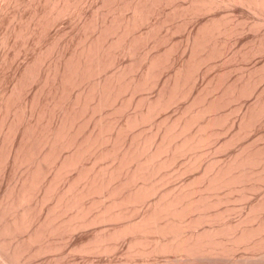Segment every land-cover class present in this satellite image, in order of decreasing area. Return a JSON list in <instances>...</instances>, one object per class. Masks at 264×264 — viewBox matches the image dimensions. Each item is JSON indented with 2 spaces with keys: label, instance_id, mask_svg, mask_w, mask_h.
Wrapping results in <instances>:
<instances>
[{
  "label": "rangeland",
  "instance_id": "1",
  "mask_svg": "<svg viewBox=\"0 0 264 264\" xmlns=\"http://www.w3.org/2000/svg\"><path fill=\"white\" fill-rule=\"evenodd\" d=\"M3 0H0V5H1V3H2V6H4L3 7V11H4V13L2 12V9H0V15L1 14H3V15H1L0 16V164H1V162H2V165H3V163H4V160L6 161L5 162V164H4V166H2V165H0L1 167H2V172L0 173V201H2V202H0V204H2V205H4L5 207L6 206H8V207H6L7 208V212H6V208L4 207V206H0L1 208L0 209H2V211L0 210V214L2 213L3 214V216H1L0 217V219L1 218H5V219H9L10 217L9 216H11V214H12V216H14V214H16L17 213V215L16 216H18L17 217V220H19V219H21V221H20V223L17 221V223L18 224H20V225H23L22 224V220H23V215H22V212H24V210H26V209H28V211H27V213L29 212L30 214H31V216H36V218L34 217L33 218V221L35 222V221H37L38 223H40L41 221V223H43L44 222V220L47 218V220L45 221L46 222V224H48L49 222H51V223H49V224H51L50 226L48 225V226H45L44 225V223L43 224H38L37 222H32V224H34V226H28V225H26V226H20L19 225V228L15 231V232H13V230H12V232L11 231H3L4 230V228H2L1 227V225L3 226V227H5V228H7V226L8 225H11V223L10 222H12V220H13V217L12 218H10L9 220H8V222L10 223H8L5 219H1L0 220V227H1V229H3V230H1L0 229V231H2L1 233H0V241H2L3 240V243L2 242H0V264H15L16 263V261H17V264H19V262H20V264H117L118 262V264H149V262L151 261V264H154L155 262H153V260L154 261H156V260H161L162 262H164V264H166L165 262H168V261H170V262H168L167 264H181V262H179V260L182 258L181 256H182V254H176V253H173V252H171L170 251V253H171V255L167 252V251H165L166 252V254H165V252L163 251V250H161L159 247L161 246V245H163V243L165 244V242L164 241H166V240H168V242L172 239L171 237L173 236V235H171L170 233H167L168 235V237L167 236H165V234H163L166 238H165V240L163 239V237L164 236H162V234H157L156 232H153V231H146L145 233L143 232V233H141L140 231L139 232H132V233H129L128 234V236H126V234H124V237H126V238H123V234H118V233H120L121 232V230H122V228H124L125 227V224H127L128 222L127 221H132L131 219H133V218H135V220H137L144 212H147V211H150L151 209H152V207L154 206L153 204L154 203H152V205L150 206V201L152 200V202H155L156 200H158L159 198H166V196H168L169 195V198H171L172 197V195H174V193H175V191L176 192H178L177 190V188H179V190L180 189H182L183 188V190H184V193L182 192V190H180L181 192L179 193L181 196H184V198H186V199H193V197H198V195H201V196H199L198 198L200 199L202 196H204L205 197V199L206 198H210V199H203L204 201H208V206L210 207H208L207 209H205V208H203L204 210H202V207H201V211H200V213L202 214V212L204 213V214H206V213H208L209 214V216H211V217H208V214H207V216L205 217V219H204V217L203 216H205L204 214H203V216L200 214V217H199V211H198V209L196 210V211H194L195 212V214L199 217H197L198 219H200V218H202V219H204V220H206V222L203 220L202 222L204 223V224H201V222L199 223V224H201V225H199V224H197V227H194L192 230H189L190 232L191 231H193V230H195V231H200L201 233H204V232H202V229L204 230V229H206V231H208L207 233H209L210 232V234L212 235V233L211 232H214L215 230H213V229H211L212 227H217L218 228V230H222V229H225V227L227 226L228 228L227 229H225V232H223V231H221V234L220 233H218V234H216L215 235V237H216V239L218 240L219 239V247H218V253H213V254H210V255H205V257H204V255H203V257L202 256H199V257H201V258H198V256H196V257H194V259H193V257H187L186 255H184L183 256V258L181 259L182 260V264H185L186 262V264H204V263H207V264H221V263H223V264H235V263H237V264H240V262H242L241 264H248L249 263V261H251L249 264H262V263H264V261L262 262V260H264V248H262V246L261 245H263V247H264V244L262 243V242H260V241H263L264 242V234H263V232H264V222L262 221V220H264V206L262 205V204H264V202H261L262 200H261V198H263L264 199V183L262 182V181H264L263 179H264V167H263V164L262 163H264V161H262V158H263V160H264V157H262V156H264L262 153L264 152V114L262 113V112H264L263 110H264V82H263V80L264 79H262V78H264V69L261 71V69H259L258 67H264L263 65H264V27H262L263 25H264V23H263V21H264V19H262V18H264L263 17V15L264 14H262L261 12V14L260 13H256V12H253V13H255V14H253V13H251L252 12V9H248V8H246L245 9V7H234L235 9H237V11L236 10H234L233 9V7H222V8H218L217 10H215V8H213V9H211L210 10V12L208 13L206 10V12L205 11H202V10H204L202 7V5H205L207 2H209V1H212V0H209V1H207V0H200V2L199 1H196V3H195V5L198 3V5H201V6H198V7H196L195 5H194V2L195 1H193L192 0V2H191V0H188V1H186V0H160V2H159V0L157 1V0H153L154 1V3H153V1L152 0H150V4L152 3L153 5L151 6V11L152 10H154L155 12L154 13H152L151 12V14H149L148 15V23H145L144 25L145 26H141V27H139V29H141V30H139V29H137L138 30V32L137 33H139V32H141L142 33V35L141 36H134V38H133V33H131L132 34V36L130 35V37L129 36H125L126 38L127 37H129V38H127V39H125L124 38V36H117V38H116V36H107V37H105L106 39H108V40H106V39H104V36H93V35H95V34H90L91 36H89V34L87 35V36H85L84 35V29H82L83 27H85V25L86 24H84L85 23V17H87V20H86V23H87V21L89 22V21H91V20H88V18L89 19H93V17L94 18H100L99 20H103V18L104 19H109V18H111L112 16V14H114V13H117V12H113L112 14H109L108 13V15L106 14V12L108 11V8H109V6L111 7V6H117L119 3L118 2H122V3H128L129 2V0H124V1H120V0H117V3L118 4H115L116 2H113L112 0L110 1V0H87L88 2H86L85 0L83 1H81V3H79V5H78V3H77V5L79 6V7H77V11H75V9L73 10V15L72 14H67L66 15V17H63V18H61L60 20H58L54 25H51V26H49V25H47V27L46 28H48V29H45L44 30V26H42V23H41V20H40V18L42 19L43 18V15L45 14V12H46V10H47V8H48V6H49V3H46V4H48V5H46V4H44L45 3V0H41V2H40V0H35V2L36 1H38V2H36V3H39V5L37 4H33L32 2H34V1H32V0H12V1H8V0H6V4L8 5H11V6H8V8L10 7V9L8 10H6V8H5V2L3 1ZM20 3H19V2ZM32 1V2H31ZM131 2H134V1H132V0H130ZM152 1V2H151ZM161 1H162V3H161ZM170 1V2H169ZM184 2V4L182 3V2ZM186 1V2H185ZM9 2V3H8ZM12 2V3H11ZM16 3V5H14L15 3ZM18 2V3H17ZM28 2H30L29 4H28ZM34 2V3H35ZM46 2H48V0L46 1ZM112 4H115V5H112ZM131 2H129V3H131ZM156 2V3H155ZM159 2V3H158ZM168 2V3H167ZM172 2V3H171ZM177 3V6L179 7H175L174 6V4H176ZM181 3V4H179V3ZM204 4H203V3ZM3 3H4V5H3ZM22 3V5H18V4H21ZM25 3V4H24ZM85 3H87L86 5H84ZM105 3V4H104ZM106 3H108V4H106ZM191 3H193V4H191ZM202 3V4H201ZM212 3V2H211ZM28 4V5H27ZM31 4H32V6H31ZM100 4V5H99ZM159 4V5H158ZM165 4V5H164ZM166 4H167V6H169V7H166ZM171 4V5H170ZM188 4V5H187ZM7 5H6V7H7ZM14 5V6H13ZM26 5V6H25ZM43 5H45L44 7L45 8H43L42 6ZM81 5V6H80ZM83 5H84V7H83ZM99 5V6H98ZM183 5V6H182ZM191 5V6H190ZM207 6L209 5H211L210 3H208V4H206ZM205 5V6H206ZM20 6H22V7H20ZM25 6V7H24ZM30 6V7H29ZM36 6V7H35ZM38 6H39V8H38ZM97 6V7H96ZM101 6V8H102V10L104 9L106 12H104L103 13V11H101V8H99V10H97V8L98 7H100ZM154 6V8H152ZM156 6V7H155ZM162 6V7H161ZM188 6V8H186V7ZM195 6V7H194ZM17 7H20V8H17ZM26 7H28V8H26ZM34 7V8H33ZM83 9H82V8ZM106 9H105V8ZM164 7V8H163ZM165 7H166V12H165ZM175 7V8H174ZM185 7V8H184ZM192 7H194V8H197V9H195V13H194V11L192 12ZM199 7H201L202 9H200ZM16 9V11H15V9ZM22 8V9H21ZM36 9L35 11L33 10V9ZM41 8H42V10H41ZM159 8V9H158ZM161 8H162V11H161ZM172 8H173V10H172ZM177 8V9H176ZM194 8H193V10H194ZM198 8L200 9L198 12L196 11V10H198ZM86 9H88V10H86ZM96 9V10H95ZM170 9V10H169ZM178 10V11H180V14L178 13V11H177V14H176V12H175V10ZM181 9V10H180ZM183 9H185V11H184V13H181V11L183 12ZM190 9H191V11H190ZM229 9V10H228ZM238 9H239V11H238ZM248 9V10H247ZM83 10V11H82ZM169 10V11H168ZM220 10V11H219ZM235 12H234V11ZM246 10V11H245ZM19 11V12H18ZM40 13H38V12ZM41 11H44V12H41ZM74 11H75V13H74ZM87 11V12H86ZM98 11H100V13L98 12ZM159 11H161L162 13H160ZM172 11H174V13L171 12ZM189 11V15L191 14V12H192V14L194 15H188L187 14V12ZM220 12V14H218L219 12ZM229 11H230V13H229ZM247 11H249V12H247ZM2 12V13H1ZM15 12V13H14ZM32 12V13H31ZM76 12H77V14H76ZM78 12L81 14V15H83V16H81V15H79L78 14ZM83 14H82V13ZM89 12V13H88ZM92 12V13H91ZM93 12H97L96 14L95 13H93ZM160 14H158V13ZM169 12V13H168ZM204 12V13H203ZM217 12V13H216ZM227 12V13H226ZM235 14H234V13ZM16 15L17 13V17H16V20L15 19H13L12 17H14L15 15ZM43 15H42V14ZM106 14V16L105 15H102V14ZM157 13V14H156ZM198 13V14H197ZM206 13V14H205ZM210 14H212V15H210V17H208ZM238 15H237V14ZM241 13V14H240ZM249 13V14H248ZM32 14H34V17H33V15ZM35 14H38V15H35ZM89 14V15H88ZM99 14V15H98ZM102 16H101V15ZM118 14V13H117ZM171 14V15H170ZM185 14V15H184ZM204 14V15H203ZM224 14H226V17H225V15ZM257 14V15H256ZM260 14V15H259ZM14 15V16H13ZM32 17H31V16ZM81 16V17H83L82 19H81V17H77V16ZM88 15V16H87ZM96 15V16H95ZM109 15H110V17H109ZM116 15V14H115ZM119 15V14H118ZM154 15V16H153ZM158 15L160 16V17H158ZM163 15V16H162ZM165 15L167 16V17H165ZM174 15H176V16H174ZM180 15V16H179ZM183 15H184V17H183ZM195 15H197V16H195ZM217 15V16H216ZM222 15V16H221ZM230 15V16H229ZM236 15V17L234 18V16ZM240 15V16H239ZM241 15L243 16L242 18H241ZM248 15V16H247ZM251 15H253V16H251ZM11 16V17H10ZM41 16V17H40ZM70 16V17H69ZM93 16V17H92ZM108 16V17H107ZM157 18H160L159 20H157L156 19V17ZM173 16V17H172ZM186 16H188L189 18H191L190 20H191V23H187L188 21L190 22V20H188L189 18L188 17H186ZM207 16V17H206ZM213 16H214V18H216L215 20H213ZM223 16L225 17V18H223ZM229 17V19H228V17ZM246 16V17H245ZM250 16H251V18L253 19H251L250 18ZM255 16H256V18H255ZM260 17V18H258V17ZM8 17H9V20H8ZM31 17V18H30ZM102 17V18H101ZM155 17V18H154ZM165 17V18H164ZM182 17V18H181ZM197 17V18H196ZM220 17H222L221 19H223V21H222V23H221V20L219 19ZM232 19H231V18ZM245 17V18H244ZM11 18V19H10ZM30 18V20H32V21H30V20H27V19H29ZM35 18H37L38 19V22H37V19H35ZM67 18V19H66ZM81 19V20H79V21H82V22H78V20H76V19ZM161 18H163V19H161ZM170 18H172V20H170ZM184 18V19H183ZM193 18V19H192ZM247 18V19H246ZM249 18V19H248ZM25 19H26V21H27V23H26V21H25ZM74 19H75V21H74ZM151 19V20H150ZM153 19V20H152ZM169 20V21H167V20ZM176 19V20H175ZM186 19H187V22H186ZM196 19H198V20H196ZM201 19H203V20H201ZM208 19H210V20H208ZM219 19V20H218ZM225 19V20H224ZM229 21H228V20ZM235 19H236V21H235ZM237 19H239V20H237ZM246 19V21H249V22H246V21H244V20ZM254 19H257V22L258 23H256V20H254ZM12 22H11V21ZM23 20L25 21V23H23ZM36 20V21H35ZM64 20H66V21H64ZM70 21V24H69V21ZM162 20V21H161ZM165 20H166V22H169V23H164L165 22ZM173 20H175L174 22H172ZM181 20H183V21H181ZM193 20L195 21V22H193ZM233 20V21H232ZM241 20V21H240ZM252 20V21H251ZM7 21H8V24H7ZM16 21V22H15ZM37 23V25H36V23ZM84 21V22H83ZM153 21H155V23H157V24H155ZM203 23L204 21V23H207V22H210V23H207L208 24V26L209 27H211V29H212V27L214 26V29H212L213 30V32H211L212 33V35H209L208 33H210V31H212L210 28H209V31H207V32H205V35L207 34L208 36H207V39H204V38H206V36H203L204 35V33L202 34V33H200L201 35H202V37H199V36H197V29L196 28H198L199 26H200V24H201V22ZM207 21V22H206ZM214 22V24H213V22ZM228 21V23H226ZM232 22V24H230L231 22ZM242 21H244V22H242ZM253 21H255V22H253ZM14 22V23H13ZM30 22H31V24H30ZM73 22V23H72ZM77 22V23H76ZM181 22H186L187 23V26L185 25L186 23H181ZM196 22H198V23H196ZM200 22V23H199ZM219 22V23H218ZM237 22H239V23H241V25L243 26V28H241V32H240V29H238V28H240V24L239 23H237ZM246 22V23H245ZM262 22V23H261ZM11 23H13L12 24V26L14 25L15 26V29H14V27H12L10 24ZM33 23V24H32ZM62 23V24H61ZM65 23V24H64ZM68 23V24H67ZM74 23H76V25L74 24ZM82 23V24H81ZM161 25H160V24ZM163 23V24H162ZM203 23V24H204ZM216 23H218V24H216ZM224 23H225V25H224ZM236 23V25H234V24ZM243 23V24H242ZM249 23V24H248ZM253 23H256V24H253ZM30 24V25H29ZM61 24V25H60ZM72 24V25H71ZM74 24V25H73ZM83 24H84V26H83ZM148 24V25H147ZM153 24H155V25H153ZM180 24V25H179ZM182 24V25H181ZM191 24V25H190ZM202 24V25H203ZM211 24H213V25H211ZM220 24H221V27H220ZM251 24H252V26H251ZM24 25V26H23ZM26 25H28V26H26ZM34 25H36V26H34ZM82 25V26H81ZM152 25H153V27H152ZM163 25V26H162ZM176 25H178V26H176ZM192 25H193V28H192ZM216 25H218V26H216ZM223 25V26H222ZM229 25V26H228ZM239 25V26H238ZM11 26V27H10ZM20 26H21V29H20ZM22 26L24 27V28H22ZM26 26V27H25ZM40 26H41V28L42 29H39L40 28ZM46 26V25H45ZM49 26V27H48ZM76 26H78V27H76ZM79 26H81L82 28H80ZM149 26V27H148ZM157 27V29H154L155 27ZM161 26V27H160ZM166 26V27H165ZM172 26V27H171ZM181 26H182V28H181ZM188 28V29H186V30H184L186 27ZM190 26V27H189ZM204 26V25H203ZM202 26V27H203ZM231 26V27H230ZM232 26H234V27H236V28H232ZM29 27V28H28ZM36 29H35V28ZM56 27V28H55ZM77 28V30L75 29V28ZM145 27V28H144ZM151 27V28H150ZM164 27H165V29H164ZM169 27H170V29H169ZM174 27V28H173ZM179 27V28H178ZM183 27H184V29H183ZM194 27H196V28H194ZM201 27V28H202ZM227 27H229V28H227ZM238 27V28H237ZM9 28H11V29H9ZM26 28V29H25ZM59 28V32L57 31V29ZM68 28V29H67ZM71 30H70V29ZM161 28V29H160ZM178 28V29H177ZM192 28V29H191ZM201 28H198L199 30L201 29ZM225 28H227V29H229V30H225ZM231 28V29H230ZM254 29L255 28V31H253L252 29ZM13 29H14V31H13ZM17 29H19L17 32H16V30ZM38 29V32L36 31ZM51 29V30H50ZM142 29L144 30V31H142ZM149 29V30H148ZM159 29L161 30L160 32H158L159 31ZM164 29V30H163ZM171 29L173 30V31H175L174 33H173V31L171 32ZM175 29V30H174ZM181 29V30H180ZM203 29V28H202ZM216 29H218L217 30V32L215 31ZM219 29H220V31H219ZM235 29H236V32H234L235 31ZM11 30V31H10ZM22 30V31H21ZM26 31V33H25V31ZM33 30H34V32H33ZM41 30V31H40ZM47 30V31H46ZM63 30H65V31H63ZM74 30V31H73ZM145 30L147 31V33L145 32ZM150 30H152V31H150ZM156 30V31H155ZM169 30V31H168ZM179 30L181 31V32H179ZM191 30V31H190ZM198 30V31H199ZM221 30H222V34H219L220 32H221ZM234 30V31H233ZM237 30L240 32V33H238L237 34ZM242 30H243V32H242ZM11 33H10V32ZM29 31V32H28ZM31 31L33 32V33H31ZM40 31V32H39ZM45 31V32H44ZM49 31V32H48ZM74 33H73V32ZM76 31H78V33H77V35L75 34L76 33ZM149 31V32H148ZM176 31H178V32H176ZM188 31H190V32H188ZM201 31V30H200ZM232 31V33H230ZM244 31H245V34H244ZM10 34H9V33ZM21 32V33H20ZM24 32V33H23ZM42 32H44V33H47V34H44V33H42ZM60 33V34H58V33ZM63 32V33H62ZM71 32V33H70ZM81 34H80V33ZM135 32V33H136ZM152 32V33H151ZM165 32V33H164ZM167 32V33H166ZM171 32V33H170ZM16 33V34H15ZM18 33V34H17ZM28 33V34H27ZM29 33H30V35H29ZM35 33H37V35L35 34ZM49 33V34H48ZM83 33V34H82ZM151 33V34H150ZM153 33H155V34H153ZM157 33H159V34H157ZM169 33V34H168ZM173 33V36L171 35ZM189 34V35H186V34ZM196 34V36H195V34ZM210 33V34H211ZM215 33V34H214ZM230 33V35H228ZM235 33H236V35H235ZM22 34H23V36H22ZM26 34V35H25ZM40 34H42L41 36H39ZM80 34V35H79ZM149 34V35H148ZM164 34V35H163ZM175 34V35H174ZM192 34V35H191ZM217 34V35H216ZM223 34H225L224 36H223ZM232 34H234V35H232ZM241 34V35H240ZM263 34V35H262ZM4 35V36H3ZM10 35V36H9ZM13 35V36H12ZM16 35H18V36H16ZM29 35V36H28ZM45 35V36H44ZM47 35V36H46ZM60 35H62V36H60ZM81 35H83V36H81ZM135 35V34H134ZM143 35H144V37L146 38H143ZM154 35V36H153ZM155 35H157V36H155ZM159 35V36H158ZM170 35V36H169ZM191 35V36H190ZM194 35V36H193ZM213 35L215 36V37H217L218 36V38H214L213 37ZM221 35V36H220ZM228 35V36H227ZM238 35V36H237ZM149 38H148V37ZM193 36V37H192ZM211 36V37H210ZM118 37L119 38H121V39H118ZM189 37H191V38H189ZM199 37V38H198ZM204 37V38H203ZM212 37H213V39L214 40H212ZM113 38V39H112ZM123 38H124V41H123ZM132 38V39H131ZM137 38V39H136ZM148 38V39H147ZM189 38V39H188ZM194 38H197V39H199V40H204V43H203V41L201 42L200 41V45H198L199 43H197V44H195L197 41L199 42V40H195ZM114 39H116V40H118V43L114 40ZM102 40H103V42H102ZM106 40V41H105ZM114 42H113V41ZM127 40V41H126ZM132 40V41H131ZM191 41V42H188V41ZM195 42H194V41ZM206 40V41H205ZM211 40V41H210ZM215 40H216V43L218 42V44H216L215 43ZM96 41V42H95ZM107 41H108V44H107ZM110 41H112V42H110ZM122 41V42H121ZM194 43H193V42ZM90 42L92 43L91 45H90ZM100 42V43H99ZM102 42V43H101ZM207 42H209V43H207ZM211 42V43H210ZM257 42V43H256ZM260 42H262L261 44H259ZM94 43V44H93ZM95 43H97V44H99V45H95ZM106 43V45L104 46L103 44H105ZM112 43V44H111ZM116 43V44H115ZM121 43L123 44L122 46H121ZM126 43V44H125ZM191 43V44H190ZM205 43H207V44H205ZM215 43V44H214ZM88 44H89V46L91 47L90 49H94L95 47V50L96 51H98V52H96V51H91L90 52V49H89V46H88ZM118 44H120V45H118ZM188 44H190V45H188ZM202 44V45H201ZM203 44H204V47H203ZM211 46V48L209 47V45ZM212 44V45H211ZM85 45H87L88 46V49H89V51H88V49H87V47L85 46ZM103 45V46H102ZM110 45H111V49H109L110 48ZM116 45H118V46H116ZM124 45H126V46H124ZM128 45H129V47H128ZM205 45H207V46H205ZM215 45H216V48H215ZM253 45H255V47L253 46ZM107 46V47H106ZM113 46V47H112ZM116 46V47H115ZM189 46V47H188ZM194 46V47H193ZM195 46H197V47H195ZM200 46V47H199ZM213 46H214V49H213ZM84 47H86L85 49H84ZM97 47L99 48V50L97 49ZM100 47H102V48H100ZM106 47V48H105ZM122 47V48H121ZM192 47V48H191ZM200 49H199V48ZM203 47V48H202ZM207 47H208V49H207ZM259 48V49H257V48ZM105 50H104V49ZM115 48V49H114ZM118 50H117V49ZM129 48V49H128ZM194 48H196V49H194ZM220 48V49H219ZM254 48H256V49H254ZM82 49L83 50H87L86 52H89L90 54H89V57H90V55H92L94 52H95V54L92 56V57H94V59L95 60H97V62H99V64L101 63V61H102V63L104 64V62H106L105 64H104V66H103V64H100V66H98L99 64L93 59V58H91V59H89L86 55H88L85 51L84 52H82ZM100 49H102V50H100ZM107 49V50H106ZM122 51V53L120 52V50ZM124 49H126V50H124ZM190 49V50H189ZM195 50L196 52H194V54L193 53H191V52H193L192 50ZM203 49L205 50L206 49V51H203ZM215 49H217V51L215 50ZM103 50L105 51V53L103 52ZM108 50H110V51H108ZM112 50V51H111ZM116 50V51H115ZM198 50V51H197ZM212 50V51H211ZM219 50V51H218ZM260 50H262L261 51V53H260ZM114 51V52H113ZM204 52V53H201V52ZM215 51V52H214ZM220 51H223L224 52V55H223V53L222 52H220ZM248 51V52H247ZM82 52V53H81ZM101 52H103V53H101ZM109 52V53H108ZM112 52V53H111ZM115 52H116V55H115ZM205 52H206V54L207 53H210V52H212V53H210V54H208V56H206V54H205ZM245 52V53H244ZM249 52H250V54H249ZM254 52V53H253ZM257 54H256V53ZM119 53V54H118ZM198 53H201V54H203V55H201V54H199V56H196ZM244 53V54H243ZM80 54H81V56H80ZM100 54V55H99ZM106 54H109V57L107 58V55ZM189 54V55H188ZM190 54H193V55H195V57H193L192 55H191V57H193V58H191L190 57ZM243 54V55H242ZM247 54H248V56L250 55V57H248L247 56ZM254 54L255 55H257V57L256 56H254ZM98 57H97V56ZM101 55L103 56V57H105V58H103V57H101ZM106 55V56H105ZM216 55V56H215ZM217 55H220V56H217ZM223 55V56H222ZM241 55H242V57H243V59H250V63H248V60H247V62L245 61V60H243L242 61V57H241ZM83 56V57H82ZM96 56V57H95ZM201 56H203V57H201ZM215 56V57H214ZM244 56H245V58H244ZM251 56H253V57H251ZM81 59H80V58ZM153 57H154V59H153ZM213 59H212V58ZM248 57V58H247ZM78 58V59H77ZM84 58H86L87 60L89 59V60H91V62L89 61H87V62H85L84 61ZM101 59V61H100V59ZM109 58H110V60H109ZM114 58V59H113ZM158 58V59H157ZM187 58L188 59H192V62L190 61V60H187ZM195 58V59H194ZM198 58V59H197ZM199 58H200V60H201V58L204 60H206V61H208L209 59H211V61H208V62H206L205 60L203 61H201V65H198V64H200V60H199ZM214 58H215V60H214ZM251 58L253 59L252 60V62H251ZM106 59V60H105ZM157 59V60H156ZM76 60H81V61H76ZM94 60V61H93ZM112 60V61H111ZM153 60V61H152ZM161 60V61H160ZM195 60H198V62L196 61V63H195ZM83 61V62H82ZM149 61H152V62H149ZM156 62V64L154 65V63ZM187 61V62H186ZM188 61H190L191 63H193V64H191L192 65V70H191V66L190 65H188L187 63H189L190 64V62H188ZM75 62L76 63H78V64H75ZM80 62V63H79ZM84 62H85V65H86V63H88L86 66L84 65ZM97 64V65H94L95 63ZM111 63V64H109V63ZM214 62V65L212 64ZM246 63V66H248V67H246L244 64ZM72 63H74V64H72ZM82 63V64H81ZM89 63H90V65H89ZM93 63V64H92ZM161 63V64H160ZM186 63V64H185ZM213 65H211V64ZM73 65L72 67L70 66V65ZM81 64V65H80ZM109 64V66H107ZM157 64H158V66H157ZM205 64H206V66H207V64H208V66L206 67L205 66ZM210 64V65H209ZM243 64V65H242ZM78 66V68H80L79 69V71L77 70L78 68H77V66ZM148 65H149V70H148ZM152 65V66H151ZM161 65H162V67H161ZM182 65L184 66L185 65V67L183 68L182 67ZM186 65H188V66H186ZM194 65V66H193ZM241 67H240V66ZM81 66L83 67V69H87L86 71L85 70H82V68H81ZM89 66V67H88ZM90 66H92L91 68H90ZM97 66V68L96 69H98V67H99V69L100 68H102L101 70V73H100V70L98 71V70H96L95 69V67ZM159 66L161 67V68H159ZM245 66V67H244ZM255 66V68H254V70L256 71H254L252 68ZM69 67V68H68ZM72 68V70L70 71V69ZM182 67V68H181ZM250 67V68H249ZM252 67V68H251ZM88 68H89V70L90 69H92V71H94V70H96V71H94V73L92 72V74H90L91 73V70H90V73L89 72H87L88 71ZM106 68V69H105ZM154 70H152V69ZM155 68V69H154ZM177 68H179L180 69V71L178 72V70H177ZM185 68L186 69H188V70H190V71H188V70H186V71H188V72H186L185 71ZM198 69V74L196 73V69ZM200 68V69H199ZM208 68V69H207ZM247 68V69H246ZM67 69H69V70H67ZM75 69V70H74ZM159 71H158V70ZM160 69H162V70H160ZM181 69H182V71H184V72H182L181 73ZM184 69V70H183ZM195 69V70H194ZM245 69V70H244ZM82 72H81V71ZM116 70V71H115ZM147 70V71H146ZM155 70H156V72H155ZM201 70V71H200ZM66 73H65V72ZM70 71V72H69ZM99 73H98V72ZM119 71V72H118ZM150 71V72H149ZM192 71H194L195 72V77L196 78H194L193 76V72ZM261 71V72H260ZM68 72V73H67ZM73 72V73H72ZM75 72H76V74H75ZM77 72H79L80 74H82L81 76H79L78 74H77ZM84 72H85V74H84ZM112 72V73H111ZM114 72V73H113ZM123 72V73H122ZM125 72V73H124ZM147 72H148V74H149V76H147ZM154 72V73H153ZM158 72H161V73H158ZM178 72V73H177ZM185 72H186V76H184L185 75ZM189 72H191V73H189ZM255 72V73H254ZM71 75H70V74ZM86 73H88V74H90V75H88V74H86ZM111 73V74H110ZM119 73V74H118ZM146 73V74H145ZM151 73V74H150ZM176 73V74H175ZM260 73H261V75L263 76V77H261V75H260ZM63 74V75H62ZM67 74V76H65ZM69 74V75H68ZM75 74V75H74ZM108 74H110V76L111 77H114L115 75V80H114V78H111ZM113 74H115V75H113ZM121 74V75H120ZM144 74H145V76H147V77H150L149 79L147 78L146 79V77L144 76ZM153 74H155V75H153ZM174 74H175V76H176V80H175V76H174ZM182 74V75H181ZM189 74H190V76H189ZM224 74V75H223ZM245 74V75H244ZM247 74V75H246ZM249 74V75H248ZM257 74H259V75H257ZM74 75V77H72ZM84 75V76H83ZM86 75V76H85ZM106 75V76H105ZM113 75V76H112ZM177 75H178V78H177ZM197 75H198V77H197ZM220 75L222 76V77H220ZM226 75V76H225ZM243 76V79H241L242 77H240V76ZM70 76V77H69ZM76 76H78L79 77V79H78V77H76ZM88 76H89V78H88ZM108 76V77H107ZM132 76V77H131ZM134 76V77H133ZM239 78H238V77ZM249 77V79L247 78V77ZM62 77V78H61ZM65 77V78H64ZM67 77H68V79H67ZM88 78V80H87V78ZM106 77V78H105ZM123 77V78H122ZM181 77L183 78V77H185L186 79H188V81H189V79H190V81L189 82H186L187 80H185V78H183V80H185V81H183L182 79H181ZM190 77V78H189ZM220 77V78H219ZM229 80V81H227L226 80V78ZM257 77V78H256ZM64 78V79H63ZM77 79V80H79L78 82H79V84H76V80H75V82H74V79ZM80 78H81V80H80ZM83 78V79H82ZM84 78H86V80L84 81ZM102 78V79H101ZM118 78H119V81H118ZM126 78V79H125ZM132 78V79H131ZM135 78V79H134ZM180 78V79H179ZM191 78L193 79V80H191ZM221 78H223V79H221ZM235 78V79H234ZM245 78V79H244ZM247 78V79H246ZM68 81H67V80ZM73 79V80H72ZM101 79V80H100ZM104 79H106V81L104 80ZM145 79V80H144ZM197 79V80H196ZM83 80V81H82ZM99 82H101V84L103 85V87H107L106 89H108V90H106L105 88H103L102 87V85H100V83H97L98 81ZM111 80V81H110ZM114 80V81H113ZM121 80H122V82H121ZM126 80V82H128V83H126V82H124ZM129 80H130V82H129ZM142 81V82H140V81ZM173 80H175V81H173ZM180 82H178V81ZM180 80H182L183 82H181ZM209 80V81H208ZM213 80V81H212ZM216 80H218V81H216ZM222 82V81H227V82H229V83H231L230 82V80H236V81H233L231 84H230V86L232 85V87H233V85L235 86V87H237L238 86V90H236V88H234L235 89V93L233 92L234 91V89L233 90H231L232 89V87H230V86H228L227 84V82H225V83H227L226 85H224L225 83L223 82V83H221L220 81ZM242 80V81H241ZM245 80H246V82H245ZM253 80V81H252ZM260 80V81H259ZM262 80V81H261ZM63 81H67V82H69V84L67 83V82H63ZM81 81V82H80ZM132 81V82H131ZM134 81V82H133ZM137 81V82H136ZM138 81L140 82L139 84H138ZM196 81H197V83H196ZM211 81V82H210ZM215 81V83L217 82V84H215V83H212V82H214ZM251 81V82H250ZM72 82V83H71ZM77 82V83H78ZM106 82V83H105ZM109 82V83H108ZM113 82V83H112ZM116 82V83H115ZM124 82V83H123ZM135 82H136V84H138L136 87H135ZM144 82V83H143ZM170 82H171V88H170ZM174 82V83H173ZM175 82L178 84H175ZM195 82V83H194ZM207 82H210L209 84L207 83ZM235 82V83H234ZM242 82V83H241ZM247 83V84H245V88L243 87L244 86V83ZM252 82H253V84H252ZM254 82H255V84L257 85L256 86V88H255V84H254ZM120 83H122L121 84V86H119L120 85ZM133 83V84H132ZM146 83V84H145ZM165 85H164V84ZM181 83H183V84H181ZM188 84V86H186L187 84ZM218 83H221V84H218ZM234 83V84H233ZM239 83V85H237ZM249 83H251L252 84V88H251V84H249ZM260 84V85H258V84ZM75 84V85H74ZM97 84H99V85H97ZM109 84V85H108ZM128 84V85H127ZM144 85V86H141V85ZM166 84H169L168 85V88H170V89H172L173 88V90H171L170 91V89H167V85ZM174 84V85H173ZM181 84V85H180ZM223 84V85H222ZM248 84H249V86H248ZM73 85V86H72ZM97 87V90L98 91H95V92H93L94 90H96V87ZM106 85V86H105ZM108 85V86H107ZM110 85H112L111 87H110ZM127 85V86H126ZM129 85H131V86H129ZM140 85V86H139ZM147 85V86H146ZM185 85V86H184ZM192 85H193V87H192ZM219 85H221V86H219ZM243 87H241V86ZM248 86V88H247V86ZM95 88H94V87ZM100 86H101V88H103V91H105V92H101L102 91V89L100 88ZM116 86H118V87H116ZM126 88L125 90H123V88L124 87ZM131 88H129V87ZM146 86V87H145ZM174 86V87H173ZM178 88H181V90H180V92H178V90H179V88H178V90L176 89V87ZM186 87L185 89H184V87ZM190 86L192 87V88H190ZM228 86V87H227ZM82 87V88H81ZM94 88V90L92 89V91H91V88ZM109 87V88H108ZM121 87V88H120ZM123 87V88H122ZM134 87V88H133ZM139 89H138V88ZM142 87H144V89L142 88ZM161 87L163 88V87H165L164 89H166V90H164V89H161ZM227 87V88H226ZM229 87L231 88L230 89V91H229ZM86 90H85V89ZM113 88H118V90H116L117 91V93H116V91H115V89H113ZM128 88V89H127ZM136 88V89H135ZM242 88V89H241ZM249 88H250V90H249ZM254 88V89H253ZM80 89V92L78 91ZM81 89H84V91L82 92L81 91ZM109 89H113V90H110L109 91ZM133 89V90H132ZM190 90V91H188V90ZM253 89V90H252ZM89 90H90V92H89ZM164 90V92H161V91H163ZM170 92H169V91ZM175 90H176V92H175ZM184 90V91H183ZM187 90V91H186ZM247 90V91H246ZM100 91V92H99ZM112 91H113V93H112ZM122 91V92H121ZM168 91V92H167ZM175 93H174V92ZM183 91V92H182ZM232 91V92H231ZM82 92V94H80ZM86 92V94H84ZM96 92H99V93H102V94H100L99 95V93H97L96 95H95V93ZM109 92H111L112 94H110ZM167 92V93H166ZM184 92H188L187 94H182V93H184ZM243 92L244 93H246L247 92V94H246V96H244L245 94H243ZM87 93H88V95H87ZM93 93H94V96H93ZM133 93V94H132ZM161 93V94H160ZM166 94L165 96H164V94ZM172 93V94H171ZM179 93V95H176V94H178ZM240 93H242L239 97L237 96L238 94H240ZM249 93H251L250 95H249ZM77 94H78V96H77ZM107 94V95H106ZM110 94V95H109ZM167 94H171V95H167ZM181 94L184 96H181ZM234 94V96H231V95H233ZM83 95V96H82ZM86 95H87V97H86ZM91 96V97H88V96ZM97 95H99V96H101L102 95V97H99V96H97ZM120 97H119V96ZM161 95L164 97H161ZM172 95L174 96V98L172 97ZM236 95V96H235ZM260 97H259V96ZM79 96H81V99H80V97ZM84 96H85V99H84ZM105 96H107V98L105 97ZM113 96H114V98H113ZM158 96H159V98L161 97V99H159L158 98ZM181 96V97H180ZM244 96V97H243ZM76 97V98H75ZM92 97H94L93 99H92ZM97 97V98H96ZM99 97V98H98ZM103 97H105V98H103ZM109 97L112 99H109ZM119 97V98H118ZM165 97H169V98H171L172 97V99H169V98H165ZM183 97V98H182ZM77 99L76 101H75V99ZM80 100H79V99ZM87 98V99H86ZM105 99L104 101L106 102H102L103 100H100V99ZM164 100H163V99ZM217 98V99H216ZM222 98V99H221ZM259 98V99H258ZM74 99V100H73ZM83 99V100H82ZM97 99H99V101H101V103L100 102H98L97 100V102H98V104H97V102L95 101V100ZM113 99H115L114 101H113ZM155 99H156V101H155ZM166 99V100H165ZM176 99V100H175ZM201 99V100H200ZM260 99H261V101H260ZM54 100H56V101H54ZM62 100V102H60ZM64 100V101H63ZM70 100H72V101H70ZM81 100L83 101V102H81ZM84 100L86 101V100H88V101H86V102H84ZM92 100H94V101H91ZM113 101V102H111V103H109L110 101ZM118 100V101H117ZM172 100V101H171ZM203 100H204V102H203ZM216 100V101H215ZM217 100H220V101H217ZM223 100V101H222ZM257 100H259V101H257ZM78 101H79V103H78ZM90 101V102H89ZM151 101H152V103H151ZM154 101V102H153ZM162 101H163V104H162ZM165 101V102H164ZM169 103V105H167L168 103ZM169 101H171V102H169ZM200 101V102H199ZM207 101V102H206ZM208 101L211 103V101H213L211 104H209L208 103ZM52 102H54V103H52ZM56 102V103H55ZM64 102V104H59V103H63ZM66 102V103H65ZM77 102V103H76ZM157 102H159V104L157 103ZM195 104H194V103ZM196 102H198L199 104L200 103H203V104H197ZM218 102V103H217ZM260 102V103H259ZM74 103V104H73ZM79 104V105H76V104ZM87 103H89L91 106H88V104ZM93 105H92V104ZM94 103H96V104H94ZM103 103H105V104H103ZM109 103V104H108ZM115 103V104H114ZM148 103V104H147ZM152 104V106H151V104ZM216 103V105H214ZM9 104V106H7ZM24 104H26V105H24ZM54 104V105H53ZM56 104L58 105L59 104V106H57L56 107ZM67 104H69L68 106H66ZM71 104H73V105H71ZM82 104H84L83 105V107L81 108V107H79V106H81ZM108 104V105H107ZM147 104V105H146ZM150 104V105H149ZM154 104V105H153ZM156 104V105H155ZM164 104H166V106L164 105ZM172 104V105H171ZM193 104V105H192ZM205 104H206V108L204 107L205 106ZM219 104V105H218ZM30 105H31V107H32V113H31V107H30ZM61 105V106H60ZM64 105V106H63ZM76 105V106H75ZM86 105V106H85ZM101 105V106H100ZM103 105V106H102ZM110 105V106H109ZM150 106V110H154L153 108H155V110L157 111V112H155V110H154V113H153V111L151 112H149V111H147V109L149 110V107H146V106ZM158 105V106H157ZM194 105H196V106H198V107H196L195 106V108H194ZM209 105H210V107H209ZM259 105V106H258ZM263 105V106H262ZM7 106V107H6ZM25 106H28V107H26L27 108V111H26V108H25ZM70 107V108H66V107ZM72 106V107H71ZM77 106L80 108H78V109H75V107L77 108ZM94 108H93V107ZM95 106H96V108H95ZM100 106V107H99ZM108 106V107H107ZM161 110L162 109V107H163V111L161 110H159V109H156L157 107ZM167 106H169V107H167ZM191 106V107H190ZM208 106V107H207ZM214 106V107H213ZM10 107V108H9ZM24 107V108H23ZM53 107V109H51ZM58 107H59V110H57L58 109ZM62 107V109H64L63 111L65 112V115L63 114L62 115V117H61V113H64L63 111H61L62 109H60ZM74 107V108H73ZM100 109V110H97L98 108ZM104 107H107V108H104ZM153 107V108H152ZM165 107H167V109L165 108ZM195 109V110H193V108ZM217 107V109H213V108H216ZM255 107V108H254ZM257 107V108H256ZM57 108V109H56ZM66 108V109H65ZM89 108V109H88ZM104 108V109H103ZM190 108V109H189ZM254 108V109H253ZM261 108V109H260ZM7 109V110H6ZM34 109V110H33ZM55 109V110H54ZM84 109H88V110H84ZM95 109V110H94ZM101 109H102V111H101ZM140 109V110H139ZM144 109H145V111H144ZM164 109H166V110H164ZM207 109V110H206ZM212 109V110H211ZM251 109V110H250ZM6 110V111H5ZM23 110H25L26 112H27V114L25 115V113H23L24 111ZM52 110V112H50ZM69 110V111H68ZM76 112H75V111ZM80 112H79V111ZM82 110V111H81ZM94 110V111H93ZM142 111V113L140 112V114L139 115H135V114H138L139 112H137V111ZM196 110H202L201 112L200 111H197L196 112ZM259 110V111H258ZM70 111L71 112H73V114L72 113H70ZM84 111H85V114H82V113H84ZM87 111L89 112V113H87ZM189 113L190 111V113H191V115H190V113L188 114L187 112ZM208 111V112H207ZM214 111V112H213ZM253 111H254V113L256 114L257 113V115H255L254 113H253ZM7 112H8V115H7ZM28 112H30V114L28 113ZM59 112H61V113H59ZM66 112H69V113H66ZM78 112H79V114H78ZM102 114H101V113ZM136 112V113H135ZM147 113V114H149L150 113V115H146V117H144L145 116V113ZM185 112V113H184ZM193 112V113H192ZM195 112V113H194ZM212 114H211V113ZM259 112H261L260 114H259ZM52 113V114H51ZM54 113H55V115H54ZM76 113V114H75ZM80 113H81V116H80ZM96 114L95 115V117H93L94 115L93 114ZM131 113L133 114V116L135 115L137 118H139V119H137L136 117H133L132 115H131ZM157 113V114H156ZM196 113H197V115H196ZM198 113H200V115L198 114ZM204 113H206V114H204ZM248 113V114H247ZM58 114V115H57ZM78 114V115H77ZM93 115V116H91V115ZM188 116H187V115ZM244 114H246V115H244ZM250 114H253L252 116L250 115ZM259 114V115H258ZM54 115V116H53ZM68 116V119H67V116ZM74 117H73V116ZM83 115V116H82ZM129 115H130V117H129ZM142 115V116H141ZM182 115H185L184 116V118H182L181 116ZM195 117H194V116ZM212 117H211V116ZM256 117H255V116ZM262 115V116H261ZM52 116V117H51ZM58 116H59V118H58ZM71 116V117H70ZM79 118H78V117ZM141 116V117H140ZM152 116V117H151ZM191 116V117H190ZM201 116H203L202 118H201ZM206 116L209 118H206ZM214 116V117H213ZM216 116V117H215ZM258 116H260L259 117V120H257V118H258ZM66 117V118H65ZM75 117H76V119H75ZM90 117V118H89ZM92 117H93V119H92ZM101 117H103V118H101ZM150 117V118H149ZM185 117H186V121H187V123L188 124H184V123H186L185 122ZM189 117V118H188ZM211 117V118H210ZM218 117H220V118H218ZM246 117V119H245V121H247V123H244L245 121H244V118ZM66 120H65V119ZM96 118V119H95ZM134 118V119H133ZM136 118V119H135ZM143 118H144V120H143ZM182 119V120H184V121H181L182 122V124H181V122L179 121L180 119ZM193 120H192V119ZM195 118V119H194ZM202 120H201V119ZM215 118V119H214ZM249 118V119H248ZM251 118H255V119H253L254 121V123L251 121L252 119ZM5 119V120H4ZM62 119V121H60ZM76 120L75 121V123H73L74 121L73 120ZM79 119V120H78ZM89 119V120H88ZM99 119H101V120H99ZM126 119L128 120L127 122H125L126 121ZM197 119V120H196ZM200 119V120H199ZM212 119V120H211ZM220 120V122L221 123H219L218 121ZM59 120V121H58ZM64 120V121H63ZM72 120V121H71ZM89 121V122H87V121ZM130 120V121H129ZM135 123H137L138 121H139V125L138 126H136L134 123H132V121ZM143 121V122H140V121ZM192 120V121H191ZM204 120V121H203ZM207 122H206V121ZM210 120V122H208ZM218 120V121H217ZM256 120V121H255ZM7 121V122H6ZM71 122V126H70V122ZM102 121H103V123H105V124H100V123H102ZM112 121V122H111ZM191 121V122H190ZM201 121V122H200ZM214 121H215V123H214ZM241 121H243L242 123L244 124H242L241 123ZM248 121H250L249 123H248ZM4 122L6 123V124H4ZM51 122H52V124L53 125H50L51 124ZM59 122H61V123H63L64 124V126H63V124H59ZM64 122H66V123H64ZM83 122H85L84 124H83ZM98 122V123H97ZM115 122V123H114ZM125 122V123H124ZM132 123L131 124V126L133 127V128H131V126L129 125V123ZM177 122V123H176ZM212 122V123H211ZM218 122V123H217ZM252 122V123H251ZM47 123L49 124V126L47 125ZM78 123V124H77ZM80 123H82V124H80ZM97 123V124H96ZM108 123H110L112 126H111V129H110V124H108ZM114 123V124H113ZM121 123V124H120ZM122 123H123V125L125 124V126L124 127H128L129 129L127 130L126 128H124L123 127V125H122ZM128 123V124H127ZM173 123V124H172ZM174 123H176L175 125H176V127H178V125H179V127H180V125H181V127H182V129H181V127L179 128L180 129V131H179V129L178 128H176L175 127V125H174ZM180 123V124H179ZM192 123H194V125L192 124ZM195 123H197V124H195ZM203 123V124H205V125H201V124ZM209 125H208V124ZM69 126H68V125ZM73 124V125H72ZM74 124L76 125H78V129L76 128L77 127V125L74 127ZM96 124V125H95ZM100 124V125H99ZM106 124L108 125V126H106ZM117 124V125H116ZM171 124V125H170ZM213 124H215L216 126H214ZM218 124V125H217ZM247 124V125H246ZM251 124V125H250ZM43 125V126H42ZM58 125H60V126H58ZM80 125V126H79ZM85 125V126H84ZM95 125V127L96 128H98V129H96L95 127V129L93 130V126ZM99 125V127H97ZM102 125V126H101ZM119 125H121V126H119ZM127 125V126H126ZM168 125V126H167ZM172 125H174V126H172ZM185 125V126H184ZM190 125V126H189ZM211 125H213V127L211 126ZM14 127V129H15V131H13V127ZM34 126V127H33ZM41 126L43 127V129L41 128ZM66 126V127H65ZM68 126V127H67ZM82 126H84V128L83 129H81L82 130V133L80 132L81 130H80V128L82 127ZM103 126L105 127V128H103ZM115 126H117V127H115ZM160 126V127H159ZM166 126H167V128L168 129H166ZM191 126H194L193 128L191 127ZM199 126H202L201 128L199 127ZM204 126V127H203ZM211 127V128H208V127ZM250 128H249V127ZM12 128V132L10 131V129ZM16 127H17V129H16ZM26 127H28L30 130H28V128H26ZM33 127V128H32ZM46 127V128H45ZM49 127V128H48ZM54 127H59L58 129L56 128V129H54V131H53V128ZM62 127H64V128H62ZM75 129H74V128ZM80 127V128H79ZM115 127V128H114ZM173 127V128H172ZM175 127V128H174ZM186 127V128H185ZM188 127V128H187ZM192 129H191V128ZM198 129H197V128ZM41 128V130H39ZM52 128V129H51ZM61 128V129H60ZM65 128L67 129V131L65 130ZM71 128V129H70ZM101 128V130H99ZM121 129V130H119V131H117V133H116V130H118V129ZM132 130H131V129ZM156 128H159L158 130L159 131H156ZM163 128V129H162ZM203 128V129H202ZM208 128V129H207ZM213 128H216V129H213ZM241 128V129H240ZM249 128V129H248ZM36 129V130H35ZM38 129V130H37ZM48 129H50L49 131H48ZM104 129V130H103ZM111 130V132H110V130ZM125 131H124V130ZM177 129V130H176ZM184 129V130H183ZM195 131H194V130ZM197 129V130H196ZM202 129V130H201ZM206 129V130H205ZM211 129H213V130H211ZM26 130V131H25ZM32 130V131H31ZM34 130V131H33ZM49 132V134H48V132ZM62 131V133H63V135H61L62 133H58L57 134V132H59V131ZM68 130H71L72 131V133H70L71 131H68ZM78 130H79V132H80V134L78 133ZM84 130V131H83ZM95 130H97V131H95ZM112 130L114 131L113 132V134H110V133H112ZM161 130V131H160ZM167 130V131H166ZM170 130L172 131V132H170ZM173 130H176V131H174L173 132ZM185 130L187 131V132H191V133H187V132H185ZM190 130H192V131H190ZM201 131V133H200V131ZM210 130V131H209ZM216 130V131H215ZM30 132V134H29V132ZM40 131V132H39ZM44 133H43V132ZM51 131V132H50ZM74 131H75V133H74ZM77 131V132H76ZM92 131V135L90 134V132ZM122 131V132H121ZM156 131V132H155ZM163 131V132H162ZM182 131V132H181ZM197 131V132H196ZM206 131V132H205ZM209 131V132H208ZM215 131V134H213V132ZM217 131H218V133H217ZM244 131V132H243ZM15 132V133H14ZM32 132H34L33 134H32ZM43 133V135H42V133ZM46 132H47V134H46ZM54 132V133H53ZM67 132V133H66ZM89 134H88V133ZM97 134H96V133ZM100 132V133H99ZM127 132V133H126ZM155 132V133H154ZM168 134H170L171 133V135H173V136H171V135H168ZM176 132V133H175ZM208 132V133H207ZM211 132H212V134H211ZM14 133V134H13ZM53 133V134H52ZM65 133H66V135H65ZM78 133V134H77ZM118 133H121V134H118ZM123 133V134H122ZM133 133H134V135L135 134H137V135H133ZM139 133V134H138ZM141 133V134H140ZM157 133H159V134H157ZM162 133V134H161ZM172 133H174V134H172ZM180 133H182L181 135L183 136H179V134ZM192 133H194L192 136H191V134ZM195 133H196V135H195ZM197 133H200V134H198L197 135ZM203 133V134H202ZM13 134V135H12ZM39 134V135H38ZM69 134H70V136H69ZM74 135L75 136V139L73 138V136L72 135ZM117 134H118V136H117ZM148 135V137L150 136V138H147V139H150V141L149 140H147L146 139V137L147 136H145V135ZM153 134V136H151ZM155 134H157V135H155ZM177 134V135H176ZM187 134V135H186ZM218 134V135H217ZM30 135H32V136H30ZM45 135H49V136H45ZM52 135V136H51ZM53 135H54V137H55V141H54V143L56 142H58V144H56V145H58L57 147H55L56 145L52 142L53 140H52V138H53ZM61 136L62 138L64 137L65 138V141L66 142H64V148H66V149H64L63 150V146L61 145V144H63V140H61L62 138L60 137V139H59V137L58 138H56L57 136ZM78 135V137H76ZM87 136V138L85 137V136ZM90 135V136H89ZM115 135L117 136V139H118V137H119V139L117 140L116 139V137H115ZM123 135V136H122ZM133 135V136H132ZM139 135H140V137L142 138V141L140 140L141 138L139 137ZM142 135H144V136H142ZM154 135H155V137L157 136L158 138H156L155 140H153L155 137H154ZM166 135V136H165ZM174 135H175V142L176 143H178L179 142V144H176V145H174L175 144V142H174ZM185 135V136H184ZM190 135V136H189ZM205 135H211L210 137H214L213 138V140H212V138L211 139H209L210 137L209 136H206V138H205ZM12 136V137H11ZM29 136V137H28ZM34 136V137H33ZM43 136H45L46 138L47 137H49L48 139H46V138H44ZM66 136H68V137H66ZM80 136V137H79ZM83 136H84V138H83ZM114 136V137H113ZM120 136H121V138H120ZM131 136H132V139H134V140H132L131 139ZM162 136L164 137H167V138H169V139H167V138H165L164 137V139H166V141L164 140V139H162ZM169 136V137H168ZM176 136H178V138L176 137ZM187 136V137H186ZM197 136H199V137H201V139L199 138V137H197ZM203 136V137H202ZM40 137H43L45 140H43V138H40ZM52 137V138H51ZM69 137H71V138H69ZM91 139H90V138ZM94 137H96V138H94ZM104 137H107L108 138V140H107V138H104ZM109 137L110 138H112V139H109ZM125 138V139H123V138ZM134 137H136V138H134ZM140 139H139V138ZM151 137H152V139H151ZM173 137V138H172ZM189 137V138H188ZM190 137H192L191 139H190ZM194 137V138H193ZM196 137V138H195ZM11 138H12V140H11ZM28 138V139H27ZM30 138V139H29ZM32 138H35V139H32ZM36 138L38 139V140H36ZM51 138V139H50ZM100 138V139H99ZM103 138V139H102ZM128 139V142H127V139ZM186 139V140H184V139ZM203 138H205V139H208L210 142H208V140L206 141V140H202ZM40 139H42V140H40ZM68 139H71L70 141L71 142H69V140ZM85 141H84V140ZM122 141H121V140ZM147 140V141H145V140ZM170 139H173L172 141L174 142H172ZM193 139V140H192ZM194 139H195V141H196V139L198 140L197 142H195L194 141ZM200 139V140H199ZM11 140V141H10ZM32 140V141H31ZM34 140H35V142H34ZM46 140H48V142L50 143V145H49V143H48V147H47V145H44V146H42L43 144H45V143H47L46 142ZM57 140V141H56ZM87 140V141H86ZM103 140V141H102ZM110 140V141H109ZM115 140V141H114ZM136 140H138V143H136ZM140 140V141H139ZM164 140V141H163ZM178 140V141H177ZM182 140V142H186L187 140L189 141V143H191L192 144V146H193V143H195L194 144V147H193V149H192V146H191V144H189L188 142H186V144H184V143H181L180 141ZM26 141V142H25ZM29 141L31 142V143H29ZM36 141H38V143L36 142ZM40 141V142H39ZM45 141V142H44ZM51 141V142H50ZM59 141H61V142H59ZM67 141L69 142L68 144H67ZM75 141V143L74 144H72L73 142ZM77 141V142H76ZM82 141L83 142H87L86 144H87V146L85 147V143H82ZM95 141H96V145H95V147H93L94 146V143H95ZM105 141V143H103ZM110 143H109V142ZM133 141H135V143H133ZM154 141V143H152V142ZM157 141H158V144H157ZM160 141V142H159ZM193 141V142H192ZM200 141V142H199ZM203 141L205 142L206 141V144L205 143H203ZM41 142H43V144L41 143ZM102 143L103 144V146L100 144V143ZM107 142L110 144L109 145V147L107 148ZM112 142V143H111ZM115 142V143H114ZM126 142V143H125ZM131 144H130V143ZM140 142L142 143V145L143 144H145V146L143 145L142 146V149H141V144H140ZM143 142H145V143H143ZM149 142V143H148ZM152 143V146H151V143ZM161 142H164V143H162L164 146L162 147L161 145L162 144H160ZM166 142V143H165ZM170 142V143H169ZM200 144H199V143ZM201 142H202V144H201ZM10 143H12L11 145H10ZM39 143H41V144H39ZM52 143L54 144V146L52 145ZM66 143V144H65ZM117 143H119L120 145H118ZM122 143V144H121ZM156 143V144H155ZM196 143H198V144H196ZM29 144V145H28ZM31 144V145H30ZM33 144L34 145H38L37 147H39L40 149H41V147H42V150H43V148H45V150H43L44 152H48V154H47V156H48V159L50 160V161H52V156H50V155H53V157L54 156H56V153L58 154L56 157H54L53 159V161L52 162H50L48 159L47 160H45L46 159V155H44V154H46V153H44L43 151H42V153H41V150L39 149H36L35 147L36 146H33ZM59 144H60V146H59ZM70 144V145H69ZM79 144V145H78ZM85 144V145H84ZM90 144H91V146H90ZM99 144V145H98ZM106 146H105V145ZM130 144V145H129ZM137 144V145H136ZM139 144V145H138ZM147 144V145H146ZM150 144V145H149ZM167 144V146H168V144H169V146L167 147L166 146V152L168 153L167 155H166V152H165V145ZM174 145V146H171V145ZM189 144V145H188ZM10 145V146H9ZM20 145H22L21 147L22 148H20ZM51 145L53 146V148L51 147ZM65 145H67L66 147H65ZM68 145L70 146V147H68ZM77 145L78 146H81V149H80V147H77ZM98 145V146H97ZM112 145H114V146H112ZM117 145H118V147H117ZM127 145H129V147L127 146ZM182 145L185 147H182ZM188 147V150H187V148H186V146ZM196 145H200L199 147H197ZM204 145V146H203ZM25 146H26V148H25ZM27 146L29 147V148H27ZM31 146V147H30ZM46 146V147H45ZM50 146V147H49ZM71 146L73 147V148H71ZM76 146V147H75ZM84 146V147H83ZM88 146H90L91 148H93L92 150H94V149H96L97 147V153L96 152H94V151H92V153H93V156H92V154H91V152L89 153V151H87V150H89L90 149V151H91V148H89ZM101 146V150H99V147ZM122 146H124L123 148H122ZM138 146V147H137ZM147 146V147H146ZM150 146H151V148L153 149H151L153 152H154V150H155V148H156V146H157V148H158V150L160 151L161 150V153L159 152V151H156V152H158V153H160V154H162V155H159V158H158V156H156L155 155V153H152V152H150ZM177 146H181L182 148L180 149L181 151L182 150H184V151H182V152H184V154L185 153H188V154H186V155H184V154H181L182 152H180V154H179V147H177ZM11 147H13V148H11ZM15 147H16V149H15ZM21 149H19V148ZM24 147V148H23ZM34 147V151H36L37 150V152L35 153L34 151H33V153L31 154L30 152L28 153V154H25L26 153V150H27V152L28 151H31L32 149L31 148H33ZM58 147H60L59 148V152L57 151L58 150ZM87 147L89 148V149H87ZM104 147V148H103ZM118 148V150H117V148ZM123 149V150H121V148ZM140 147V151L142 152V151H144L145 149V152H143V154L140 152V151H138V148ZM177 151V153L176 152H173L174 154L176 153V155H174L172 152H170V151H175V150H173V148ZM197 147V148H196ZM201 147V148H200ZM47 148V149H46ZM49 148H51L52 150V153L50 152V149ZM75 148H77V150H78V154H77V151L75 150ZM108 150H107V149ZM115 148V150L114 151H111V150H113ZM132 148V149H131ZM134 148H136L135 150H134ZM147 148H149L148 150H147ZM160 148V149H159ZM184 148V149H183ZM196 148V149H195ZM8 149H9V151L11 152V154L9 155L12 159H14V160H12L8 155H6V154H9L8 152ZM13 149H14V151H13ZM24 149V150H23ZM30 149V150H29ZM36 149V150H35ZM55 149V150H54ZM61 149H62V151H61ZM84 149V150H83ZM85 149H86V151H87V153H86V151H85ZM110 149V150H109ZM123 152H121L120 150ZM126 149V150H125ZM163 149H164V151H163ZM168 149H172V150H169V151H167ZM191 149V150H190ZM198 149V150H197ZM253 150V152L254 151H256V149H259V150H263V152H262V150L261 151H259V150H257L254 154L255 155H248L247 157H246V154H250L251 152H252V150ZM7 150V151H6ZM12 150V151H11ZM16 150H18V152L16 151ZM23 150V151H22ZM54 150V151H53ZM81 150H83V152L81 151ZM127 150H128V152L130 151V153H128L127 152ZM134 150V152H136V153H134V155H135V157H136V154L137 153H139L138 154V156L139 157H141L143 160H145L146 161V159L145 158H147L148 157V159H147V161L146 162H144L143 164H141V166H139L140 165V163H141V161L143 162V160H140V159H136L135 160V158L133 157L134 155H132L131 156V154L133 153V152H131V151H133ZM191 152H190V151ZM193 150V151H192ZM198 151V153H197V151ZM204 150V151H203ZM55 151H56V153H55ZM69 151V152H68ZM74 152V154H73V152ZM103 151H106V152H104V154H103ZM110 151V152H109ZM119 151V152H118ZM148 151V152H147ZM240 151H242L241 153H240ZM246 151V152H245ZM247 151H249V152H247ZM251 151V152H250ZM17 152V153H16ZM24 153V154H22V153ZM68 152V153H67ZM83 154H87V156L85 155V156H83V158H82V153ZM85 152V153H84ZM99 152V153H98ZM107 152H109V153H107ZM124 152H125V154H124ZM162 152H164V153H162ZM202 152H204L205 154H203ZM243 152H245V155H242V154H244ZM253 152H252V154H253ZM14 153H16V154H14ZM22 155H21V154ZM35 153V154H34ZM54 153H55V155H54ZM61 153V154H60ZM65 153V154H64ZM66 153H67V155H66ZM76 153V154H75ZM81 153V154H80ZM105 153H107L106 155H105ZM110 153L112 154L113 153V155L115 154L116 155V153L118 154V156L116 155H114V157H112L113 155H110ZM119 153H121V155H122V157H121V155L119 154ZM145 153H147V154H145ZM149 153V154H148ZM156 157H153V158H151L152 157V154ZM169 153H170V155H169ZM190 153V154H189ZM191 153H193V154H191ZM200 153H202L201 154V156H199L200 155ZM240 153V154H239ZM33 155L32 157V159H29V157L31 158V156H29V155ZM39 154H40V156H39ZM91 154V155H90ZM100 154L102 155V156H100ZM108 154H109V156H110V159L108 158V160L107 159H105L107 156H108ZM128 154V155H127ZM140 154H142V155H140ZM173 154V155H172ZM177 154H178V156H177ZM257 154V155H256ZM260 154V155H259ZM16 155H18V157L16 158ZM21 157H20V156ZM45 156V157H43V156ZM63 155V156H62ZM64 155H66V156H64ZM72 155H75V156H77V157H74V156H72ZM79 155H81V158H82V161L80 160L81 158H80V156ZM90 155V156H89ZM95 155H99L98 157H96ZM104 155V156H103ZM127 155V156H126ZM146 155H147V157H146ZM150 155V156H149ZM158 155V154H157ZM171 155H172V157L174 158V161L172 160V157H171ZM191 156L192 157V159H189V158H191V157H189L188 158V156ZM203 155V156H202ZM234 155H236V157H234ZM5 156H7V157H5ZM15 156V157H14ZM22 156H23V158L25 159V160H27L26 162H24V159L22 158ZM28 156V157H27ZM43 157V159H42V157ZM60 156H61V159H60ZM72 157V159L70 158V157ZM92 156V157H91ZM106 156V157H105ZM123 156H124V158H123ZM129 156V157H128ZM143 156H144V158H143ZM166 156H168L167 157V160L165 159V161H160V160H163L162 158H164V157H166ZM170 156V157H169ZM175 156V157H174ZM195 156V157H194ZM198 156L201 158V160H200V158H199V160L198 161H200V162H198V164L195 162V159L197 160L198 159ZM245 156V157H244ZM251 156V157H250ZM258 156H259V158H258ZM3 157H4V159H3ZM20 157V158H19ZM38 157H40L41 158V160L38 158ZM57 157H58V159H57ZM64 157H66V158H64ZM85 157H87V158H85ZM89 157V158H88ZM100 157H104L103 158V160L101 159V161H100ZM117 157V158H116ZM121 157V158H120ZM125 157H126V159H125ZM134 159H133V158ZM235 159H234V158ZM239 157L241 158V159H239ZM250 157V158H249ZM257 158L256 160H254V158ZM260 157H261V159H260ZM5 158H9L10 159V161L8 160L7 161V159H5ZM18 159V161H16V159ZM27 158V159H26ZM34 158H35V160H36V164H35V161L34 162H32L33 160H34ZM67 158H69L68 160H70L71 159V161H73V162H76V165L78 164V167H76L77 169H74L75 167H74V163L73 164H71V162L69 161V162H67ZM76 158H77V160H79V161H81V162H77L76 161ZM85 158V159H84ZM90 158H91V160H90ZM93 158H94V160H93ZM116 159V160H114V159ZM153 159V160H156L157 162H158V160H159V163H157L156 161H153V160H151V161H153V162H151V164L149 163V161H150V159ZM170 158V159H169ZM195 158V159H194ZM247 158H249V159H247ZM23 159V162H21L20 163V161ZM39 159V160H38ZM63 159H65V160H63ZM96 159V160H95ZM120 159H121V161H123V162H121L120 161ZM125 159V160H124ZM130 159V161H128L127 162V160H129ZM191 160V161H189V160ZM232 159V160H231ZM237 159V160H236ZM251 159V161H249ZM32 160V161H31ZM42 160H45V162H42L41 163V161ZM55 160H56V162H55ZM60 160V161H59ZM61 160H63V162L61 161ZM99 160V161H98ZM111 160V161H110ZM132 160L134 161L135 160V162H132ZM140 160V161H139ZM169 160H171L172 162H174V163H170V161ZM186 160H188V161H186ZM194 160V161H193ZM233 161V162H236V163H232V164H230L229 163V161ZM243 160V161H242ZM247 162V164H250V167L248 166V174L246 173L247 172V164L245 165V161ZM254 160V161H253ZM14 161H16V162H14ZM28 161H30V162H28ZM38 161L40 162L39 164H38ZM48 161H49V163H50V165L52 164V163H56L55 164V166H53V164L50 166L49 164H48ZM90 161H91V163H90ZM93 161H94V163L97 165H95L96 167H98L99 168V170H98V168H97V170H96V167H94L93 166ZM96 161V162H95ZM98 161V162H97ZM103 161V162H102ZM112 161H113V163H115L116 165H118V166H116L115 164H113L112 163ZM126 161V162H125ZM139 161V162H138ZM166 161H168L167 163H165ZM226 161V164H224V162ZM228 161V162H227ZM238 161V162H237ZM241 163H240V162ZM258 161H259V164H258ZM60 162H62V163H65V162H67V163H65L66 165H64L63 164V168L61 169V167H59L62 171V173L60 174L61 175V179L59 178V181L60 180H62V178H63V180L62 181H55L56 179H54V176L56 177V175H58V177H60V175L59 174H56L55 172H60V170H59V168H58V165L60 166V164L62 165V163H60ZM106 162V163H105ZM108 162V163H107ZM111 162V163H110ZM131 162V163H130ZM138 163V164H135V163ZM155 162V163H154ZM162 162V163H161ZM189 164H188V163ZM191 162H195V166L193 165L192 166V164H190ZM218 162H219V164H218ZM251 162V163H250ZM254 162V163H253ZM256 162V163H255ZM45 163H47V166H48V168H50V169H47V167H45L44 166V164ZM57 163H58V165H57ZM71 164V165H73V167H70V166H68V164ZM126 165V164H129L130 163V165H128V166H131V165H134V166H132V167H129L128 169L126 168L127 167V165L126 166H124V164ZM146 163V164H145ZM161 163V164H160ZM163 163H165L164 165H163ZM170 163V164H169ZM211 163H213L212 165H211ZM222 163H223V165H222ZM227 163H229V165L227 164ZM238 163V164H237ZM69 164V165H70ZM79 164H80V167H79ZM89 164H91V166L89 165ZM107 165L106 167L105 166H103V165ZM108 164L110 165V166H108ZM112 164V165H111ZM119 164L121 165V166H119ZM154 164H155V166H154ZM186 164H188V165H186ZM220 164L222 165V166H220ZM235 164H237V165H235ZM253 164L257 167H255V166H253ZM6 165V166H5ZM34 165H37L38 167H37V171L38 172H40V173H42V174H40L39 173V177H40V175H44V174H47V175H45L43 178L45 179V181H44V179L42 180V182H43V184H44V182L46 183V185H45V187H46V191L47 190H50V188H52L50 191H45L44 192V188H42V185L43 184H40L41 182H40V179L42 178H38V174H36V167L34 166ZM41 165H42V167H41ZM46 165V164H45ZM90 167H89V166ZM114 165V166H113ZM138 165V166H137ZM142 165H144V167L142 166ZM146 165V166H145ZM149 165V168H147V166ZM152 165V166H151ZM158 165V166H157ZM166 165H169V166H166ZM208 165H209V167H210V165H211V170H209L210 168L208 167ZM228 166L229 168L231 167L232 168V172L237 176V174L239 175L238 177H240V175L242 176V179H245V181L244 182H246V183H242V181H240V178L237 180V182L238 183H236V184H233V183H231L232 184V186L230 187V183H227L226 185L224 184H222V183H219V185L217 184V183H214V185H216L217 184V186H214V185H212L213 187H215V188H213L212 186L210 187L211 188V192H210V188H208V183H207V185H206V183L205 182H207L206 180H208L212 175H214V173H216L217 171H219L218 169H222V167L223 166ZM235 165V166H234ZM259 165V166H258ZM261 165V166H260ZM53 166V167H52ZM68 167V168H71V169H67L66 167ZM81 166H82V168L85 166L86 167V169L87 170H89V171H87L86 169H82L81 168ZM88 166V167H87ZM113 166V167H112ZM136 166V167H135ZM164 166V167H163ZM189 166V167H188ZM207 166V167H206ZM215 166V167H214ZM226 166L225 167H223V169L224 168H226ZM233 166V167H232ZM240 166V167H239ZM244 167V169H241V167ZM252 166L254 167V168H252ZM0 167V168H1ZM34 167H35V170H34ZM56 167V168H55ZM91 167H93V168H91ZM102 167H103V169H102ZM114 167H117V168H114ZM121 167H122V169H124L123 170V173H120V169H121ZM138 167V168H137ZM143 167V168H142ZM151 167H153L154 168V171H153V168H151ZM161 167V168H160ZM188 167V168H187ZM212 167H214V168H212ZM228 167H227V169H228ZM242 167V168H243ZM33 168V169H32ZM38 168H41V170H39ZM42 168H44V169H42ZM53 168V169H52ZM64 168H66V170H68V175L67 176H65V175H62L64 172H65V170L63 171V169ZM111 168V169H110ZM113 168L115 169V170H113ZM139 168H141V171L143 170L144 171V173L143 174H139L138 173V171H140V169ZM144 168H146V171L147 170H149V171H147V172H145V169ZM164 168H167V169H164ZM230 168V169H231ZM259 171H257L256 169ZM4 169V170H3ZM30 169H31V171H30ZM72 169H74V170H72ZM79 169H80V171H79ZM81 169H82V171H81ZM90 169L92 170V171H90ZM102 169V170H101ZM104 169H106V170H108L109 172H110V170H111V174L113 173V172H116L117 171V169H119L118 170V173H120V174H117V172L116 173H114V174H112L113 176V178L111 179V181L113 182H110V183H112V185H110L109 183H106L107 182V177L105 178V176H104V174L103 173H105V175H106V173L108 174L109 172L108 171H104ZM132 169H133V171H132ZM138 169V170H137ZM161 171H160V170ZM204 169H205V172H204ZM212 169H214V170H212ZM217 169V170H216ZM250 169V170H249ZM256 170L257 171V173H255V171L254 170ZM261 169V170H260ZM32 170H34V172H33V174H34V176H33V174H32ZM42 170H43V172H42ZM53 170H55V171H53ZM57 170V171H56ZM69 170H71V171H69ZM85 170V171H84ZM93 170H94V172H93ZM104 171L103 173H102V175H101V171ZM128 170V171H127ZM131 170V171H130ZM137 170V171H136ZM156 170H159V171H156ZM163 170V171H162ZM208 170H209V173L211 172L212 173V171H213V173L212 174H209L208 173ZM229 170V169H228ZM243 170V171H242ZM0 171H1V169H0ZM30 171V173H28ZM45 171H46V173H45ZM48 171H50V173L48 172ZM51 171H53V172H51ZM84 171V172H83ZM99 173H98V172ZM113 171V172H112ZM126 171H127V174H126ZM135 171H136V174H137V176H135V178L136 177H138L139 175H142L141 176V178H139V180H138V178H136V181H135V178H132V174H133V177H134V175H135ZM140 171V173H142ZM171 171V172H170ZM207 171V172H206ZM245 171V172H244ZM260 171H262L261 173H263V174H261L260 173ZM70 172V173H69ZM79 172V173H78ZM85 172H87V173H90V175L89 174H87V173H85ZM98 173V174H96V173ZM121 172H122V170H121ZM134 172V173H133ZM150 172V173H149ZM154 174H153V173ZM159 173V175L158 174H156V173ZM163 172V173H162ZM167 172H170V174H171V177L169 176V174L167 173ZM173 172V173H172ZM253 172V175H255V176H253V177H255L254 179L252 178V176H250L251 175V173ZM54 173V174H53ZM67 173V171L64 173V174H66ZM80 173H81V175H80ZM85 173V174H84ZM93 173V174H92ZM145 173L147 174V175H145ZM202 173H204V174H202ZM205 173H207V176H206V174ZM232 173V174H233ZM237 173V174H236ZM258 173H260V174H258ZM56 174V175H55ZM82 174H84V175H82ZM94 174H96V175H94ZM128 174L130 175V177L128 176ZM157 176H156V175ZM160 174H161V176H160ZM162 174H163V176H162ZM165 174V175H164ZM168 174V175H167ZM230 174V173H229ZM231 174V175H232ZM232 175L233 177L235 176V175ZM249 176V177H251V178H249L247 175ZM28 175V176H27ZM30 175H32L33 176V185H32V183H29L30 182V180H32L31 178V176ZM37 175V176H36ZM50 175V176H49ZM53 175V176H52ZM85 175H87V177L86 178H88V179H85L84 180V177H85ZM88 175H89V177H88ZM99 175H101L102 177L104 176V179L101 177V176H99ZM120 175V176H119ZM124 175V176H123ZM143 175H145V176H147V178L144 176V180L142 179V177H143ZM148 175H150V176H148ZM152 175V176H151ZM203 175H205L206 177H204ZM231 175H229V178H230V176ZM244 175L246 176L245 178H244ZM262 176V178H260V177H258V176ZM26 176H27V179H25L26 178ZM35 176H36V178H35ZM46 176H48V177H51V178H47ZM69 176V177H68ZM78 176H80L79 178H77ZM84 176V177H83ZM99 176V177H98ZM106 176H108V175H106ZM121 178L122 176H123V178H121V180L118 178ZM156 176V177H155ZM167 176H169V178L167 177ZM201 176H202V178H201ZM231 176V177H232ZM81 177H83L82 179H83V183H82V180H80V178ZM92 177H93V179H94V177L96 178V177H98V179L101 177V179H103L102 181H98V179L96 178V180H95V189H96V191H94V188H93V190L92 191H94V192H92V194H93V199H92V196H88V194L86 195V193H84L86 196H84V197H86V198H88V199H86L85 200V198H83L82 196H83V191H81V190H83L85 187L83 186L86 182H88V181H90L89 179H92ZM158 177H160V179H162V181L163 180H165V182H164V186L162 187V186H160V185H163V182L162 181H160V179L158 178ZM162 177V178H161ZM165 177H166V179H165ZM213 177V176H212ZM211 177V178H212ZM259 179H258V178ZM23 178H24V180L26 181L27 180V184H26V182H23L22 180H23ZM29 178H30V180H29ZM35 178V179H34ZM46 178H47V181H46ZM53 178V179H52ZM67 178H70V179H68L67 180ZM117 178L119 179L118 181H117ZM145 178H146V180H145ZM152 178L153 179H155V181H152ZM158 178V179H157ZM169 179V181H167L168 179ZM200 180H199V179ZM207 178V179H206ZM210 178V179H211ZM250 179L249 181H248V179ZM37 179H39V181L37 182L38 183V185H36V180ZM74 179L76 180V182L78 183V184H80V186H78V184L74 181ZM100 179V180H101ZM106 179V181H104ZM109 179V178H108ZM130 179V180H129ZM134 179V180H133ZM149 179L152 181V182H150L149 181ZM204 179H206L205 181H202V180H204ZM241 179V180H242ZM262 179V180H261ZM53 181L54 180V182H57V186H56V184L55 183H53L52 182V186H50L51 184L49 183L50 181ZM58 180V179H57ZM87 180V181H86ZM122 180H124V182L125 181H129V183L127 182H125V183H123V181ZM134 181V182H132V184H130L131 183V181ZM141 180H143V181H145V183H146V181H148V183H150V186H147V187H149L150 189H152L151 188V185L152 184H155V186H157V182H159V184H158V186L157 187H159V188H155V189H157L156 191H155V189H154V185H152V187H153V194H154V191L156 192L154 195H158L157 197L156 196H152L153 194L152 193H150L151 194V196L153 197V199L150 197H148V199H147V197H146V201H144V200H142V201H144V202H142V201H134V203L132 204L131 202L130 203H125L124 204V206H123V208L125 207V208H127L129 211H131L130 212V214H129V211H127V212H125L124 210V212L126 213V215L125 214H123L124 215V221H123V219H121V216H120V218L118 219L117 217H115V218H113L114 220L117 218V220H120L121 219V221H122V223L119 221V222H116V220L115 221H113L112 222V218H111V220H110V217L108 218V219H105V221L104 220H102V221H104V222H99V220L98 221H96L95 222V224L98 222L99 224H97V225H95L94 224V226H90V225H93V223H88L87 221H89L90 222V219H92L93 217H96V215L98 216V214L96 213L98 210H100V208L99 207H101L102 208V211H104L103 210V208L104 209H106L105 208V206H107V205H109V197H112V196H114V198L113 199H117V198H121V197H123V195L125 196H127V194H131L132 193V191H133V188L135 189V186H136V184H138L139 183V181H141ZM157 180H159V181H157ZM194 180H196V181H194ZM256 180H260V181H256ZM66 181V182H65ZM99 182V183H96V182ZM115 181V182H114ZM121 181V182H120ZM142 181V182H143ZM198 181L199 182H201V183H199V185L201 186V187H203V188H201V189H204V190H206L207 188H208V190H206V191H204V190H202L201 191V189H200V186H199V189H198V187H197V185H198ZM217 181H219L220 182V179L218 180L217 179ZM254 182V183H252V182ZM23 182V183H22ZM40 182V183H39ZM72 182H75L76 184H74V183H72ZM80 182V183H79ZM102 182V183H101ZM116 182H118V183H116ZM142 182H140V183H142ZM154 182H156V183H154ZM162 182V183H161ZM168 182V183H167ZM197 183V185L196 184H194V183ZM236 182V181H235ZM248 182H249V184H248ZM256 182V183H255ZM259 182V183H258ZM260 182L262 183V184H260ZM16 183H19L20 184V186L21 185H24L25 186V184H26V186H25V188L28 186V188H26V190H30L29 189V186H31V187H36V186H38L39 187V184L41 185L40 187H41V189H40V187H39V189H38V187H36V188H34L33 189V193H31V190H32V188H31V190L29 191L30 193H29V195L30 194H32V196H33V198L36 196V194H38L37 195V197L38 198H34L33 200H32V198H27L26 199V201L24 202V203H20L21 201L20 200H22L23 199V196H22V199L20 198V196L23 194V192H25L26 193V190H25V188L24 187H20L19 186V184H16ZM35 183V184H34ZM60 183V184H59ZM72 183V184H74V186L71 184V186H73L74 188L73 189H76V187L78 186V187H83V189H79L78 187H77V189L76 190H78V193L80 194V195H82L81 197L82 198H80L79 197V195H78V193H77V191H73V189H72V187H70L69 185ZM82 183V184H81ZM147 183V185H149ZM161 183V184H160ZM192 184V185H189V184ZM241 184V186H243V187H241L240 186V184ZM252 183V184H251ZM260 185H258V184ZM28 184H30V185H28ZM65 184H68V185H65ZM87 184V183H86ZM97 184L99 185V186H97ZM100 184H102L101 186H102V190H101V186H100ZM107 184V185H106ZM108 184H109V186H108ZM114 184H116V186L114 185ZM117 184H118V187H117ZM129 184H130V187H131V185H132V187L130 188L129 187ZM134 184V185H133ZM184 184H187L188 186V188H190L189 190H188V188L187 187H185V189H184ZM245 184H246V186H245ZM255 184V185H254ZM17 185V186H16ZM34 185H36V186H34ZM47 185H48V187H47ZM61 185V186H60ZM120 185H121V187H120ZM124 185L128 188V189H126V187H124ZM177 185H179V186H176ZM182 185V186H181ZM196 185V186H195ZM207 187H206V186ZM234 185H236L235 187H238L239 186V189H237V188H235L234 187ZM247 185H252V186H248V188H247ZM257 185H258V188H257ZM15 186H16V188H15ZM20 187V190L18 189L19 187ZM55 186L58 188H56V189H54L55 188ZM58 186H60V187H58ZM106 186H107V188H106ZM118 189H116L115 187ZM176 188H174V187ZM186 186V185H185ZM193 186H195V187H197V188H195V187H193ZM219 186H220V188H219ZM223 186V187H222ZM15 189H14V188ZM44 187V186H43ZM50 187V188H49ZM67 187H68V190H67ZM70 187V188H69ZM97 187L99 188V190H97ZM108 187H109V189H108ZM111 187H112V189H111ZM122 187H124L123 189H122ZM162 187V188H161ZM170 187L172 188V190H173V194H172V192H171V194H170V191H172L171 189H170ZM193 187V188H192ZM261 187V188H260ZM21 188H23L22 190H21ZM62 188H65V190L63 191V190H60V189H62ZM119 188H121L120 190H119ZM149 188H147V189H149ZM169 188V189H168ZM206 188V189H205ZM216 188L218 189L217 191L219 192L220 191V195H219V193L216 191ZM231 188H235V190L234 189H232V191H231ZM240 188H242V189H240ZM254 188V189H253ZM256 188V189H255ZM12 189V190H11ZM37 189V191H34V190H36ZM69 189H71V191H73V193L72 192H69L70 190ZM105 189H108V191H109V194H111V192L112 191H115V190H117L116 192H114L115 194H119V195H116L115 196V194L113 193V195L111 196H109V194H108V191H104ZM132 191H131V190ZM161 189V190H160ZM167 189V190H166ZM191 189H192V191H191ZM194 189V190H193ZM213 189V190H212ZM220 189V190H219ZM223 189V190H222ZM228 191H227V190ZM248 189H250V190H252L251 192L250 191H247ZM14 190H15V192H14ZM24 190V191H23ZM56 190V191H55ZM66 190L70 193V195L66 192ZM123 192H122V191ZM126 190H127V194H125L126 193ZM161 191L160 193L161 194H163L164 192L165 193H169L168 195H166L165 193H164V195H162L161 196V194L159 193V192H157V191ZM169 190V191H168ZM175 190V191H174ZM187 190L189 191V193L187 192ZM196 190V194L194 193V191ZM198 190L201 192V193H199L198 192ZM239 190V192L241 193V191H242V193H243V196H242V193L241 194H238L239 192H237ZM241 190V191H240ZM246 190V191H245ZM9 191H11V192H13V194H16L17 192L16 191H18V194H17V196L15 195H10V194H12V193H10ZM19 191L22 193V194H20L19 193ZM23 191V192H22ZM42 191V192H41ZM51 191H55V192H57V191H59V192H57V193H55V192H51ZM61 191V192H60ZM63 191V192H62ZM100 191H101V193H100ZM105 193H103V192ZM135 191V190H134ZM134 191H133V193H134ZM152 191V190H151ZM151 191H149V192H151ZM164 191V192H163ZM167 191V192H166ZM204 191V192H203ZM222 191V192H221ZM28 192V191H27ZM37 192V193H36ZM39 192V193H38ZM47 193V196H46V198H49V199H46L45 197H43L42 199H41V197L42 196H45V195H41V194H44V193ZM91 192H90V194L89 195H92L91 194ZM119 192H122L123 194L121 195ZM131 192V193H130ZM147 192H148V190H147ZM163 192V193H162ZM194 193V196L193 195H190V193L191 194H193ZM199 194H198V193ZM214 193V195H213V193ZM231 192H233L232 194V197H231ZM246 192V194H244ZM9 193V194H8ZM24 193V194H25ZM41 193V194H40ZM48 193H50V194H48ZM62 193H64L63 194V196H67V197H69L70 199H73V201L72 202H74L75 201V197H76V200L78 199V197L80 198V199H84V200H80V199H78V201L77 202H74V203H76V204H74L73 203V206H70V207H73L74 208V205H78L77 207H79L78 208V210H77V207H76V209L74 210L73 208H70L69 206H67V203H65L68 199H65V198H67L66 196H65V201H64V199L62 198V197H60L59 196V198H60V200L62 199V202L64 203V205H63V207H62V205H58L57 203H56V201H59V204H63L59 199H58V194H61L62 195ZM67 193V194H66ZM96 193H97V195H96ZM206 193H207V195H206ZM208 193H210V194H208ZM212 193V194H211ZM222 193V194H221ZM230 193V194H229ZM251 193V194H250ZM9 195V199H7L8 197V195ZM23 194V195H24ZM57 194V195H56ZM72 194V195H71ZM76 194H77V196H76ZM102 194H103V196H102ZM135 194V193H134ZM149 194V195H150ZM177 194V193H176ZM188 195L187 197H189V198H187V197H185L186 195ZM198 194V195H197ZM204 194V195H203ZM238 194V195H237ZM18 195H20L19 196V198H20V202L18 203V205H17V202H16V200H18L19 198H18ZM26 195H27V193H26ZM26 195H25V197H26ZM28 195V196H29ZM39 195H41L40 196V199H39ZM52 195V196H51ZM101 195V197H99V196ZM105 195V196H104ZM190 195V196H189ZM211 195V196H210ZM217 195V196H216ZM240 195V196H239ZM246 195H247V197H246ZM11 196V197H10ZM72 196V197H71ZM88 196V197H87ZM109 196V197H108ZM118 196V197H117ZM125 196V197H126ZM138 196H140V194L138 195ZM161 196V197H160ZM165 196V197H164ZM171 196V197H170ZM210 196V197H209ZM215 196V197H214ZM237 196H238V198H237ZM6 197V198H5ZM14 197V198H13ZM31 197V196H30ZM52 197H53V200H51L52 199ZM54 197H55V199H54ZM74 197V198H73ZM106 197V198H105ZM107 197H108V199H107ZM196 197L194 198V199H196ZM212 197L214 198L213 200H212ZM218 197V198H217ZM242 197H244V198H242ZM246 197V198H245ZM4 198H5V200H4ZM16 198V199H15ZM51 198V199H50ZM96 198V199H95ZM98 198V199H97ZM104 198L105 199H107V202H106V200L103 202V204H102V202H101V199H103L104 200ZM112 198H110V200H113ZM157 198V199H156ZM197 198V199H198ZM203 198V197H202ZM220 198V199H219ZM240 198V199H239ZM6 199L9 201V200H13L14 199V201H15V205H17V210H15V208H16V206L15 205H13L14 204V202L11 200V201H7L6 202ZM28 199H31L30 201H28ZM58 199V200H57ZM93 201H92V200ZM149 199H150V201H149ZM166 199H168V198H166ZM165 199V200H166ZM215 199L216 200H218V202H220V201H223V202H221V203H218L217 201L215 202ZM35 200V201H34ZM37 200H38V203H37ZM44 200H46L45 202H46V204H48V206L47 205H45V202L44 203H42L41 204V202ZM79 200H80V205L78 204V202H79ZM97 200V201H96ZM98 200L100 201V203H99V205H95L94 203H98ZM102 200V201H103ZM155 200V201H154ZM203 200H201V201H203ZM220 200V201H219ZM259 200H260V202H259ZM4 201V202H3ZM32 201V202H31ZM33 201H34V203H33ZM90 201V202H89ZM92 201V202H91ZM204 201H203V203H204ZM212 201H214L213 202V204L214 203H216L215 205H213V204H211L212 203ZM10 202H12L11 204H12V206L14 207V209L12 208V206L9 204ZM28 202V203H27ZM61 202V203H60ZM68 202H71L70 200L68 201ZM71 202V203H72ZM85 202H87V203H85ZM94 202V203H93ZM111 202L112 201H110V204H111ZM138 204H137V203ZM150 202V203H149ZM158 202V201H157ZM209 202H211V203H209ZM258 202H259V205H258ZM57 204L58 205V207L57 208H55L57 205H54V207H53V209L54 210H56V213H55V211H53L52 209H51V207L53 206V204ZM93 203V204H92ZM141 203V204H140ZM207 203V202H206ZM206 203L205 204H203L204 206L206 205ZM217 203H218V205H217ZM254 203H257V205H254ZM262 203V204H261ZM27 204V205H26ZM37 204H39L38 206H37ZM44 204V205H43ZM86 204V205H85ZM105 204H107V205H105ZM127 204V206H125ZM128 204H129V206H128ZM135 204V205H134ZM136 204H137V206H136ZM146 205V204H148L149 205V207H147L146 206V210L147 211H145V206L144 205ZM220 204V205H219ZM22 205H24L25 207H23ZM31 205H33V206H35V207H32L33 208V211L35 212L36 211V213L39 211V210H42V213H38L37 215H38V217H37V215L33 212V213H31L30 211H32V210H29V208L30 209H32L31 208ZM50 205V206H49ZM52 205V206H51ZM67 206V209L65 208L66 206ZM85 205V206H84ZM87 205H88V207H87ZM92 205L94 206V207H92ZM101 205V206H100ZM102 205H104V207L102 206ZM206 205V206H207ZM252 205V206H251ZM27 206H29V207H27ZM41 206V207H40ZM45 206V207H44ZM65 206V207H64ZM96 206H98V208L96 207ZM139 206V207H138ZM203 206V207H204ZM216 206V207H215ZM257 206V207H256ZM41 208V209H39V208ZM45 208V209H43V208ZM49 207V208H48ZM60 207H62V208H60ZM81 207V208H80ZM83 207H84V209H83ZM133 209H132V208ZM211 207H212V209H211ZM218 207H222V209H218ZM258 207H260V208H258ZM10 208V209H9ZM12 208V209H11ZM19 208H21V209H19ZM23 208H26V209H23ZM34 208H35V210H34ZM69 208H70V210H74L73 211V213H72V211H70L69 213H68V210H69ZM86 208H88V210H91V211H86ZM95 208H96V210H95ZM122 208V209H123ZM124 208V209H125ZM130 208V209H129ZM139 208H141V210L139 209ZM143 208V209H142ZM148 208H149V210H148ZM214 208V209H213ZM217 208V209H216ZM228 208V209H227ZM3 209H4V211H3ZM51 209V210H50ZM58 209V210H57ZM60 209V210H59ZM63 209V210H62ZM66 209V211L67 212H65L64 210ZM82 209V210H81ZM136 209H138V210H136ZM208 209L210 210V211H208ZM224 209V210H223ZM230 209V210H229ZM11 212H10V211ZM20 210H21V212H20ZM79 210L80 211H82V212H85V214L87 213V215L85 216V218H83L84 217V215H82L81 213H79L78 214V212H79ZM84 210V211H83ZM134 210H136L135 212V215L133 214V212H134ZM213 210H215V213H213V215H212V211ZM216 210H218V211H216ZM222 210V211H221ZM15 212L14 214H13V212ZM44 211V212H43ZM47 211H51V213H52V211L54 212V214L52 215V216H50L51 215V213L50 212H47ZM60 212L61 213V211H63L62 212V214L63 213H66V215L67 216H65V214H63V217H62V215L61 214H59L58 212ZM95 212V216H94V212ZM101 210L100 211H98V213L99 214H101V212H102ZM111 211V210H110ZM117 211V210H116ZM133 211V212H132ZM219 211H220V213H219ZM227 212L228 211V213H225V212ZM5 214H4V213ZM10 212V214H8ZM41 212V211H40ZM74 212L76 213V214H74ZM91 214H90V213ZM206 212V213H205ZM214 212V211H213ZM222 212H224V213H222ZM249 212V213H248ZM72 213V214H71ZM92 213H93V215H92ZM132 213V214H131ZM247 213H248V217L246 216L247 215ZM8 214V215H7ZM20 214H21V216H20ZM39 214L41 215L40 217H39ZM43 214V215H42ZM47 214H49V217H53L54 219H49V217H47L46 215ZM56 214H59V216H60V218L62 217V218H65V221H62V220H64V219H59V217L56 215ZM69 214V215H68ZM84 214V213H83ZM91 216H90V215ZM194 215V217H192L191 218V215ZM192 214H188L187 216H188V219L190 220V219H192V220H196L197 221V223H198V219H196V215L194 214V213H192ZM224 216H223V215ZM226 214H228L227 216H226ZM251 215V219H250V215ZM5 215V216H4ZM54 215H55V217H54ZM70 215H72V217L74 218V219H71L72 217L70 216ZM79 217L80 216V220L79 219H77V217ZM122 215V216H123ZM140 215V216H139ZM216 217H215V216ZM218 215V216H217ZM244 215V216H243ZM21 218H20V217ZM58 217V219H57V217ZM81 216H83V217H81ZM93 216V217H92ZM125 216L127 217V219H125ZM130 216H133V217H130ZM230 216V217H229ZM243 216V217H242ZM7 217V218H6ZM46 217V218H45ZM69 217H71L70 218V220H72V222L74 221V220H76V221H74L73 222V224L71 223V222H66V219H67V221L69 220L68 218ZM90 217V218H89ZM137 217V218H136ZM213 217H215L214 219H213ZM219 217H220V219H219ZM239 217V218H238ZM242 218V220H241V218ZM55 218H56V220H55ZM81 218H82V220H83V222H86L87 224H88V226H87V224H84L83 226H81L80 224L82 223V220H81ZM87 218H89V219H87ZM123 218V217H122ZM183 218H187L186 216H184ZM208 218V219H207ZM212 218V219H211ZM237 218V219H236ZM245 218H248V219H246V220H244ZM258 221H254L255 219ZM258 218V219H257ZM12 219V220H11ZM36 219V220H35ZM38 219V220H37ZM40 219H41V221H40ZM129 219V220H128ZM178 219V218H177ZM179 219H181V217L179 218ZM210 219V220H209ZM216 219H218V220H220L222 223L224 222L223 220L225 219L226 221L224 222V225L220 222V221H217ZM228 219H230V221H227ZM239 219V220H238ZM261 219V220H260ZM3 220H5V222H2ZM48 220H50V221H48ZM52 220H54V221H58V222H66L67 224H64V226H62L63 225V223H59L60 225H61V227H57V230L58 231H60L61 233H63L62 231H64L65 229H67V227L69 226V229H68V232L69 233H67V230H65L66 231V233H65V231H64V233L61 235V233L59 234L58 233V231H56V226H59V224H57L56 222H54V221H52ZM69 220V221H70ZM78 220V221H77ZM127 220V221H126ZM201 220V219H200ZM215 220V221H214ZM234 220V221H233ZM238 220V221H237ZM251 221V223H250V221ZM253 220V221H252ZM108 221H111V222H109V223H107ZM133 221H134V219H133ZM213 221H214V224H213ZM245 221H247V222H245ZM6 222H7V224H6ZM52 222H54V223H52ZM78 222V223H80V224H78V225H76V223ZM228 222V223H227ZM234 222H237V223H234ZM239 222H241V224H240V227L238 226L239 225ZM247 226V227H243L244 226V224ZM257 223V225L259 224L260 226H257L256 225V223ZM262 222V223H261ZM2 223V224H1ZM36 223H37V225H36ZM72 224V226L74 225V227L76 226V227H78L79 225H80V230H78V228H74V227H72L71 226V224ZM103 225H102V224ZM107 224V225H105V224ZM219 223V224H218ZM227 225H226V224ZM232 224V226H231V224ZM4 224V225H3ZM68 224H70V225H68ZM101 224V225H100ZM233 224H235V226L233 225ZM237 224V225H236ZM242 224H243V226H242ZM253 224H255L254 225V227H253ZM262 224V225H261ZM5 225H7V226H5ZM13 225V224H12ZM38 225H40L39 226V229H38ZM53 225V226H52ZM67 225V227L65 228V226ZM110 225H111V227H110ZM113 225V226H112ZM116 225H117V227H116ZM212 225V226H211ZM223 225V226H222ZM248 225H249V227H248ZM252 225V226H251ZM27 226H28V230L26 229L27 228ZM43 226L44 227H46V230L45 229H43ZM71 226V227H70ZM86 226H87V228H86ZM90 226V227H89ZM108 228H106V227ZM231 227V229H229L230 227ZM256 226V227H255ZM261 226H262V228H261ZM22 227H23V229H22ZM36 227V228H35ZM95 227V228H94ZM106 228V230H105V228ZM205 227V228H204ZM211 227V228H210ZM232 227H234L233 229H232ZM238 227V228H237ZM242 227V228H241ZM251 227H252V229H251ZM258 227V228H257ZM36 230H38V231H36ZM42 228V229H41ZM64 228V230H61V229H63ZM74 229V230H70V229ZM94 228V229H93ZM103 228H104V230H103ZM209 228L211 229V231L209 230ZM220 228V229H219ZM235 228H237V231H236V229ZM240 228V229H239ZM248 228V229H247ZM251 230H250V229ZM8 229V228H7ZM22 229V230H21ZM34 229V230H33ZM53 229H55L54 231H56V232H54L53 231V234H51V231L53 230ZM77 229V230H76ZM110 229H111V231L113 230H115L114 232L115 233H113V231L111 232L110 231ZM201 229V230H200ZM216 229V228H215ZM239 229V230H238ZM246 229V230H245ZM262 229V230H261ZM41 230H43V231H41ZM71 231V233H70V231ZM94 230H96L98 233H100V230H102L101 231V233H100V235L96 232V231H94ZM108 230V231H107ZM186 230H188V229H186ZM186 230H185V232H186ZM227 230V231H226ZM231 230H232V232H231ZM235 230V231H234ZM242 230H245L244 232H243V234L245 235V233H246V231L247 230H250V231H247V233H246V236L248 237H244V238H242L240 235L239 236H237L238 234H242ZM259 231L260 233H262V235L263 236H261V239H260V233L258 232V234L256 233L257 231ZM19 231H20V235H19ZM23 231L25 232V235L23 234ZM27 231V232H26ZM33 231H35V232H33V235H34V237L35 238H33L32 239V241H34L33 242V244H32V241H31V243H29L30 242V240L28 239L29 238V236H30V234L29 233H32ZM45 231V232H44ZM47 231V232H46ZM74 231V232H73ZM92 231H93V234H92ZM189 231H187V233L189 232ZM205 231V230H204ZM234 231V232H233ZM262 231V232H261ZM17 232H18V234H17ZM29 232V233H28ZM37 232H42V235H43V232L46 234V237L50 234V236H48L49 238L51 237V239H49L51 242H49V240L48 239H46V237H41V236H38V238L40 239V240H38L37 239ZM50 232V233H49ZM104 232V233H103ZM118 232V233H117ZM184 232V233H185ZM240 232V233H239ZM249 232V233H248ZM252 232L254 233V234H252ZM3 233V234H2ZM48 233V234H47ZM55 233H58V234H55ZM74 233H76V234H74ZM95 233V234H94ZM108 233H109V235H108ZM142 235H141V234ZM149 234L148 235V237L146 236L147 234ZM153 233H155V235L153 234ZM6 236H5V235ZM13 234V235H12ZM39 234H41V233H39ZM38 234V235H39ZM57 236H55V235ZM73 234V235H72ZM104 234V235H103ZM116 234H118L119 236H117ZM132 234H136V235H132ZM140 234V235H139ZM146 234V235H145ZM250 234V235H249ZM3 235V236H2ZM14 235L15 236H18V237H23L22 238V240H24V241H20V238H18V237H15V239L16 238H18V239H16L17 241V243L16 242H14L15 241V239H14ZM26 235H27V237H26ZM29 235V236H28ZM36 235V236H35ZM52 235H54V236H52ZM64 235V236H63ZM65 235H68V236H65ZM71 235H72V238H70L71 237ZM94 235H97V236H94ZM102 235V236H101ZM106 235H107V237H106ZM151 235V236H150ZM153 235V236H152ZM158 235V236H157ZM161 235V237L160 238H157V237H159ZM229 235V236H228ZM254 235H257V237L256 236H254ZM8 236V237H7ZM12 236V237H11ZM43 236H45V235H43ZM61 236H62V238L63 239H61ZM99 236V237H98ZM106 237V240H103L102 239V237ZM115 236H117V237H122V238H117V237H115ZM131 236H133L132 237V239H131ZM136 236V237H135ZM155 236V237H154ZM157 236V237H156ZM171 236V237H170ZM237 236V237H236ZM252 236H254V237H252ZM1 237H2V240H1ZM67 237H69L70 239L69 240H66V239H68ZM92 239H91V238ZM135 237V238H134ZM138 237L139 238H141V240H146L147 238H148V240H146V242L144 243V244H141V242H144V241H140V239L138 240ZM153 237V238H152ZM241 237V238H240ZM4 238V239H3ZM10 238V239H9ZM42 238H43V241H44V243H43V241H42ZM55 240H54V239ZM87 238H89L88 240H87ZM101 240H100V239ZM108 238L110 239V240H108ZM116 238H117V240H116ZM137 238V239H136ZM146 238V239H145ZM150 238V239H149ZM154 238H156V240H158V241H155V240H152V239H154ZM170 238V239H169ZM240 238V239H239ZM260 239V240H258L257 242H256V240L257 239ZM9 239V240H8ZM28 239V241L26 242L25 240H27ZM58 239H59V241L60 242H58ZM84 239V241H82ZM128 239V240H127ZM254 239V240H253ZM13 242V244H12V242ZM37 240V241H36ZM53 240V241H52ZM63 240V241H62ZM94 240V241H93ZM98 240H100L99 241V244H95V243H98ZM162 240V241H161ZM221 240V241H220ZM234 242H233V241ZM237 240L238 241H240V244L237 242ZM9 241H10V243H9ZM38 241H41V242H38ZM48 241V242H47ZM54 241H56V244L54 243ZM67 241V242H66ZM76 241H78V242H76ZM80 241V242H79ZM82 241V242H81ZM87 241V242H86ZM92 241L94 242V243H92ZM101 241H104V243L102 244H100V242ZM120 241V242H119ZM136 241H139L138 243H137V245H135L136 243L135 242ZM147 241H148V243L149 244H147ZM224 241H225V243H224ZM236 241V242H235ZM247 241H250L249 242V244L247 243ZM252 241V242H251ZM7 242V243H6ZM24 242H26V246H25V243ZM57 242H58V245H60V248L62 247V249H60L59 248V250H54V248L55 249H58V248H56L55 246H58L57 245ZM64 242H65V244H64ZM88 242H91V243H88ZM110 242V243H109ZM119 242V243H118ZM156 242H158V243H162V244H157ZM167 242V243H168ZM171 242H172V240H171ZM171 242H169V244L171 243ZM227 242V243H226ZM242 242V243H241ZM245 242V243H244ZM258 242H259V244H258ZM7 245H5V244ZM20 243H21V245L24 247V248H21V246H19L20 245ZM23 243V244H22ZM37 243H38V245H37ZM40 243V244H39ZM41 243H42V245H43V249H42V247L40 248L39 246H41ZM49 245V243H50V245L52 244L53 245V243H54V245L55 246H50L49 245V247H48V245ZM65 245V246H63V244ZM78 243H80L81 245H77ZM86 243V244H85ZM112 243V244H111ZM116 245H115V244ZM121 243V244H120ZM151 243V244H150ZM155 243V245H157V246H155V245H153ZM221 243V244H220ZM222 243H223V245H222ZM258 245H257V244ZM11 244V245H10ZM28 244V245H27ZM33 245V246H31L30 247V245ZM87 244H90V245H88L87 246ZM91 244H93V246L91 245ZM119 244V247L117 246ZM224 244H225V246L226 245H228V246H226V247H228V251H227V248L224 246ZM234 244V245H233ZM241 244H243V245H241ZM253 244V246L251 247V248H249L248 249V247L250 246V245H252ZM261 244V245H260ZM4 245V248L2 247ZM14 245H18L17 247L16 246H14ZM44 245H46V247H48L49 248V251L47 252V251H45L44 252V250H48V248H45V246ZM62 245V246H61ZM75 245V246H74ZM110 245H112V246H110ZM120 245H121V247H120ZM135 245V249H136V251L138 252H143L142 251V249L144 250V248H146L147 246L150 248V250L152 251V248H157V249H153V250H155L153 253H155V255H158V254H160V256H159V258H158V256H155L151 251V253L148 251L149 250V248H148V250H147V252L146 253H150V255L148 254H146V255H144L145 254V252H144V254L142 253L141 254V256L140 255H138V253H137V256H136V253H134V251H135V249H134V246ZM138 245H142V247L141 246H138ZM143 245H147V246H144L143 247ZM160 245V246H159ZM220 245H222V246H220ZM240 245L242 246V247H240ZM13 246V247H12ZM30 248H29V247ZM39 247L40 249H42V250H39V248L38 249H36V252L33 254V252L35 251L34 249V247ZM78 250V252H77V250H75V248ZM113 246H114V248H113ZM138 246V247H137ZM232 246V247H231ZM234 246H235V248H234ZM239 246V247H238ZM258 246L259 247H261V248H259L258 249ZM53 247V248H52ZM89 250H91V251H88V249ZM100 247V248H99ZM107 247V248H106ZM111 247V253H114V254H110L109 252H108V250H110V249H108V248H110ZM117 247V249L115 250V248ZM132 247V248H131ZM139 247L140 248H142V249H140L139 250ZM152 247V248H151ZM224 247V248H223ZM230 247V248H229ZM254 247V248H253ZM9 249V248H11V249H9V250H7V249ZM14 248H15V251H14ZM18 248H19V250H18ZM31 249V250H29V253L27 252L28 251V249ZM51 248L53 249V251L51 250ZM80 250H79V249ZM82 248V249H81ZM97 248H98V251H96L97 250ZM160 250H159V249ZM221 248H223V250L221 249ZM232 248V249H231ZM244 249V251H243V249ZM247 248V249H246ZM256 248V249H255ZM5 249H6V253H5ZM24 249H26V250H24ZM71 249H74V252H73V250L71 251ZM96 249V250H95ZM103 249H105V250H107V252L106 251H104ZM113 249L115 250L114 252H113ZM122 249V250H121ZM130 249H134V251L133 250H131V251H129ZM147 249V248H146ZM146 249L144 250V251H146ZM238 249H239V252H237L238 251ZM246 249V250H245ZM17 250V251H16ZM21 250H24V253L23 254H25V252H26V254H25V256H24V258H22L23 257V254H22V252H21ZM37 250H39L38 252L39 253H45V254H38V252H37ZM85 251L84 253V255H83V251ZM95 250V252H93V251ZM161 251V252H159V251ZM222 250V251H221ZM233 250V251H232ZM237 250V251H236ZM247 250H249V251H247ZM252 250H254V252H255V254L253 253V251ZM3 251V252H2ZM14 251V252H13ZM32 252V254H31V252ZM41 251H43V252H41ZM80 251V252H79ZM104 251V252H103ZM116 251L117 252H119V251H122V254L123 255H125V253H127L129 256H131V257H129L127 254L125 255V256H122V254H120L121 252H119V254L122 256V257H120L119 256V254L118 253H116ZM156 251H158L159 253L158 254H156ZM236 253H235V252ZM243 251V252H242ZM13 252V253H12ZM20 252V253H19ZM86 252H89V256H88V254L86 253ZM91 252V253H90ZM97 252H98V254H97ZM226 252V253H225ZM251 252V253H250ZM261 254H260V253ZM14 253H16L17 254V256H16V254H14ZM80 253H82V254H80ZM95 253H96V255H95ZM130 253V254H129ZM134 253V254H133ZM220 253H222V254H220ZM1 254H2V256H1ZM4 254V255H3ZM8 256H7V255ZM11 254V255H10ZM110 254V255H109ZM163 254L165 255V256H163ZM223 254H225L224 255V257H223ZM237 254V255H236ZM239 254L241 255V256H239ZM14 255V258L16 259L17 257V259L15 260L12 256ZM30 255V256H29ZM31 255H32V257H31ZM34 255H35V257H34ZM38 255V256H37ZM86 255V256H85ZM176 255V256H175ZM228 255H230V257H231V260L229 259L230 257L228 256ZM235 257H238L237 259L236 258H234V256ZM244 255V256H243ZM250 257H248V256ZM253 255H255V256H253ZM258 255V256H257ZM262 255V256H261ZM6 256V257H5ZM10 256H11V259H9L10 258ZM28 256V257H27ZM140 256V257H139ZM151 256H152V258H153V260H152V258H151ZM153 256H155V257H153ZM163 256V257H162ZM174 256V257H173ZM207 256V257H206ZM228 256V257H227ZM233 256V257H232ZM245 256H246V258L247 259H245ZM19 257H20V259H22V260H20L19 259ZM30 257H31V259H30ZM125 257V258H124ZM126 257H127V261L125 260L126 259ZM161 257H162V259H161ZM172 257V258H171ZM181 257V258H180ZM214 257H219V259H216V258H214ZM240 257H242V258H240ZM253 257H254V259L256 260H253ZM257 257V258H256ZM14 259V262L12 261L13 259ZM26 258V259H25ZM121 258V259H120ZM129 258V259H128ZM133 258H135L134 260H133ZM137 258H138V260H137ZM140 258V259H139ZM179 258V259H178ZM199 259V260H197V259ZM204 258H205V261H204ZM214 258V259H213ZM236 259V261L234 260V259ZM252 258V259H251ZM263 258V259H262ZM151 259V260H150ZM156 259V260H155ZM171 259V260H170ZM201 259H203V262H202V260ZM225 259V260H224ZM229 259V260H228ZM242 259V260H241ZM11 260V261H10ZM19 260V261H18ZM121 260H123V261H121ZM128 260H130V262L128 261ZM133 260V261H132ZM137 260V261H136ZM164 260V261H163ZM176 260V262H174ZM178 260V261H177ZM180 260V261H181ZM189 262H188V261ZM238 260V261H237ZM260 260V261H259ZM6 261V262H5ZM112 261V262H111ZM122 263H121V262ZM125 261V262H124ZM135 261V262H134ZM161 261H159V263H158V261H156V263H158V264H163ZM195 261H198V262H195ZM199 261H201V262H199ZM214 261V262H213ZM216 261V262H215ZM217 261H219V262H217ZM233 261L235 262V263H233ZM245 261L247 262V263H245ZM256 262V263H254V262ZM257 261H259L260 263H257ZM5 262V263H4ZM124 262V263H123ZM128 262V263H127ZM146 262V263H145ZM161 262V263H160ZM185 262V263H184ZM194 262V263H193ZM232 262V263H231ZM244 262V263H243ZM253 262V263H252ZM155 263V264H156Z\"/></svg>",
  "mask_w": 264,
  "mask_h": 264
},
{
  "label": "bare ground",
  "instance_id": "2",
  "mask_svg": "<svg viewBox=\"0 0 264 264\" xmlns=\"http://www.w3.org/2000/svg\"><path fill=\"white\" fill-rule=\"evenodd\" d=\"M3 1H4L5 4H6V0H3ZM3 1H2V2H3ZM8 1H12V0H8ZM19 1H20V0H19ZM19 1H18V2H19ZM32 1L35 2V0H32ZM32 1H31V2H32ZM46 1H47V0H45V3H44V4L49 3V6H48V8H47V10H46V12H45L44 15L41 13V14L43 15V18H42V19L40 18L41 23H42V26L45 27L44 30H45V29H48V28H46L47 25H49V26L54 25L58 20H60V19L63 18V17H66L67 14H69V13L72 14L74 9H75V11H77L76 9H77V7H79L78 5H79V3H81L82 0H48V2H46ZM83 1H84V0H83ZM85 1L88 2L87 0H85ZM97 1H98V0H97ZM110 1H111V0H110ZM112 1H113V0H112ZM120 1H121V0H120ZM122 1H124V0H122ZM132 1H134V2H131V1L129 0V2H131V3H129V2H128V3H122V2L120 3V2H118V3H119V4H118V3H117V0H114L113 2H116L115 4H118V5L116 6L115 4H112L113 2H112V3L110 2L112 5H115V6H111V7L109 6L108 11L106 10L107 12H106L104 9L102 10V8H101V6H100V7L97 8V10H99V8H101V11H103V13L106 12L107 15H108V13H109V14H112L113 12H117L119 15H118L117 13H114V14L111 15V16H112L111 18H109V19H104V18H103V20H99L100 18H94V17L92 16L93 19H92V18L89 19V18H90V17H89L88 20H91V21H89V22L87 21V23H86L87 17H85V18H86V19H85V23H84V24H86L85 27L82 28V27H81L82 25L79 26V27L82 28V29H84V35H85V36H87L88 34H89V36H91L92 34H95V35H93V36H104V39H106L105 37H107V36H109V37H110V36H116V38H117V36H120V37H121V36H124V38L127 39V38L130 37V35L132 36L131 33H133V38H134V36H136V37H137V36H141L142 33H141V32L137 33V32H138L137 29H139V27H141L142 25L145 26L144 24H145V23H148V15L151 14V12L154 13L155 11H154V10L151 11V6H152L153 4H152V3L150 4V0H132ZM152 1H153V0H152ZM152 1H151V2H152ZM157 1H158V0H157ZM162 1H163V0H162ZM162 1H161V3H162ZM164 1H165V0H164ZM171 1H172V0H171ZM175 1H176V0H175ZM177 1H178V0H177ZM186 1H188V0H186ZM186 1H185V2H186ZM193 1H195V0H193ZM196 1H199V2H200V0H196ZM196 1L194 2V5H195ZM202 1H203V0H202ZM207 1H209V0H207ZM18 2H17V3H18ZM34 2H32V3H33V4H36V5H37V4L39 5V3L41 2V0H40L39 3H36V2H38V1H36L35 3H34ZM124 2H125V1H124ZM159 2H160V0H159ZM159 2H158V3H159ZM169 2H170V1H169ZM172 2H173V1H172ZM172 2H171V3H172ZM181 2H182V1H181ZM191 2H192V0H191ZM211 2H212V3H211ZM8 3H9V2H8ZM11 3H12V2H11ZM14 3H15V2H14ZM19 3H20V2H19ZM29 3H30V2H28V4H29ZM77 3H78V5H77ZM153 3H154V1H153ZM155 3H156V2H155ZM167 3H168V2H167ZM175 3H176V2H175ZM178 3H179V2H178ZM182 3L184 4V2H182ZM202 3H203V2H202ZM202 3H201V4H202ZM208 3H210L211 5H210V6H209V5L207 6L206 4H208ZM24 4H25V3H24ZM28 4H27V5H28ZM83 4H84V3H83ZM86 4H87V3H85L84 5H86ZM104 4H105V3H104ZM106 4H108V3H106ZM179 4H181V3H179ZM191 4H193V3H191ZM203 4H204V3H203ZM206 4H205L206 6H205V5H202V6H203L202 8L204 9V10H202V11H205V10L207 11V10H208V11H207L208 13H209L210 10L213 9V8H215V10H217L218 8L220 9V8H222V7L224 6V7H233V9L236 10V11H237V9H235L234 7H238V8H239V7H245V9H246V8H248L249 10L252 9V12H251V13H253V12H256V13L258 12V13H260V12H261L262 14H264V0H212V1L207 2ZM3 5H4V3H3ZM6 5H7V4H6ZM6 5H5L6 10H7V9L9 10L10 7L8 8V6H11V5L8 4L7 7H6ZM14 5H16V3H15ZM14 5H13V6H14ZM18 5H22V3H21V4H18ZM46 5H48V4H46ZM84 5H83V7H84ZM87 5H88V4H87ZM99 5H100V4H99ZM99 5H98V6H99ZM158 5H159V4H158ZM164 5H165V4H164ZM170 5H171V4H170ZM187 5H188V4H187ZM197 5H198V3H197L195 6H196V7L201 6V5H198V6H197ZM25 6H26V5H25ZM25 6H24V7H25ZM31 6H32V4H31ZM44 6H45V5H43L42 7L45 8ZM76 6H77V7H76ZM80 6H81V5H80ZM174 6L176 7V6H177V3L174 4ZM182 6H183V5H182ZM190 6H191V5H190ZM195 6H194V7H195ZM3 7H4V6H2V3H1V5H0V9H2V12L4 13V11H3ZM20 7H22V6H20ZM20 7H17V8H20ZM29 7H30V6H29ZM35 7H36V6H35ZM96 7H97V6H96ZM155 7H156V6H155ZM161 7H162V6H161ZM166 7H169V6H167V4H166ZM166 7H165V12H166V10H167ZM175 7H174V8H175ZM177 7H178V6H177ZM185 7H186V6H185ZM185 7H184V8H185ZM194 7H192V12L194 11V13H195V9H197V8H194ZM17 8H16V9H17ZM26 8H28V7H26ZM33 8H34V7H33ZM33 8H32V9H33ZM38 8H39V6H38ZM81 8H82V7H81ZM104 8H105V7H104ZM152 8H154V6H153ZM163 8H164V7H163ZM178 8H179V7H178ZM186 8H188V6H187ZM193 8H194V10H193ZM199 8L202 9L201 7H199ZM199 8H198V10H196L197 12L200 10ZM14 9H15V8H14ZM16 9H15V11H16ZM21 9H22V8H21ZM36 9H37V8H36ZM36 9H33V10L35 11ZM82 9H83V8H82ZM105 9H106V8H105ZM154 9H155V8H154ZM158 9H159V8H158ZM176 9H177V8H176ZM188 9H189V8H188ZM248 9H247V10H248ZM41 10H42V8H41ZM86 10H88V9H86ZM95 10H96V9H95ZM169 10H170V9H169ZM169 10H168V11H169ZM172 10H173V8H172ZM174 10H175V9H174ZM178 10H179V9H178ZM178 10H175L176 14H177V11H178ZM180 10H181V9H180ZM228 10H229V9H228ZM234 10H233V11H234ZM75 11H74V13H75ZM82 11H83V10H82ZM161 11H162V8H161ZM161 11H159V12L162 13ZM184 11H185V9H183V12L181 11V13H184ZM190 11H191V9H190ZM206 11H205V12H206ZM212 11H213V10H212ZM212 11H211V12H212ZM219 11H220V10H219ZM219 11H218V12H219ZM238 11H239V9H238ZM245 11H246V10H245ZM250 11H251V10H250ZM2 12H1V13H2ZM18 12H19V11H18ZM35 12H36V11H35ZM37 12H38V11H37ZM41 12H44V11H41ZM71 12H72V13H71ZM86 12H87V11H86ZM98 12L100 13V11H98ZM149 12H150V13H149ZM170 12H171V11H170ZM172 12L174 13V11H172ZM172 12H171V13H172ZM186 12H187V11H186ZM192 12H191L190 15H193ZM211 12H210V13H211ZM234 12H235V11H234ZM234 12H233V13H234ZM247 12H249V11H247ZM14 13H15V12H14ZM14 13H13V14H14ZM31 13H32V12H31ZM38 13H39V12H38ZM81 13H82V12H81ZM83 13H84V12H83ZM83 13H82V14H83ZM88 13H89V12H88ZM91 13H92V12H91ZM93 13H95V12H93ZM96 13H97V12H96ZM96 13H95V14H96ZM148 13H149V14H148ZM157 13H158V12H157ZM157 13H156V14H157ZM168 13H169V12H168ZM178 13L180 14V11H178ZM188 13H189V11L187 12V14H188ZM203 13H204V12H203ZM208 13H207V14H208ZM216 13H217V12H216ZM226 13H227V12H226ZM229 13H230V11H229ZM258 13H257V14H258ZM261 13H260V14H261ZM17 14H18V13H17ZM17 14H16V15H17ZM39 14H40V13H39ZM70 14H69V15H70ZM76 14H77V12H76ZM78 14L81 15L79 12H78ZM101 14H102V13H101ZM101 14H100V15H101ZM106 14H102V15H105V16H106ZM115 14H116V15H115ZM158 14H159V13H158ZM174 14H175V13H174ZM197 14H198V13H197ZM205 14H206V13H205ZM218 14H220V12H219ZM234 14H235V13H234ZM236 14H237V13H236ZM238 14H239V13H238ZM238 14H237V15H238ZM240 14H241V13H240ZM248 14H249V13H248ZM253 14H255V13H253ZM257 14H256V15H257ZM260 14H259V15H260ZM262 14H261V15H262ZM1 15H3V14H1ZM1 15H0V16H1ZM14 15H15V14H14ZM14 15H13V16H14ZM16 15H15L14 17H12V18L15 19V20H16V17H17ZM32 15H33V17H34V14H32ZM35 15H38V14H35ZM72 15H73V14H72ZM79 15H78L77 17H81V16H83L84 14L81 15V16H79ZM88 15H89V14H88ZM88 15H87V16H88ZM96 15H97V14H96ZM96 15H95V16H96ZM98 15H99V14H98ZM102 15H101V16H102ZM151 15H152V14H151ZM159 15H160V14H159ZM159 15H158V17H160ZM170 15H171V14H170ZM184 15H185V14H184ZM184 15H183V17H184ZM188 15H189V14H188ZM190 15H189V16H190ZM203 15H204V14H203ZM208 15H209V14H208ZM210 15H212V14H210ZM210 15H209L208 17H210ZM224 15H225V17H226V14H224ZM30 16H31V15H30ZM153 16H154V15H153ZM162 16H163V15H162ZM174 16H176V15H174ZM179 16H180V15H179ZM193 16H194V15H193ZM195 16H197V15H195ZM216 16H217V15H216ZM221 16H222V15H221ZM229 16H230V15H229ZM239 16H240V15H239ZM247 16H248V15H247ZM251 16H253V15H251ZM251 16H250V18H251ZM10 17H11V16H10ZM31 17H32V16H31ZM31 17H30V18H31ZM40 17H41V16H40ZM69 17H70V16H69ZM107 17H108V16H107ZM109 17H110V15H109ZM155 17H156V16H155ZM155 17H154V18H155ZM165 17H167V16L165 15ZM165 17H164V18H165ZM172 17H173V16H172ZM186 17H188V16H186ZM206 17H207V16H206ZM225 17L223 16V18H225ZM227 17H228V16H227ZM235 17H236V15L234 16V18H235ZM242 17H243V16L241 15V18H242ZM245 17H246V16H245ZM245 17H244V18H245ZM257 17H258V16H257ZM260 17H261V16H260ZM260 17H258V18H260ZM263 17H264V15H263ZM17 18H18V17H17ZM30 18L27 19V20H30ZM82 18H83V17H81V19H82ZM101 18H102V17H101ZM181 18H182V17H181ZM188 18H189V17H188ZM196 18H197V17H196ZM218 18H219V17H218ZM221 18H222V17H220L219 19L221 20V23H222L223 19H221ZM230 18H231V17H230ZM255 18H256V16H255ZM10 19H11V18H10ZM35 19H37V18H35ZM66 19H67V18H66ZM81 19L78 18V19H76V20H78V22H82V21H79V20H81ZM156 19L159 20L160 18H157V17H156ZM161 19H163V18H161ZM183 19H184V18H183ZM190 19H191V18H189L188 20H190ZM192 19H193V18H192ZM215 19H216V18H214V16H213V20H215ZM219 19H218V20H219ZM228 19H229V17H228ZM228 19H227V20H228ZM231 19H232V18H231ZM246 19H247V18H246ZM246 19H245V20L243 19V20L246 21ZM248 19H249V18H248ZM251 19H252V18H251ZM260 19H261V18H260ZM262 19H264V18H262ZM8 20H9V17H8ZM32 20H33V19H32ZM32 20H30V21H32ZM150 20H151V19H150ZM152 20H153V19H152ZM163 20H164V19H163ZM166 20H167V19H166ZM166 20H165L164 23H165V24H166V23H169V22H166ZM170 20H172V18H170ZM175 20H176V19H175ZM175 20H173L172 22H174ZM196 20H198V19H196ZM201 20H203V19H201ZM208 20H210V19H208ZM224 20H225V19H224ZM237 20H239V19H237ZM252 20H253V19H252ZM252 20H251V21H252ZM254 20H256V23H258V22L260 21V20H259V21L257 22V19H254ZM10 21H11V20H10ZM25 21H26V19H25ZM25 21L23 20V23H25ZM35 21H36V20H35ZM35 21H34V22H35ZM64 21H66V20H64ZM68 21H69V20H68ZM74 21H75V19H74ZM161 21H162V20H161ZM167 21H169V20H167ZM181 21H183V20H181ZM198 21H199V20H198ZM215 21H216V20H215ZM228 21H229V20H228ZM228 21H227L226 23H228ZM232 21H233V20H232ZM235 21H236V19H235ZM240 21H241V20H240ZM244 21H242V22H244ZM11 22H12V21H11ZM15 22H16V21H15ZM32 22H33V21H32ZM37 22H38V19H37ZM83 22H84V21H83ZM153 22L155 23V21H153ZM186 22H187V19H186ZM186 22H181V23H186ZM193 22H195V21L193 20ZM200 22H201V21H200ZM200 22H199V23H200ZM204 22H205V21H204ZM204 22H203V23H204ZM206 22H207V21H206ZM210 22H211V21H210ZM210 22H207V23H210ZM212 22H213V21H212ZM230 22H231V21H230ZM246 22H249V21H246ZM246 22H245V23H246ZM253 22H255V21H253ZM13 23H14V22H13ZM13 23H11L10 25L12 26ZM26 23H27V21H26ZM35 23H36V22H35ZM38 23H39V22H38ZM72 23H73V22H72ZM76 23H77V22H76ZM76 23H74V24L76 25ZM187 23H191V20H190V22L188 21ZM187 23L185 24L186 26H187ZM196 23H198V22H196ZM203 23L201 22L200 26L198 27V28H201V27L204 25V26L202 27L203 29H202V28L200 29L201 31H200L198 28H196V27H194V28L197 29V33H196L197 36L202 37V35H201L200 33H202V34L204 33L203 36H206V38H204V37H203V38H204V39H207V36H208V35H207V34L205 35V32L209 31V28L211 29V27H209L207 23H204V24H203ZM218 23H219V22H218ZM218 23H216V24H218ZM237 23H239V22H237ZM256 23H253V24H256ZM261 23H262V22H261ZM263 23H264V21H263ZM7 24H8V21H7ZM30 24H31V22H30ZM30 24H29V25H30ZM32 24H33V23H32ZM61 24H62V23H61ZM61 24H60V25H61ZM64 24H65V23H64ZM67 24H68V23H67ZM69 24H70V21H69ZM74 24H73V25H74ZM81 24H82V23H81ZM84 24H83V26H84ZM148 24H149V23H148ZM148 24H147V25H148ZM155 24H157V23H155ZM155 24H153V25H155ZM159 24H160V23H159ZM162 24H163V23H162ZM202 24H203V25H202ZM213 24H214V22H213ZM213 24H211V25H213ZM230 24H232V22H231ZM233 24H234V23H233ZM239 24H240V28H238V27H237V28L240 29V32H241V28H243L244 25L242 26L241 23H239ZM242 24H243V23H242ZM248 24H249V23H248ZM36 25H37V23H36ZM36 25H34V26H36ZM45 25H46V26H45ZM71 25H72V24H71ZM153 25H152V27H153ZM160 25H161V24H160ZM179 25H180V24H179ZM181 25H182V24H181ZM190 25H191V24H190ZM218 25H219V24H218ZM218 25H216V26H218ZM224 25H225V23H224ZM234 25H236V23H235ZM256 25H257V24H256ZM11 26H10V27H11ZM23 26H24V25H23ZM23 26H22V28H24ZM26 26H28V25H26ZM26 26H25V27H26ZM49 26H48V27H49ZM162 26H163V25H162ZM176 26H178V25H176ZM186 26H185V27H186ZM214 26H215V25H214ZM214 26L212 27V29H214ZM222 26H223V25H222ZM228 26H229V25H228ZM238 26H239V25H238ZM251 26H252V24H251ZM12 27H14V29H15V26H14V25H13ZM76 27H78V26H76ZM148 27H149V26H148ZM154 27H155V26H154ZM160 27H161V26H160ZM165 27H166V26H165ZM165 27H164V29H165ZM171 27H172V26H171ZM189 27H190V26H189ZM220 27H221V24H220ZM230 27H231V26H230ZM233 27H234V26H232V28H233ZM262 27H264V25H263ZM28 28H29V27H28ZM34 28H35V27H34ZM42 28H43V27H42ZM42 28H41V26H40L39 29H42ZM55 28H56V27H55ZM74 28H75V27H74ZM144 28H145V27H144ZM150 28H151V27H150ZM173 28H174V27H173ZM178 28H179V27H178ZM178 28H177V29H178ZM181 28H182V26H181ZM192 28H193V25H192ZM192 28H191V29H192ZM227 28H229V27H227ZM227 28H225V30H226ZM234 28H236V27H234ZM9 29H11V28H9ZM14 29H13V31H14ZM20 29H21V26H20ZM25 29H26V28H25ZM35 29H36V28H35ZM67 29H68V28H67ZM69 29H70V28H69ZM75 29L77 30V28H75ZM154 29H157V27H155ZM160 29H161V28H160ZM160 29H159L158 32L161 31ZM164 29H163V30H164ZM169 29H170V27H169ZM183 29H184V27H183ZM186 29H188V28L186 27L184 30H186ZM212 29H211V30H212ZM230 29H231V28H230ZM251 29H252V28H251ZM18 30H19V29H17L16 32H17ZM50 30H51V29H50ZM70 30H71V29H70ZM139 30H141V29H139ZM148 30H149V29H148ZM174 30H175V29H174ZM180 30H181V29H180ZM180 30H179V32H181ZM198 30H199V31H198ZM217 30H218V29H216L215 31L217 32ZM227 30H229V29H227ZM252 30L255 31V28L252 29ZM10 31H11V30H10ZM10 31H9V32H10ZM21 31H22V30H21ZM24 31H25V30H24ZM36 31L38 32V29H37ZM40 31H41V30H40ZM40 31H39V32H40ZM46 31H47V30H46ZM57 31H58V32L60 31L59 28L57 29ZM63 31H65V30H63ZM73 31H74V30H73ZM73 31H72V32H73ZM136 31H137V32H136ZM142 31H144V30L142 29ZM150 31H152V30H150ZM155 31H156V30H155ZM168 31H169V30H168ZM172 31H173V30L171 29V32H172ZM190 31H191V30H190ZM190 31H188V32H190ZM219 31H220V29H219ZM229 31H230V30H229ZM233 31H234V30H233ZM9 32H8V33H9ZM14 32H15V31H14ZM28 32H29V31H28ZM33 32H34V30H33ZM33 32L31 31V33H33ZM44 32H45V31H44ZM44 32H42V33H44ZM48 32H49V31H48ZM58 32H57V33H58ZM135 32H136V33H135ZM145 32L147 33L146 30H145ZM148 32H149V31H148ZM171 32H170V33H171ZM174 32H175V31H173V33H174ZM176 32H178V31H176ZM211 32H213V30L210 31V33H211ZM234 32H236V29H235ZM240 32L237 30V34L240 33ZM242 32H243V30H242ZM10 33H11V32H10ZM10 33H9V34H10ZM20 33H21V32H20ZM23 33H24V32H23ZM25 33H26V31H25ZM62 33H63V32H62ZM70 33H71V32H70ZM73 33H74V32H73ZM77 33H78V31H76L75 34L77 35ZM79 33H80V32H79ZM151 33H152V32H151ZM151 33H150V34H151ZM164 33H165V32H164ZM166 33H167V32H166ZM173 33L171 34L172 36H173ZM207 33H208V32H207ZM210 33H208V34H209V35H212V33H211V34H210ZM222 33H223V32H222V30H221V32H220L219 34H222ZM230 33H232V31H231ZM230 33H229L228 35H230ZM15 34H16V33H15ZM17 34H18V33H17ZM27 34H28V33H27ZM35 34L37 35V33H35ZM44 34H47V33H44ZM48 34H49V33H48ZM58 34H60V33H58ZM80 34H81V33H80ZM80 34H79V35H80ZM82 34H83V33H82ZM90 34H91V35H90ZM134 34H135V35H134ZM153 34H155V33H153ZM157 34H159V33H157ZM168 34H169V33H168ZM194 34H195V33H194ZM196 34H195V36H196ZM214 34H215V33H214ZM244 34H245V31H244ZM25 35H26V34H25ZM29 35H30V33H29ZM29 35H28V36H29ZM41 35H42V34H40L39 36H41ZM148 35H149V34H148ZM159 35H160V34H159ZM159 35H158V36H159ZM163 35H164V34H163ZM174 35H175V34H174ZM186 35H189V34L187 33ZM191 35H192V34H191ZM191 35H190V36H191ZM216 35H217V34H216ZM224 35H225V34H223V36H224ZM228 35H227V36H228ZM232 35H234V34H232ZM235 35H236V33H235ZM235 35H234V36H235ZM240 35H241V34H240ZM262 35H263V34H262ZM3 36H4V35H3ZM9 36H10V35H9ZM12 36H13V35H12ZM16 36H18V35H16ZM22 36H23V34H22ZM37 36H38V35H37ZM44 36H45V35H44ZM46 36H47V35H46ZM60 36H62V35H60ZM77 36H78V35H77ZM81 36H83V35H81ZM125 36H129V37L126 38ZM153 36H154V35H153ZM155 36H157V35H155ZM169 36H170V35H169ZM193 36H194V35H193ZM193 36H192V37H193ZM220 36H221V35H220ZM225 36H226V35H225ZM237 36H238V35H237ZM263 36H264V35H263ZM147 37H148V36H147ZM199 37H198V38H199ZM210 37H211V36H210ZM213 37H214V38H218V36L215 37L214 35H213ZM213 37H212V40H214ZM107 38H108V37H107ZM124 38H123V41H124ZM143 38H145L144 35H143ZM148 38H149V37H148ZM148 38H147V39H148ZM189 38H191V37H189ZM189 38H188V39H189ZM112 39H113V38H112ZM118 39H121V38L118 37ZM131 39H132V38H131ZM134 39H135V38H134ZM136 39H137V38H136ZM145 39H146V38H145ZM194 39L196 40L197 38H194ZM106 40H108V39H106ZM106 40H105V41H106ZM114 40L118 43V40H116V39H114ZM127 40H128V39H127ZM127 40H126V41H127ZM197 40H199V39H197ZM201 40H202V39H201ZM201 40H199V42L197 41L195 44L199 43L198 45H200V41H201ZM112 41H113V40H112ZM112 41H110V42H112ZM131 41H132V40H131ZM193 41H194V40H193ZM193 41H192V42H193ZM202 41H203V43H204V40H202ZM202 41H201V42H202ZM205 41H206V40H205ZM210 41H211V40H210ZM95 42H96V41H95ZM102 42H103V40H102ZM102 42H101V43H102ZM113 42H114V41H113ZM121 42H122V41H121ZM124 42H125V41H124ZM188 42H191V41L189 40ZM194 42H195V41H194ZM194 42H193V43H194ZM263 42H264V41H263ZM99 43H100V42H99ZM207 43H209V42H207ZM207 43H205V44H207ZM210 43H211V42H210ZM215 43H216V40H215ZM215 43H214V44H215ZM256 43H257V42H256ZM261 43H262V42H260L259 44H261ZM91 44H92V43L90 42V45H91ZM93 44H94V43H93ZM96 44H97V43H95V45H96ZM107 44H108V41H107ZM111 44H112V43H111ZM115 44H116V43H115ZM123 44H124V43H123ZM123 44L121 43V46H122ZM125 44H126V43H125ZM190 44H191V43H190ZM190 44H188V45H190ZM216 44H218V42H217ZM97 45H99V44H97ZM103 45L105 46L106 43L103 44ZM103 45H102V46H103ZM118 45H120V44H118ZM118 45H116V46H118ZM201 45H202V44H201ZM208 45H209V44H208ZM211 45H212V44H211ZM85 46H86L87 49H88L89 44H88V46H87V45H85ZM99 46H100V45H99ZM116 46H115V47H116ZM124 46H126V45H124ZM205 46H207V45H205ZM253 46L255 47V45H253ZM86 47H84V49H85ZM91 47H92V46H91ZM91 47L89 46V49H90ZM106 47H107V46H106ZM106 47H105V48H106ZM112 47H113V46H112ZM128 47H129V45H128ZM188 47H189V46H188ZM193 47H194V46H193ZM195 47H197V46H195ZM199 47H200V46H199ZM199 47H198V48H199ZM203 47H204V44H203ZM203 47H202V48H203ZM209 47L211 48L210 45H209ZM95 48H96V47H95ZM95 48H94L93 50L90 49V52H91V51H96ZM100 48H102V47H100ZM121 48H122V47H121ZM129 48H130V47H129ZM129 48H128V49H129ZM191 48H192V47H191ZM215 48H216V45H215ZM256 48H257V47H256ZM256 48H254V49H256ZM89 49H88V51H89ZM97 49L99 50L98 47H97ZM103 49H104V48H103ZM109 49H111V45H110V48H109ZM114 49H115V48H114ZM116 49H117V48H116ZM194 49H196V48H194ZM194 49L192 50L193 52H191V53H193V54H194V52H196ZM199 49H200V48H199ZM207 49H208V47H207ZM211 49H212V48H211ZM213 49H214V46H213ZM219 49H220V48H219ZM257 49H259V48H257ZM100 50H102V49H100ZM104 50H105V49H104ZM104 50H103V52L105 53ZM106 50H107V49H106ZM117 50H118V49H117ZM119 50H120V49H119ZM124 50H126V49H124ZM189 50H190V49H189ZM208 50H209V49H208ZM215 50L217 51V49H215ZM84 51H85V50L82 49V52H84ZM86 51H87V50H86ZM86 51H85V52H86ZM108 51H110V50H108ZM111 51H112V50H111ZM115 51H116V50H115ZM122 51H123V50H122ZM122 51L120 50L121 53H122ZM197 51H198V50H197ZM203 51H206V49H205V50L203 49ZM211 51H212V50H211ZM218 51H219V50H218ZM261 51H262V50H260V53H261ZM82 52H81V53H82ZM96 52H98V51H96ZM103 52H101V53H103ZM113 52H114V51H113ZM200 52H201V51H200ZM214 52H215V51H214ZM220 52H222L223 55H224V52H223V51H220ZM247 52H248V51H247ZM86 53L88 54V55H86V56H87L89 59H91V58L94 59V57H92V56L95 54V52H94L92 55H90L91 58L89 57V54H90V53H89V52H86ZM98 53H99V52H98ZM108 53H109V52H108ZM111 53H112V52H111ZM201 53H204V52H201ZM201 53H198L196 56H199V54H201ZM210 53H212V52H210ZM210 53H207V54H206V52H205L206 56H208V54H210ZM244 53H245V52H244ZM244 53H243V54H244ZM253 53H254V52H253ZM255 53H256V52H255ZM118 54H119V53H118ZM193 54H190V57H191V55H192L193 57H195V55H193ZM212 54H213V53H212ZM243 54H242V55H243ZM249 54H250V52H249ZM256 54H257V53H256ZM99 55H100V54H99ZM106 55H107V58H108V57H109V54H106ZM106 55H105V56H106ZM115 55H116V52H115ZM188 55H189V54H188ZM201 55H203V54H201ZM210 55H211V54H210ZM223 55H222V56H223ZM242 55H241V57H242ZM80 56H81V54H80ZM96 56H97V55H96ZM96 56H95V57H96ZM215 56H216V55H215ZM215 56H214V57H215ZM217 56H220V55H217ZM247 56H248V54H247ZM254 56L257 57V55H255V54H254ZM82 57H83V56H82ZM97 57H98V56H97ZM101 57H103V56L101 55ZM193 57H191V58H193ZM201 57H203V56H201ZM248 57H250V55H249ZM248 57H247V58H248ZM251 57H253V56H251ZM79 58H80V57H79ZM103 58H105V57H103ZM211 58H212V57H211ZM244 58H245V56H244ZM77 59H78V58H77ZM80 59H81V58H80ZM89 59H88V60H89ZM95 59H96V58H95ZM95 59H94V60H95ZM99 59H100V58H99ZM113 59H114V58H113ZM153 59H154V57H153ZM157 59H158V58H157ZM157 59H156V60H157ZM194 59H195V58H194ZM197 59H198V58H197ZM212 59H213V58H212ZM241 59H242V61H243V60H245L246 58L243 59V57H242ZM85 60H86V61H85ZM88 60H87L86 58H84V61H85V62H87ZM91 60H92V59H91ZM91 60H89V61L91 62ZM94 60H93V61H94ZM97 60H98V59H97ZM97 60H95V61L97 62ZM105 60H106V59H105ZM109 60H110V58H109ZM187 60H190V61L192 62V59H188V58H187ZM199 60H200V58H199ZM202 60H203V59L201 58V60H200V64H198V65H201V64L203 63V62L201 63ZM204 60H205V59H204ZM204 60H203V61H204ZM206 60H207V59H206ZM206 60H205V61H206ZM214 60H215V58H214ZM247 60H248V63H250V62H249L250 59L248 58V59H246L245 61L247 62ZM252 60H253V59L251 58V62H252ZM76 61L78 62V61H81V60H76ZM89 61H88V62H89ZM100 61H101V59H100ZM102 61H103V60H102ZM102 61H101L100 64H103ZM111 61H112V60H111ZM152 61H153V60H152ZM152 61H149V62H152ZM160 61H161V60H160ZM190 61H188V62H190ZM196 61L198 62V60H195V63H196ZM208 61H211V59H209ZM208 61H206V62H208ZM212 61H213V60H212ZM212 61H211V62H212ZM82 62H83V61H82ZM85 62H84V65H85ZM154 62H155V61H154ZM186 62H187V61H186ZM191 62H190V64H189V63H187V64L191 66L190 68H191V70H192L193 67H192L191 64H193L194 62H193V63H191ZM79 63H80V62H79ZM94 63H95V62H94ZM97 63L99 64V62H97ZM105 63H106V62H104V64H105ZM108 63H109V62H108ZM195 63H194V64H195ZM244 63H245V62H244ZM72 64H74V63H72ZM72 64L70 65L71 67L73 66ZM75 64H78V63L75 62ZM81 64H82V63H81ZM81 64H80V65H81ZM87 64H88V63H86V65H87ZM92 64H93V63H92ZM100 64H99L98 66H100ZM104 64H103V66H104ZM109 64H111V63H109ZM109 64H108L107 66H109ZM155 64H156V62L154 63V65H155ZM160 64H161V63H160ZM185 64H186V63H185ZM203 64H204V63H203ZM210 64H211V63H210ZM210 64H209V65H210ZM212 64L214 65V62H213ZM212 64H211V65H212ZM86 65H85V66H86ZM89 65H90V63H89ZM94 65H97V64L95 63ZM188 65H186V66H188ZM213 65H212V66H213ZM242 65H243V64H242ZM244 65L246 66V63H245ZM76 66H77V65H76ZM151 66H152V65H151ZM157 66H158V64H157ZM193 66H194V65H193ZM205 66H206V64H205ZM207 66H208V64H207ZM207 66H206V67H207ZM239 66H240V65H239ZM245 66H244V67H245ZM263 66H264V65H263ZM71 67H70V68H71ZM88 67H89V66H88ZM91 67H92V66H90V68H91ZM161 67H162V65H161ZM161 67L159 66V68H161ZM182 67L184 68L185 65H184V66L182 65ZM182 67H181V68H182ZM188 67H189V66H188ZM240 67H241V66H240ZM246 67H248V66H246ZM68 68H69V67H68ZM77 68H78V66H77ZM81 68H82V70H85V71L87 70L86 68L83 69L82 66H81ZM96 68H97V66L95 67V69H96ZM249 68H250V67H249ZM251 68H252V67H251ZM254 68H255V66H254L252 69L254 70ZM258 68L261 69V71L264 69V67L262 68L261 66L258 67ZM79 69H80V68H78L77 70L79 71ZM98 69H99V67H98ZM98 69H96V70H98ZM101 69H102V68L99 69V70H100V73H101V71H102ZM105 69H106V68H105ZM151 69H152V68H151ZM154 69H155V68H154ZM195 69H196V68H195ZM195 69H194V70H195ZM199 69H200V68H199ZM207 69H208V68H207ZM246 69H247V68H246ZM255 69H256V68H255ZM67 70H69V69H67ZM71 70H72V68L70 69V71H71ZM74 70H75V69H74ZM90 70H91V73H90ZM90 70H89V68H88V71H87V72H89L90 74H92V72L94 73V71H96V70L92 71V69H90ZM99 70H98V71H99ZM148 70H149V65H148ZM152 70H153V69H152ZM157 70H158V69H157ZM160 70H162V69H160ZM177 70H178V72L180 71L179 68H177ZM183 70H184V69H183ZM186 70H188V69L185 68V71H186ZM244 70H245V69H244ZM70 71H69V72H70ZM72 71H73V70H72ZM80 71H81V70H80ZM98 71H97V72H98ZM115 71H116V70H115ZM146 71H147V70H146ZM153 71H154V70H153ZM158 71H159V70H158ZM188 71H190V70H188ZM188 71H186V72H188ZM200 71H201V70H200ZM254 71H255V70H254ZM256 71H257V70H256ZM256 71H255V72H256ZM261 71H260V72H261ZM64 72H65V71H64ZM81 72H82V71H81ZM118 72H119V71H118ZM149 72H150V71H149ZM155 72H156V70H155ZM178 72H177V73H178ZM182 72H184V71H182V69H181V73H182ZM186 72H185V75H184V76H186ZM192 72L194 73V74H193V75H194L193 77L196 78V77H195V72H194V71H192ZM198 72H199L198 69H196V73H197V74H198ZM255 72H254V73H255ZM65 73H66V72H65ZM67 73H68V72H67ZM72 73H73V72H72ZM72 73H71V74H72ZM78 73H79V72H77V74H78ZM98 73H99V72H98ZM111 73H112V72H111ZM111 73H110V74H111ZM113 73H114V72H113ZM122 73H123V72H122ZM124 73H125V72H124ZM153 73H154V72H153ZM158 73H161V72H158ZM189 73H191V72H189ZM69 74H70V73H69ZM69 74H68V75H69ZM71 74H70V75H71ZM75 74H76V72H75ZM75 74H74V75H75ZM79 74H80V73H79ZM79 74H78V75H79ZM82 74H83V73H82ZM82 74H80L79 76H81ZM84 74H85V72H84ZM86 74H88V73H86ZM90 74H88V75H90ZM110 74H108V75L110 76ZM118 74H119V73H118ZM145 74H146V73H145ZM145 74H144V76H145ZM150 74H151V73H150ZM175 74H176V73H175ZM175 74H174V76H175ZM191 74H192V73H191ZM263 74H264V73H263ZM263 74H262V75H263ZM62 75H63V74H62ZM74 75H73L72 77H74ZM113 75H115V74H113ZM113 75H112V76H113ZM120 75H121V74H120ZM153 75H155V74H153ZM181 75H182V74H181ZM223 75H224V74H223ZM244 75H245V74H244ZM244 75H243V76H244ZM246 75H247V74H246ZM248 75H249V74H248ZM257 75H259V74H257ZM260 75H261V73H260ZM260 75H259V76H260ZM262 75H261V77H263ZM65 76H67V74H66ZM83 76H84V75H83ZM85 76H86V75H85ZM105 76H106V75H105ZM115 76H116V75H115ZM115 76H114V77H115ZM147 76H149L148 72H147ZM147 76H145L146 79H147V78L149 79L150 77H147ZM155 76H156V75H155ZM187 76H188V75H187ZM187 76H186V77H187ZM189 76H190V74H189ZM225 76H226V75H225ZM239 76H240V75H239ZM243 76H240V77H242L241 79H243ZM69 77H70V76H69ZM76 77H78V76H76ZM107 77H108V76H107ZM110 77H111V76H110ZM114 77H111V78H114ZM131 77H132V76H131ZM133 77H134V76H133ZM197 77H198V75H197ZM220 77H222V76L220 75ZM220 77H219V78H220ZM237 77H238V76H237ZM246 77H247V76H246ZM61 78H62V77H61ZM64 78H65V77H64ZM64 78H63V79H64ZM74 78H75V77H74ZM74 78H73V79H74ZM86 78H87V77H86ZM86 78H84V81L86 80ZM88 78H89V76H88ZM88 78H87V80H88ZM105 78H106V77H105ZM115 78H116V77H115ZM115 78H114V80H115ZM122 78H123V77H122ZM177 78H178V75H177ZM183 78H185V77H183ZM183 78L181 77L182 80H183ZM189 78H190V77H189ZM194 78H193V79H194ZM225 78H226V77H225ZM238 78H239V77H238ZM247 78L249 79V77H247ZM247 78H246V79H247ZM256 78H257V77H256ZM67 79H68V77H67ZM67 79H66V80H67ZM73 79H72V80H73ZM78 79H79V77H78ZM82 79H83V78H82ZM101 79H102V78H101ZM101 79H100V80H101ZM125 79H126V78H125ZM131 79H132V78H131ZM134 79H135V78H134ZM179 79H180V78H179ZM193 79L191 78V80H193ZM221 79H223V78H221ZM228 79H229V78H228ZM228 79L226 78L227 81H229ZM234 79H235V78H234ZM244 79H245V78H244ZM262 79H264V78H262ZM68 80H69V79H68ZM68 80H67V81H68ZM75 80H76V84H79V82H78L79 80L74 79V82H75ZM80 80H81V78H80ZM104 80L106 81V79H104ZM114 80H113V81H114ZM144 80H145V79H144ZM175 80H176V76H175ZM175 80H173V81H175ZM182 80H180V81H181V82H183V81H185V80H187L186 82H189V81H190V79H189V81H188V79H186V78H185V80H183V81H182ZM196 80H197V79H196ZM67 81H63V82L65 83V82H67ZM82 81H83V80H82ZM97 81H98V80H97ZM110 81H111V80H110ZM118 81H119V78H118ZM139 81H140V80H139ZM139 81H138V84H139L140 82H142L143 80L140 81V82H139ZM177 81H178V80H177ZM208 81H209V80H208ZM212 81H213V80H212ZM216 81H218V80H216ZM219 81H220V80H219ZM227 81L224 80V81H222V82L220 81V82H221V83H223V82L225 83V82H227ZM233 81H236V80H233ZM233 81L230 80L231 83H232ZM241 81H242V80H241ZM252 81H253V80H252ZM259 81H260V80H259ZM261 81H262V80H261ZM77 82H78V83H77ZM80 82H81V81H80ZM121 82H122V80H121ZM124 82H126V80H125ZM124 82H123V83H124ZM129 82H130V80H129ZM131 82H132V81H131ZM133 82H134V81H133ZM136 82H137V81H136ZM136 82H135V84H136ZM178 82H179V81H178ZM210 82H211V81H210ZM210 82H207V83L209 84ZM236 82H237V81H236ZM245 82H246V80H245ZM250 82H251V81H250ZM263 82H264V80H263ZM67 83L69 84V82H67ZM71 83H72V82H71ZM97 83H100V85H102L101 82H99V81H98ZM105 83H106V82H105ZM108 83H109V82H108ZM112 83H113V82H112ZM115 83H116V82H115ZM126 83H128V82H126ZM143 83H144V82H143ZM173 83H174V82H173ZM179 83H180V82H179ZM183 83H184V82H183ZM183 83H181V84H183ZM194 83H195V82H194ZM196 83H197V81H196ZM212 83H215V81L212 82ZM221 83H218V84H221ZM227 83H228V84H227ZM227 83H225L224 85L227 84L228 86H230L231 83H229V82H227ZM234 83H235V82H234ZM234 83H233V84H234ZM241 83H242V82H241ZM243 83H244V82H243ZM121 84H122V83H120L119 86H121ZM132 84H133V83H132ZM138 84H136L135 87H136ZM145 84H146V83H145ZM163 84H164V83H163ZM175 84H177V83L175 82ZM181 84H180V85H181ZM186 84H187V83H186ZM215 84H217V82H216ZM245 84H247V83H244V86H243L244 88H245ZM249 84H251V83H249ZM249 84H248V86H249ZM252 84H253V82H252ZM252 84L250 85L251 88H252ZM254 84H255V82H254ZM257 84H258V83H257ZM74 85H75V84H74ZM97 85H99V84H97ZM108 85H109V84H108ZM108 85H107V86H108ZM127 85H128V84H127ZM127 85H126V86H127ZM164 85H165V84H164ZM166 85H167V89H170L172 84H171V82H170V88H168V85H169V84H166ZM173 85H174V84H173ZM177 85H178V84H177ZM222 85H223V84H222ZM237 85H239V83H238ZM258 85H260V84H258ZM72 86H73V85H72ZM94 86H95V85H94ZM94 86H93V87H94ZM105 86H106V85H105ZM111 86H112V85H110V87H111ZM129 86H131V85H129ZM129 86H128V87H129ZM139 86H140V85H139ZM141 86H144V85L142 84ZM146 86H147V85H146ZM146 86H145V87H146ZM184 86H185V85H184ZM184 86H183V87H184ZM186 86H188V84H187ZM219 86H221V85H219ZM228 86H227V87H228ZM235 86H236V85H235ZM235 86L233 85V87L236 88V90H238V89H237L238 86H237V87H235ZM240 86H241V85H240ZM246 86H247V85H246ZM248 86H247V88H248ZM256 86H257V85L255 84V88H256ZM93 87L91 88V91H92V89L94 90V88H95L96 86H95L94 88H93ZM97 87H98V86H97ZM97 87H96V90H94L93 92L98 91V90H97ZM102 87H103V85H102ZM116 87H118V86H116ZM123 87H124V86H123ZM123 87H122V88H123ZM173 87H174V86H173ZM175 87H176V86H175ZM188 87H189V86H188ZM192 87H193V85H192ZM192 87L190 86V88H192ZM227 87H226V88H227ZM230 87H232V85H231ZM230 87H229V91H230V89H231ZM233 87H232L231 90L234 89ZM241 87H242V86H241ZM243 87H242V88H243ZM81 88H82V87H81ZM100 88H101V86H100ZM103 88H105V87H103ZM103 88H101V89H102V91H101L102 93L105 92L106 90H108V89H106V88H107V87H106V88H105L106 90L103 91ZM108 88H109V87H108ZM111 88H112V87H111ZM120 88H121V87H120ZM129 88H130V87H129ZM133 88H134V87H133ZM137 88H138V87H137ZM142 88L144 89V87H142ZM164 88H165V87H163V88L161 87V89H164ZM178 88H179V87H178ZM178 88L176 87L177 90H178ZM185 88H186V87H184V89H185ZM242 88H241V89H242ZM84 89H85V88H84ZM84 89H81V91L83 92ZM113 89H115V91L118 90V88H117V89H116V88H113ZM113 89H109V91H110V90H113ZM125 89H126V88L124 87L123 90H125ZM127 89H128V88H127ZM130 89H131V88H130ZM135 89H136V88H135ZM138 89H139V88H138ZM253 89H254V88H253ZM253 89H252V90H253ZM85 90H86V89H85ZM132 90H133V89H132ZM164 90H166V89H164ZM164 90L161 91V92H164ZM171 90H173V88L170 89V91H171ZM180 90H181V88H179L178 92H180ZM187 90H188V89H187ZM187 90H186V91H187ZM249 90H250V88H249ZM78 91L80 92V89H79ZM168 91H169V90H168ZM168 91H167V92H168ZM170 91H169V92H170ZM183 91H184V90H183ZM183 91H182V92H183ZM188 91H190V90H188ZM246 91H247V90H246ZM82 92H81L80 94H82ZM89 92H90V90H89ZM99 92H100V91H99ZM99 92H96L95 95H96L97 93H99ZM121 92H122V91H121ZM167 92H166V93H167ZM173 92H174V91H173ZM175 92H176V90H175ZM175 92H174V93H175ZM231 92H232V91H231ZM233 92L235 93V89H234ZM102 93H99V95L102 94ZM105 93H106V92H105ZM109 93L112 94L113 91H112V93H111V92H109ZM116 93H117V91H116ZM180 93H181V92H180ZM187 93H188V92H187ZM187 93L184 92V93H182V94H187ZM84 94H86V92H85ZM103 94H104V93H103ZM110 94H109V95H110ZM113 94H114V93H113ZM132 94H133V93H132ZM160 94H161V93H160ZM163 94H164V93H163ZM171 94H172V93H171ZM171 94H167V95H171ZM182 94H181V96H183ZM241 94H242V93L238 94L237 96L239 97ZM243 94H245L244 96H246L247 92H246V93L243 92ZM250 94H251V93H249V95H250ZM87 95H88V93H87ZM87 95H86V97H87ZM99 95H97V96H99ZM106 95H107V94H106ZM165 95H166V94H164V96H165ZM176 95H179V93L176 94ZM77 96H78V94H77ZM82 96H83V95H82ZM91 96H92V95H91ZM91 96L89 95L88 97H91ZM93 96H94V93H93ZM118 96H119V95H118ZM181 96H180V97H181ZM231 96H234V94L231 95ZM235 96H236V95H235ZM244 96H243V97H244ZM258 96H259V95H258ZM79 97H80V99H81V96H79ZM99 97H102V95L99 96ZM99 97H98V98H99ZM105 97L107 98V96H105ZM105 97H103V98H105ZM119 97H120V96H119ZM119 97H118V98H119ZM161 97H163V96L161 95ZM161 97L159 98V96H158L159 99H161ZM172 97L174 98L173 95H172ZM172 97H171V98H169V97H165V98L172 99ZM183 97H184V96H183ZM183 97H182V98H183ZM240 97H241V96H240ZM259 97H260V96H259ZM75 98H76V97H75ZM75 98H74V99H75ZM93 98H94V97H92V99H93ZM96 98H97V97H96ZM111 98H112V97H111ZM111 98L109 97V99H111ZM113 98H114V96H113ZM163 98H164V97H163ZM163 98H162V99H163ZM74 99H73V100H74ZM78 99H79V98H78ZM80 99H79V100H80ZM84 99H85V96H84ZM86 99H87V98H86ZM216 99H217V98H216ZM221 99H222V98H221ZM258 99H259V98H258ZM76 100H77V99H75V101H76ZM82 100H83V99H82ZM82 100H81V102H83ZM94 100H95V99H94ZM94 100H92V101H94ZM96 100H97V99H96ZM96 100H95V101H96ZM100 100H103V99L101 98ZM104 100H105V99H104ZM104 100H103L102 102H105ZM111 100H112V99H111ZM114 100H115V99H113V101H114ZM163 100H164V99H163ZM165 100H166V99H165ZM175 100H176V99H175ZM200 100H201V99H200ZM54 101H56V100H54ZM63 101H64V100H63ZM70 101H72V100H70ZM86 101H88V100H86ZM86 101L84 100V102H86ZM90 101H91V100H90ZM90 101H89V102H90ZM92 101H91V102H92ZM97 101L101 103V101H99V99H98ZM97 101H96V102H97ZM109 101H110V100H109ZM113 101H110L109 103H111V102H113ZM117 101H118V100H117ZM155 101H156V99H155ZM171 101H172V100H171ZM171 101H169V102H171ZM215 101H216V100H215ZM217 101H220V100H217ZM222 101H223V100H222ZM257 101H259V100H257ZM260 101H261V99H260ZM56 102H57V101H56ZM56 102H55V103H56ZM60 102H62V100H61ZM72 102H73V101H72ZM98 102H97V104H98ZM106 102H107V101H106ZM106 102H105V103H106ZM153 102H154V101H153ZM164 102H165V101H164ZM166 102H167V101H166ZM199 102H200V101H199ZM203 102H204V100H203ZM206 102H207V101H206ZM212 102H213V101H211V103H212ZM52 103H54V102H52ZM65 103H66V102H65ZM76 103H77V102H76ZM76 103H75V104H76ZM78 103H79V101H78ZM105 103H103V104H105ZM109 103H108V104H109ZM151 103H152V101H151ZM151 103H150V104H151ZM157 103L159 104V102H157ZM167 103H168V102H167ZM171 103H172V102H171ZM193 103H194V102H193ZM196 103L199 104L198 102H196ZM208 103L211 104L209 101H208ZM217 103H218V102H217ZM259 103H260V102H259ZM59 104H64V102H63V103H59ZM59 104H58V105L56 104V107L59 106ZM73 104H74V103H73ZM73 104H71V105H73ZM87 104H88V106H91L89 103H87ZM91 104H92V103H91ZM94 104H96V103H94ZM101 104H102V103H101ZM108 104H107V105H108ZM114 104H115V103H114ZM147 104H148V103H147ZM147 104H146V105H147ZM150 104H149V105H150ZM162 104H163V101H162ZM172 104H173V103H172ZM172 104H171V105H172ZM194 104H195V103H194ZM200 104H203V103H200ZM200 104H199V105H200ZM24 105H26V104H24ZM53 105H54V104H53ZM68 105H69V104H67L66 106H68ZM76 105H79V104H76ZM76 105H75V106H76ZM80 105H81V104H80ZM83 105H84V104H82V105L79 106V107L82 108ZM92 105H93V104H92ZM149 105L146 106V107H149V110L147 109V111H149V112H150V111H151V112L153 111V113H154L155 108L152 107L154 110H150V106H149ZM153 105H154V104H153ZM155 105H156V104H155ZM164 105L166 106V104H164ZM167 105H169V103H168ZM192 105H193V104H192ZM199 105H198V106H199ZM214 105H216V103H215ZM218 105H219V104H218ZM7 106H9V104H8ZM7 106H6V107H7ZM60 106H61V105H60ZM63 106H64V105H63ZM66 106H65V107H66ZM85 106H86V105H85ZM100 106H101V105H100ZM100 106H99V107H100ZM102 106H103V105H102ZM109 106H110V105H109ZM151 106H152V104H151ZM157 106H158V105H157ZM157 106H156V107H157ZM195 106H196V105H194V108H195ZM198 106H196V107H198ZM200 106H201V105H200ZM200 106H199V107H200ZM258 106H259V105H258ZM262 106H263V105H262ZM26 107H28V106H25V108H26ZM30 107H31V105H30ZM32 107H33V106H32ZM32 107L30 108V109H31V110H30L31 113H32ZM71 107H72V106H71ZM79 107L77 106V108L75 107V109H78ZM92 107H93V106H92ZM107 107H108V106H107ZM107 107H104V108H107ZM167 107H169V106H167ZM167 107H165V108L167 109ZM190 107H191V106H190ZM204 107L206 108V104H205ZM207 107H208V106H207ZM209 107H210V105H209ZM213 107H214V106H213ZM9 108H10V107H9ZM23 108H24V107H23ZM66 108H70V107H66ZM66 108H65V109H66ZM73 108H74V107H73ZM93 108H94V107H93ZM95 108H96V106H95ZM97 108H98V107H97ZM104 108H103V109H104ZM192 108H193V107H192ZM194 108H193V110H195ZM254 108H255V107H254ZM254 108H253V109H254ZM256 108H257V107H256ZM263 108H264V107H263ZM51 109H53V107H52ZM56 109H57V108H56ZM60 109H62V107H61ZM79 109H80V108H79ZM88 109H89V108H88ZM88 109H84V110H88ZM156 109H159V108L157 107ZM162 109H163V107H162ZM162 109H161V110H162ZM166 109H164V110H166ZM189 109H190V108H189ZM213 109H217V107H216V108H213ZM260 109H261V108H260ZM6 110H7V109H6ZM6 110H5V111H6ZM33 110H34V109H33ZM54 110H55V109H54ZM57 110H59V107H58ZM63 110H64V109H62L61 111H63ZM94 110H95V109H94ZM94 110H93V111H94ZM97 110H100V109L98 108ZM139 110H140V109H139ZM159 110H160V109H159ZM161 110H160V111H161ZM206 110H207V109H206ZM211 110H212V109H211ZM250 110H251V109H250ZM23 111H24L23 113H25V115H26V114H27V112H26V111H27V108H26V111H25V110H23ZM68 111H69V110H68ZM74 111H75V110H74ZM74 111H73V112H74ZM76 111H77V110H76ZM76 111H75V112H76ZM78 111H79V110H78ZM81 111H82V110H81ZM88 111H89V110H88ZM88 111H87V113H89ZM101 111H102V109H101ZM136 111H137V110H136ZM144 111H145V109H144ZM157 111H158V110H157ZM157 111L155 110V112H157ZM162 111H163V110H162ZM197 111H200V110H196V112H197ZM201 111H202V110H201ZM201 111H200V112H201ZM258 111H259V110H258ZM263 111H264V110H263ZM50 112H52V110H51ZM63 112H64V111H63ZM73 112L70 111V113H72V114H73ZM79 112H80V111H79ZM79 112H78V114H79ZM137 112H139V111H137ZM140 112L142 113V111H140ZM140 112H139L138 114H135V115H136V116L139 115ZM145 112H146V111H145ZM145 112H144V113H145ZM186 112H187V111H186ZM190 112H191V111H190ZM190 112H189V113H190ZM202 112H203V111H202ZM202 112H201V113H202ZM207 112H208V111H207ZM213 112H214V111H213ZM28 113L30 114V112H28ZM59 113H61V112H59ZM66 113H69V112H66ZM100 113H101V112H100ZM135 113H136V112H135ZM147 113H148V112H147ZM147 113H145V116H144V117H146V115H147V116L150 115V113H149V114H147ZM184 113H185V112H184ZM187 113H188V112H187ZM189 113H188V114H189ZM192 113H193V112H192ZM194 113H195V112H194ZM210 113H211V112H210ZM253 113H254V111H253ZM260 113H261V112H259V114H260ZM262 113L264 114V112H262ZM262 113H261V114H262ZM51 114H52V113H51ZM63 114L65 115V112L60 114L61 117H62ZM75 114H76V113H75ZM78 114H77V115H78ZM82 114H85V111H84V113H82ZM92 114H93V113H92ZM101 114H102V113H101ZM156 114H157V113H156ZM198 114L200 115V113H198ZM204 114H206V113H204ZM211 114H212V113H211ZM247 114H248V113H247ZM254 114H255V113H254ZM259 114H258V115H259ZM7 115H8V112H7ZM54 115H55V113H54ZM54 115H53V116H54ZM57 115H58V114H57ZM90 115H91V114H90ZM93 115H94V116H93ZM93 115H91V116L95 117L96 114H93ZM131 115L133 116L132 113H131ZM135 115H134L133 117H136ZM186 115H187V114H186ZM190 115H191V113H190ZM196 115H197V113H196ZM244 115H246V114H244ZM250 115L252 116L253 114H250ZM255 115H257V113H256ZM255 115H254V116H255ZM66 116H67V115H66ZM68 116H69V115H68ZM68 116H67V119H68ZM72 116H73V115H72ZM80 116H81V113H80ZM80 116H79V117H80ZM82 116H83V115H82ZM141 116H142V115H141ZM141 116H140V117H141ZM184 116H185V115H182L181 117L184 118ZM187 116H188V115H187ZM193 116H194V115H193ZM210 116H211V115H210ZM261 116H262V115H261ZM51 117H52V116H51ZM70 117H71V116H70ZM73 117H74V116H73ZM77 117H78V116H77ZM79 117H78V118H79ZM93 117H92V119H93ZM129 117H130V115H129ZM151 117H152V116H151ZM190 117H191V116H190ZM194 117H195V116H194ZM202 117H203V116H201V118H202ZM211 117H212V116H211ZM211 117H210V118H211ZM213 117H214V116H213ZM215 117H216V116H215ZM255 117H256V116H255ZM259 117H260V116H258L257 120H259ZM58 118H59V116H58ZM65 118H66V117H65ZM65 118H64V119H65ZM80 118H81V117H80ZM89 118H90V117H89ZM101 118H103V117H101ZM136 118H137V117H136ZM136 118H135V119H136ZM149 118H150V117H149ZM188 118H189V117H188ZM201 118H200V119H201ZM206 118H208V117L206 116ZM218 118H220V117H218ZM75 119H76V117H75ZM95 119H96V118H95ZM133 119H134V118H133ZM137 119H139V118H137ZM179 119H180V118H179ZM191 119H192V118H191ZM194 119H195V118H194ZM200 119H199V120H200ZM208 119H209V118H208ZM214 119H215V118H214ZM245 119H246V117L244 118V121H245ZM248 119H249V118H248ZM251 119H252L251 121L253 122V121H254L253 119H255V118H251ZM4 120H5V119H4ZM65 120H66V119H65ZM72 120H73V119H72ZM72 120H71V121H72ZM78 120H79V119H78ZM88 120H89V119H88ZM99 120H101V119H99ZM139 120H140V119H139ZM143 120H144V118H143ZM192 120H193V119H192ZM192 120H191V121H192ZM196 120H197V119H196ZM201 120H202V119H201ZM211 120H212V119H211ZM218 120H219V119H218ZM218 120H217V121H218ZM220 120H221V119H220ZM220 120L218 121L219 123H221ZM58 121H59V120H58ZM60 121H62V119H61ZM63 121H64V120H63ZM73 121H74L73 123H75L76 120H73ZM86 121H87V120H86ZM127 121H128V120L126 119L125 122H127ZM129 121H130V120H129ZM131 121H132V120H131ZM133 121H134V120H133ZM133 121H132V123H134ZM179 121L181 122V121H184V120L180 119ZM191 121H190V122H191ZM203 121H204V120H203ZM205 121H206V120H205ZM255 121H256V120H255ZM6 122H7V121H6ZM69 122H70V121H69ZM87 122H89V121H87ZM111 122H112V121H111ZM125 122H124V123H125ZM140 122H143V121L141 120ZM185 122H186V123H184L185 125L189 123V122L187 123V121H186V117H185ZM200 122H201V121H200ZM206 122H207V121H206ZM208 122H210V120H209ZM218 122H217V123H218ZM242 122H243V121H241V123H242ZM249 122H250V121H248V123H249ZM252 122H251V123H252ZM60 123H61V122H59V124H60ZM64 123H66V122H64ZM84 123H85V122H83V124H84ZM97 123H98V122H97ZM97 123H96V124H97ZM114 123H115V122H114ZM114 123H113V124H114ZM132 123L130 122L129 125L131 126ZM138 123H139V121H138L137 123L135 122L134 124H135V125L137 124L136 126H138V125H139ZM176 123H177V122H176ZM176 123H174V125H175ZM211 123H212V122H211ZM214 123H215V121H214ZM244 123H247V121H245ZM253 123H254V122H253ZM4 124H6V123L4 122ZM61 124H63V123H61ZM69 124H70V126H71V122H70ZM77 124H78V123H77ZM77 124H76V125H77ZM80 124H82V123H80ZM96 124H95V125H96ZM100 124H105V123H103V121H102V123H100ZM100 124H99V125H100ZM108 124H110V123H108ZM120 124H121V123H120ZM127 124H128V123H127ZM134 124H133V125H134ZM172 124H173V123H172ZM179 124H180V123H179ZM181 124H182V122H181ZM192 124L194 125V123H192ZM195 124H197V123H195ZM200 124H201V123H200ZM207 124H208V123H207ZM242 124H243V123H242ZM47 125L49 126L48 123H47ZM50 125H53L52 122H51ZM67 125H68V124H67ZM72 125H73V124H72ZM76 125L74 124V127H75ZM95 125L93 126V130L96 128ZM99 125H98L97 127H99ZM116 125H117V124H116ZM122 125H123V123H122ZM133 125H132V126H133ZM170 125H171V124H170ZM174 125H172V126H174ZM185 125H184V126H185ZM201 125H205V124L202 123ZM208 125H209V124H208ZM213 125L216 126L215 124H213ZM213 125H211V126L213 127ZM217 125H218V124H217ZM243 125H244V124H243ZM246 125H247V124H246ZM250 125H251V124H250ZM42 126H43V125H42ZM42 126H41V128L43 129ZM58 126H60V125H58ZM63 126H64V124H63ZM68 126H69V125H68ZM68 126H67V127H68ZM79 126H80V125H79ZM84 126H85V125H84ZM84 126H82L81 128L79 127L80 130L83 129ZM101 126H102V125H101ZM106 126H108V125L106 124ZM111 126H112V125L110 124V129H111ZM119 126H121V125H119ZM124 126H125V124L123 125V127H124ZM126 126H127V125H126ZM132 126H131V128H133ZM167 126H168V125H167ZM167 126H166V129H168ZM189 126H190V125H189ZM12 127H13V126H12ZM33 127H34V126H33ZM33 127H32V128H33ZM65 127H66V126H65ZM71 127H72V126H71ZM74 127H73V128H74ZM94 127H95V128H94ZM115 127H117V126H115ZM115 127H114V128H115ZM121 127H122V126H121ZM123 127H122V128H123ZM159 127H160V126H159ZM175 127H176V125H175ZM175 127H174V128H175ZM178 127H179V125H178ZM178 127H176V128H178ZM180 127H181V125H180ZM180 127H179V128H180ZM191 127L193 128L194 126H191ZM191 127H190V128H191ZM199 127L201 128L202 126H199ZM199 127H198V128H199ZM203 127H204V126H203ZM216 127H217V126H216ZM248 127H249V126H248ZM10 128H11V127H10ZM26 128H28V127H26ZM41 128H40L39 130H41ZM45 128H46V127H45ZM48 128H49V127H48ZM56 128H57V127H54V128H53V131H54V129H56ZM58 128H59V127H58ZM58 128H57V129H58ZM62 128H64V127H62ZM76 128L78 129V125H77ZM103 128H105V127L103 126ZM124 128H126L127 130L129 129L128 127H124ZM131 128H130V129H131ZM172 128H173V127H172ZM179 128H178V129H179ZM185 128H186V127H185ZM187 128H188V127H187ZM192 128H191V129H192ZM196 128H197V127H196ZM198 128H197V129H198ZM208 128H211V127L209 126ZM208 128H207V129H208ZM249 128H250V127H249ZM249 128H248V129H249ZM16 129H17V127H16ZM30 129H31V128H30ZM30 129L28 128V130H30ZM51 129H52V128H51ZM60 129H61V128H60ZM70 129H71V128H70ZM74 129H75V128H74ZM96 129H98V128H96ZM110 129H109V130H110ZM117 129H118V128H117ZM158 129H159V128H156V131H159ZM162 129H163V128H162ZM181 129H182V127H181ZM197 129H196V130H197ZM202 129H203V128H202ZM202 129H201V130H202ZM213 129H216V128H213ZM213 129H211V130H213ZM240 129H241V128H240ZM35 130H36V129H35ZM37 130H38V129H37ZM49 130H50V129H48V131H49ZM65 130L67 131L66 128H65ZM99 130H101V128H100ZM103 130H104V129H103ZM119 130H121V129L116 130V133H117V131H119ZM123 130H124V129H123ZM131 130H132V129H131ZM176 130H177V129H176ZM176 130H173V132L176 131ZM183 130H184V129H183ZM193 130H194V129H193ZM205 130H206V129H205ZM216 130H217V129H216ZM216 130H215V131H216ZM10 131L12 132V128L10 129ZM13 131H15L14 127H13ZM25 131H26V130H25ZM31 131H32V130H31ZM33 131H34V130H33ZM46 131H47V130H46ZM48 131H47V132H48ZM58 131H59V130H58ZM62 131H63V130H62ZM62 131L57 132V134H58V133H59V134L62 133ZM68 131H71V130H68ZM83 131H84V130H83ZM95 131H97V130H95ZM101 131H102V130H101ZM124 131H125V130H124ZM156 131H155V132H156ZM160 131H161V130H160ZM166 131H167V130H166ZM179 131H180V129H179ZM190 131H192V130H190ZM194 131H195V130H194ZM199 131H200V130H199ZM209 131H210V130H209ZM209 131H208V132H209ZM215 131L213 132V134H215ZM28 132H29V131H28ZM39 132H40V131H39ZM42 132H43V131H42ZM42 132H41V133H42ZM47 132H46V134H47ZM50 132H51V131H50ZM76 132H77V131H76ZM80 132L82 133V130H81ZM80 132H79V130H78V133H79V134H80ZM89 132H90V131H89ZM110 132H111V130H110ZM113 132H114V131L112 130V133H110V134H113ZM121 132H122V131H121ZM155 132H154V133H155ZM162 132H163V131H162ZM170 132H172V131L170 130ZM181 132H182V131H181ZM185 132H187V131L185 130ZM196 132H197V131H196ZM205 132H206V131H205ZM208 132H207V133H208ZM243 132H244V131H243ZM14 133H15V132H14ZM14 133H13V134H14ZM33 133H34V132H32V134H33ZM43 133H44V132H43ZM43 133H42V135H43ZM53 133H54V132H53ZM53 133H52V134H53ZM63 133H64V132H63ZM63 133H62L61 135H63ZM66 133H67V132H66ZM66 133H65V135H66ZM70 133H72V131H71ZM74 133H75V131H74ZM78 133H77V134H78ZM87 133H88V132H87ZM95 133H96V132H95ZM99 133H100V132H99ZM126 133H127V132H126ZM166 133H167V132H166ZM168 133H169V132H168ZM168 133H167V134H168ZM175 133H176V132H175ZM187 133H191V132H187ZM200 133H201V131H200ZM200 133H197V135L200 134ZM217 133H218V131H217ZM13 134H12V135H13ZM29 134H30V132H29ZM48 134H49V132H48ZM88 134H89V133H88ZM90 134L92 135V131L90 132ZM96 134H97V133H96ZM118 134H121V133H118ZM118 134H117V136H118ZM122 134H123V133H122ZM138 134H139V133H138ZM140 134H141V133H140ZM157 134H159V133H157ZM157 134H155V135H157ZM161 134H162V133H161ZM172 134H174V133H172ZM181 134H182V133H180L179 136H180ZM193 134H194V133H192L191 136H192ZM202 134H203V133H202ZM211 134H212V132H211ZM38 135H39V134H38ZM49 135H50V134H49ZM49 135H45V136H49ZM71 135H72V134H71ZM80 135H81V134H80ZM133 135H134V133H133ZM133 135H132V136H133ZM135 135H137V134H135ZM135 135H134V136H135ZM155 135H154V137H155ZM168 135H171V133L168 134ZM176 135H177V134H176ZM186 135H187V134H186ZM195 135H196V133H195ZM217 135H218V134H217ZM30 136H32V135H30ZM45 136H43V137L46 138ZM51 136H52V135H51ZM56 136H57V135H56ZM69 136H70V134H69ZM72 136H73V138L75 139V136H74V135H72ZM84 136H85V135H84ZM84 136H83V138H84ZM89 136H90V135H89ZM117 136L115 135L116 139H117ZM122 136H123V135H122ZM132 136H131V139H132ZM142 136H144V135H142ZM145 136H147L146 139H147V138H150V136L148 137L147 134H146ZM151 136H153V134H152ZM165 136H166V135H165ZM165 136H164V137H165ZM171 136H173V135H171ZM181 136H182V135H181ZM184 136H185V135H184ZM189 136H190V135H189ZM206 136H209V135H205V138H206ZM210 136H211V135H210ZM210 136H209V137H210ZM11 137H12V136H11ZM28 137H29V136H28ZM33 137H34V136H33ZM43 137H40V138H43ZM58 137H59V136H57L56 138H58ZM60 137H61V136H60ZM60 137H59V139H60ZM66 137H68V136H66ZM76 137H78V135H77ZM79 137H80V136H79ZM85 137L87 138V136H85ZM113 137H114V136H113ZM139 137H140V135H139ZM139 137H138V138H139ZM164 137L162 136V139H164ZM168 137H169V136H168ZM176 137L178 138V136H176ZM182 137H183V136H182ZM186 137H187V136H186ZM197 137H199V136H197ZM202 137H203V136H202ZM44 138H43V140H45ZM48 138H49V137H47L46 139H48ZM51 138H52V137H51ZM51 138H50V139H51ZM61 138H62V137H61ZM69 138H71V137H69ZM89 138H90V137H89ZM94 138H96V137H94ZM104 138H107V137H104ZM120 138H121V136H120ZM122 138H123V137H122ZM134 138H136V137H134ZM140 138H141V137H140ZM140 138H139V139H140ZM156 138H158V137L156 136L153 140H155ZM165 138H167V137H165ZM172 138H173V137H172ZM188 138H189V137H188ZM191 138H192V137H190V139H191ZM193 138H194V137H193ZM195 138H196V137H195ZM199 138L201 139V137H199ZM205 138H203L202 140H206V141H207L208 139H205ZM211 138H212V137H210L209 139H211ZM213 138H214V137H213ZM213 138H212V140H213ZM27 139H28V138H27ZM29 139H30V138H29ZM32 139H35V138H32ZM54 139H55V137H54V135H53V138H52V140H53L52 142H53V143H54V141H55ZM63 139H64V140H63ZM90 139H91V138H90ZM99 139H100V138H99ZM102 139H103V138H102ZM109 139H112V138L109 137ZM118 139H119V137H118ZM118 139H117V140H118ZM123 139H125V138H123ZM126 139H127V138H126ZM128 139H129V138H128ZM128 139H127V142H128ZM151 139H152V137H151ZM167 139H169V138H167ZM173 139H174V142H175V135H174V138H173ZM173 139H170V140L172 141ZM178 139H179V138H178ZM183 139H184V138H183ZM200 139H199V140H200ZM11 140H12V138H11ZM11 140H10V141H11ZM36 140H38V139L36 138ZM40 140H42V139H40ZM48 140H49V139H48ZM48 140H46L47 143H45V144H43V142H41L43 145H42L41 143H39V144H41L42 146L47 145V147H48V143H49ZM61 140H63V144H61V145L63 146V145H64V142H66V141H65V138L63 137ZM68 140H69V142H71V141H70L71 139H68ZM75 140H76V139H75ZM83 140H84V139H83ZM107 140H108V138H107ZM120 140H121V139H120ZM132 140H134V139H132ZM140 140L142 141V138H141ZM140 140H139V141H140ZM144 140H145V139H144ZM147 140L150 141V139H147ZM147 140H145V141H147ZM164 140L166 141V139H164ZM164 140H163V141H164ZM184 140H186V139H184ZM192 140H193V139H192ZM31 141H32V140H31ZM56 141H57V140H56ZM84 141H85V140H84ZM86 141H87V140H86ZM102 141H103V140H102ZM109 141H110V140H109ZM109 141H108V142H109ZM114 141H115V140H114ZM121 141H122V140H121ZM155 141H156V140H155ZM177 141H178V140H177ZM179 141H180V140H179ZM189 141H190V140H189ZM189 141L187 140L186 142L189 143ZM194 141H195V139H194ZM197 141H198V140L196 139L195 142H197ZM206 141H205V142L203 141V143L206 144ZM25 142H26V141H25ZM34 142H35V140H34ZM36 142L38 143V141H36ZM39 142H40V141H39ZM44 142H45V141H44ZM50 142H51V141H50ZM59 142H61V141H59ZM69 142L67 141V144H68ZM76 142H77V141H76ZM108 142H107V144H108V145H107V148H108L109 145H110V144H109L110 142H109V143H108ZM151 142H152V141H151ZM151 142H150V143H151ZM159 142H160V141H159ZM166 142H167V141H166ZM166 142H165V143H166ZM172 142H173V141H172ZM174 142H173V143H174ZM180 142H181V143H184V142H182V140H181ZM186 142H185L184 144H186ZM192 142H193V141H192ZM199 142H200V141H199ZM199 142H198V143H199ZM208 142H210V141L208 140ZM29 143H31V142L29 141ZM53 143H52L53 146H54V144H55V145L58 144V142H57V143L55 142L54 144H53ZM74 143H75V141H74L72 144H74ZM82 143H85V142L82 141ZM86 143H87V142H86ZM86 143H85V144H86ZM99 143H100V142H99ZM103 143H105V141H104ZM111 143H112V142H111ZM114 143H115V142H114ZM125 143H126V142H125ZM129 143H130V142H129ZM133 143H135V141H133ZM136 143H138V140H136ZM143 143H145V142H143ZM148 143H149V142H148ZM152 143H154V141H153ZM152 143H151V146H152ZM162 143H164V142H161L160 144H162ZM169 143H170V142H169ZM198 143H196V144H198ZM11 144H12V143H10V145H11ZM65 144H66V143H65ZM85 144H84V145H85ZM87 144H88V143H87ZM87 144L85 145V147L87 146ZM100 144L103 146L102 143H100ZM117 144L120 145L119 143H117ZM121 144H122V143H121ZM130 144H131V143H130ZM130 144H129V145H130ZM140 144H141L140 146H141V149H142V146H143V145L145 146V144L142 145L141 142H140ZM155 144H156V143H155ZM157 144H158V141H157ZM176 144H179V142H178V143L175 142L174 145H176ZM189 144H191V143H189ZM189 144H188V145H189ZM194 144H195V143H193V146H192V144H191L192 149H193V147H194ZM199 144H200V143H199ZM201 144H202V142H201ZM10 145H9V146H10ZM12 145H13V144H12ZM28 145H29V144H28ZM30 145H31V144H30ZM49 145H50V143H49ZM52 145H51V147L53 148ZM69 145H70V144H69ZM69 145H68V147H70ZM78 145H79V144H78ZM78 145H77V147H80V149H81V146H82V145H81V146H78ZM95 145H96V141H95L93 147H95ZM98 145H99V144H98ZM98 145H97V146H98ZM104 145H105V144H104ZM118 145H117V147H118ZM129 145H127V146L129 147ZM136 145H137V144H136ZM138 145H139V144H138ZM146 145H147V144H146ZM149 145H150V144H149ZM158 145H159V144H158ZM174 145L172 144L171 146H174ZM179 145H180V144H179ZM188 145H187V146H188ZM21 146H22V145H20V148H22ZM33 146H36L35 148L38 149V150L40 149V148H39L40 146L37 147L38 145H34V144H33ZM57 146H58V145H56L55 147H57ZM59 146H60V144H59ZM66 146H67V145H65V147H66ZM90 146H91V144H90ZM90 146H88V147L91 148ZM105 146H106V145H105ZM112 146H114V145H112ZM151 146H150V152L155 153V155L158 156V158H159V155H162V154H160V153H161V150L159 151L158 148H157V146H156V148H155V150H154V152H153V151H152L153 149L151 148ZM161 146L163 147L164 145L162 144ZM166 146H167V144L165 145V148H164V149H165V152H166ZM168 146H169V144H168ZM168 146H167V147H168ZM185 146H186V145H185ZM187 146H186V148H187V150H188V147H187ZM196 146L199 147L200 145H199V146L196 145ZM203 146H204V145H203ZM30 147H31V146H30ZM45 147H46V146H45ZM49 147H50V146H49ZM75 147H76V146H75ZM83 147H84V146H83ZM88 147H87V149H89ZM114 147H115V146H114ZM117 147H116V148H117ZM123 147H124V146H122V148H123ZM137 147H138V146H137ZM146 147H147V146H146ZM177 147H179V146H177ZM182 147H184V146L182 145ZM182 147H181V146L179 147V150H178V151H179V154H180V152L184 151V150H182V151L180 150ZM197 147H196V148H197ZM11 148H13V147H11ZM18 148H19V147H18ZM20 148H19V149H20ZM23 148H24V147H23ZM25 148H26V146H25ZM27 148H29V147L27 146ZM59 148H60V147H58V150H57L58 152L60 151ZM71 148H73V147L71 146ZM97 148H98V147H97ZM97 148L94 149V150H92L93 148H91V151H90V149L87 150V151H89V153L91 152V154H92V156H93V153L97 151ZM103 148H104V147H103ZM107 148H106V149H107ZM120 148H121V147H120ZM122 148H121V150L124 149V148H123V149H122ZM129 148H130V147H129ZM172 148H173V147H172ZM174 148H175V147H174ZM174 148H173V150H175ZM184 148H185V147H184ZM184 148H183V149H184ZM196 148H195V149H196ZM200 148H201V147H200ZM15 149H16V147H15ZM31 149H32V150H31V151H28V152H27V150H26V153H25V154H28L29 152H30V153H31V152L33 153V151H34V150H33L34 147L31 148ZM36 149H35V150H36ZM46 149H47V148H46ZM49 149H50V152L52 153V151H51L52 149H51V148H49ZM64 149H66V148H64V146H63V150H64ZM131 149H132V148H131ZM135 149H136V148H134V150H135ZM139 149H140V147L138 148V151L141 150V149H140V150H139ZM148 149H149V148H147V150H148ZM151 149H152V150H151ZM159 149H160V148H159ZM164 149H163V151H164ZM20 150H21V149H20ZM23 150H24V149H23ZM23 150H22V151H23ZM29 150H30V149H29ZM40 150H41V153H42V151L45 150V148H43V150H42V147H41ZM54 150H55V149H54ZM54 150H53V151H54ZM66 150H67V149H66ZM75 150L77 151V154H78V153H79V152H78L79 149L77 150V148H75ZM83 150H84V149H83ZM83 150H81V151L83 152ZM95 150H96V151H95ZM99 150H101V146L99 147ZM107 150H108V149H107ZM109 150H110V149H109ZM114 150H115V148H114L113 150H111V151H114ZM117 150H118V148H117ZM119 150H120V149H119ZM121 150H120V151H121ZM125 150H126V149H125ZM134 150L131 151V152H133V153L131 154V156L134 155V153H136V152H134ZM142 150H143V149H142ZM145 150H146V149H145ZM145 150L142 151V152L140 151V152L143 154V152H145ZM169 150H172V149H168L167 151H169ZM176 150H177V149H176ZM176 150H175V151H170V152H172V153H173V152H176V153H177ZM190 150H191V149H190ZM190 150H189V151H190ZM193 150H194V149H193ZM193 150H192V151H193ZM197 150H198V149H197ZM197 150H196V151H197ZM251 150H252V149H251ZM253 150H254V149H253ZM253 150H252V152H253ZM257 150H259V149H256V151H257ZM261 150H262V149H261ZM261 150H259V151H261ZM6 151H7V150H6ZM8 151H9V149H8ZM11 151H12V150H11ZM13 151H14V149H13ZM16 151L18 152V150H16ZM61 151H62V149H61ZM85 151H86V149H85ZM87 151H86V153H87ZM92 151H94V152L92 153ZM156 151H159L160 153H158V152H156ZM203 151H204V150H203ZM256 151H254L253 154H252V152L250 151L251 153H250V154H246V157H247L248 155H255L254 153H255ZM17 152H16V153H17ZM34 152L36 153L37 150L34 151ZM43 152H44V151H43ZM68 152H69V151H68ZM68 152H67V153H68ZM72 152H73V151H72ZM74 152H75V151H74ZM74 152H73V154H74ZM82 152H81V153H82ZM104 152H106V151H103V154H104ZM109 152H110V151H109ZM109 152H107V153H109ZM118 152H119V151H118ZM121 152H122V151H121ZM127 152H128V150H127ZM147 152H148V151H147ZM190 152H191V151H190ZM241 152H242V151H240V153H241ZM245 152H246V151H245ZM245 152H243L244 154H242V155H245ZM247 152H249V151H247ZM257 152H258V151H257ZM257 152H256V153H257ZM262 152H263V150H262ZM8 153H9V154H6V155L9 156V155L11 154V152L9 151ZM16 153H14V154H16ZM18 153H19V152H18ZM21 153H22V152H21ZM21 153H20V154H21ZM32 153H31V154H32ZM35 153H34V154H35ZM44 153H46V152H44ZM55 153H56V151H55ZM55 153H54V155H55ZM67 153H66V155H67ZM81 153H80V154H81ZM84 153H85V152H84ZM86 153H85V154L82 153V158H83V156H85V155L87 156ZM96 153H97V152H96ZM98 153H99V152H98ZM107 153H105V155H106ZM122 153H123V152H122ZM128 153H130V151H129ZM152 153H151V154H152ZM162 153H164V152H162ZM176 153H175V154L173 153V154L176 155ZM197 153H198V151H197ZM202 153L205 154L204 152H202ZM202 153H200L199 156H201ZM240 153H239V154H240ZM22 154H24V153H22ZM22 154H21V155H22ZM31 154L29 155V156H31V158L29 157V159H32V158L34 157V156L31 155ZM42 154H43V153H42ZM47 154H48V152H47L46 154H44V155H46V159H45V160L48 159ZM58 154H59V153H58ZM58 154L56 153V156H57ZM60 154H61V153H60ZM64 154H65V153H64ZM75 154H76V153H75ZM91 154H90V155H91ZM119 154L121 155V153H119ZM124 154H125V152H124ZM138 154H139V153L136 154V157H135V155L133 156V157L135 158V160H136V159L143 160L141 157L138 156ZM142 154H140V155H142ZM145 154H147V153H145ZM148 154H149V153H148ZM157 154H158V155H157ZM167 154H168V153L166 152V155H167ZM173 154H172V155H173ZM181 154H184V152H182ZM186 154H188V153H185L184 155H186ZM189 154H190V153H189ZM191 154H193V153H191ZM262 154L264 155V152H263ZM48 155H49V154H48ZM66 155H64V156H66ZM90 155H89V156H90ZM110 155H113V153H112V154L110 153ZM114 155H115V154H114ZM114 155H113L112 157H114ZM116 155L118 156L117 153H116ZM116 155H115V156H116ZM127 155H128V154H127ZM127 155H126V156H127ZM169 155H170V153H169ZM172 155H171V157H172ZM193 155H194V154H193ZM256 155H257V154H256ZM259 155H260V154H259ZM19 156H20V155H19ZM32 156H33V157H32ZM39 156H40V154H39ZM42 156H43V155H42ZM42 156H41V157H42ZM50 156H52V161L55 159L54 157H56V156L53 157V155H50ZM62 156H63V155H62ZM67 156H68V155H67ZM72 156L77 157V156H75V155H72ZM79 156H80V158H81V155H79ZM92 156H91V157H92ZM95 156L98 157L99 155H98V156L95 155ZM100 156H102V155L100 154ZM103 156H104V155H103ZM149 156H150V155H149ZM162 156H163V155H162ZM162 156H161V157H162ZM177 156H178V154H177ZM186 156H187V155H186ZM191 156H192V155H191ZM191 156L189 155L188 158L191 157ZM199 156H198V159H197V160L194 158V159H195V162H196L197 164H198V162H200V161H198L199 158H200ZM202 156H203V155H202ZM5 157H7V156H5ZM9 157H10V156H9ZM14 157H15V156H14ZM17 157H18V155H16V158H17ZM20 157H21V156H20ZM20 157H19V158H20ZM27 157H28V156H27ZM43 157H45V156H43ZM43 157H42V159H43ZM69 157H70V156H69ZM105 157H106V156H105ZM121 157H122V155H121ZM121 157H120V158H121ZM128 157H129V156H128ZM133 157H132V158H133ZM146 157H147V155H146ZM153 157H155V156L152 154V157H151V158H153ZM161 157H160V158H161ZM167 157H168V156L162 158L163 160H160V161L163 162V161H165V159L167 160ZM169 157H170V156H169ZM174 157H175V156H174ZM178 157H179V156H178ZM194 157H195V156H194ZM234 157H236V155H234ZM234 157H233V158H234ZM244 157H245V156H244ZM250 157H251V156H250ZM250 157H249V158H250ZM262 157H264V156H262ZM10 158H11V157H10ZM16 158H15V159H16ZM19 158H18V159H19ZM22 158H23V156H22ZM38 158L41 160L40 157H38ZM53 158H54V159H53ZM64 158H66V157H64ZM70 158L72 159V157H70ZM82 158L80 159L81 161H82ZM85 158H87V157H85ZM85 158H84V159H85ZM88 158H89V157H88ZM103 158H104V157H100V158H99L100 161H101V159L103 160ZM108 158L110 159L109 154H108V156H107L105 159L108 160ZM116 158H117V157H116ZM123 158H124V156H123ZM134 158H133V159H134ZM143 158H144V156H143ZM155 158H156V157H155ZM160 158H159V159H160ZM249 158H247V159H249ZM253 158H254V157H253ZM258 158H259V156H258ZM3 159H4V157H3ZM5 159H7V161H8V160L10 161L9 158H5ZM11 159H12V158H11ZM18 159H16V161H18ZM23 159H24V158H23ZM23 159L20 161V163L23 162ZM26 159H27V158H26ZM39 159H38V160H39ZM57 159H58V157H57ZM60 159H61V156H60ZM68 159H69V158H67V162L70 161L71 164L74 163V164H73L74 167H75V166L78 167V164L76 165V162H73V161H71V159H70V160H68ZM113 159H114V158H113ZM125 159H126V157H125ZM125 159H124V160H125ZM145 159H146V161H147L148 157L145 158ZM149 159H150V158H149ZM169 159H170V158H169ZM189 159H192V157L189 158ZM189 159H188V160H189ZM234 159H235V158H234ZM239 159H241V158L239 157ZM256 159H257V158H254V160H256ZM260 159H261V157H260ZM12 160H14V159H12ZM19 160H20V159H19ZM27 160H28V159H27ZM27 160L24 159V162H26ZM45 160H42L41 163H42V162H45ZM48 160H49V159H48ZM63 160H65V159H63ZM63 160H61V161L63 162ZM90 160H91V158H90ZM93 160H94V158H93ZM95 160H96V159H95ZM114 160H116V159H114ZM135 160H134V161L132 160V162H135ZM140 160H139V161H140ZM151 160H153V159H150V161H149L150 164H151V162L156 161V160H153V161H151ZM172 160L174 161V158H173V157H172ZM188 160H186V161H188ZM200 160H201V158H200ZM231 160H232V159H231ZM236 160H237V159H236ZM254 160H253V161H254ZM257 160H258V159H257ZM257 160H256V161H257ZM16 161H14V162H16ZM31 161H32V160H31ZM34 161H35V164H36V160H35V158H34V160H33L32 162H34ZM49 161H50V160H49ZM49 161H48V164L50 165ZM52 161H50V162H52ZM59 161H60V160H59ZM76 161H77V162H81V161L77 160V158H76ZM98 161H99V160H98ZM98 161H97V162H98ZM103 161H104V160H103ZM103 161H102V162H103ZM110 161H111V160H110ZM120 161H121V159H120ZM128 161H130V159L127 160V162H128ZM136 161H137V160H136ZM139 161H138V162H139ZM146 161H145V160H143V162L141 161L140 165H139L137 162H136L135 164H138L139 166H141V164H143V163L146 162ZM169 161H170V163H174L176 160H175L174 162H172L171 160H169ZM189 161H191V160H189ZM193 161H194V160H193ZM197 161H198V162H197ZM228 161H229V160H228ZM228 161H227V162H228ZM242 161H243V160H242ZM244 161H245V160H244ZM249 161H251V159H250ZM262 161H264L263 158H262ZM5 162H6V161L4 160L3 165H2V162H1L0 165L4 166ZM18 162H19V161H18ZM24 162H23V163H24ZM28 162H30V161H28ZM55 162H56V160H55ZM62 162H60V163H62ZM67 162H65V163H67ZM95 162H96V161H95ZM121 162H123V161H121ZM125 162H126V161H125ZM156 162H157V161H156ZM162 162H161V163H162ZM167 162H168V161H166L165 163H167ZM195 162H191L190 164L193 163V164H192V166H193V165L195 164ZM230 162H231V161H229V163H230ZM237 162H238V161H237ZM239 162H240V161H239ZM245 162H246V161H245ZM39 163H40V162L38 161V164H39ZM65 163H62V165L60 164V166H59L58 163H57L58 168L61 167V169H62V168L64 167L63 164L66 165ZM90 163H91V161H90ZM105 163H106V162H105ZM107 163H108V162H107ZM110 163H111V162H110ZM112 163H113V161H112ZM130 163H131V162H130ZM130 163H129V164H126V165H127V167H126L127 169H128L129 167L134 166V165L128 166V165H130ZM154 163H155V162H154ZM157 163H159V160H158ZM161 163H160V164H161ZM165 163H163V165H164ZM170 163H169V164H170ZM187 163H188V162H187ZM229 163H227V164L229 165ZM232 163H236V162H233V161H232L230 164H232ZM240 163H241V162H240ZM250 163H251V162H250ZM253 163H254V162H253ZM255 163H256V162H255ZM45 164H46V165H45ZM45 164H44V166L47 167V169H50V168H48L47 163H45ZM52 164H53V166H55L56 163H52ZM52 164H51V165H52ZM69 164H70V163H69ZM69 164H68V166L73 167V165H71V164L69 165ZM113 164H115V163H113ZM123 164H124V163H123ZM145 164H146V163H145ZM188 164H189V163H188ZM188 164H186V165H188ZM212 164H213V163H211V165H212ZM218 164H219V162H218ZM224 164H226V161L224 162ZM237 164H238V163H237ZM237 164H235V165H237ZM246 164H247V162L245 163V165H246ZM258 164H259V161H258ZM262 164H263V167H264V163H262ZM51 165H50V166H51ZM89 165L91 166V164H89ZM89 165H88V166H89ZM95 165H96V164H95L94 161H93V166H94V167H96L98 164H97L96 166H95ZM111 165H112V164H111ZM115 165H116V164H115ZM121 165H122V164H121ZM121 165L119 164V166H121ZM126 165L124 164V166H126ZM138 165H137V166H138ZM211 165H210V167H211ZM213 165H214V164H213ZM222 165H223V163H222ZM222 165L220 164V166H222ZM232 165H233V164H232ZM235 165H234V166H235ZM5 166H6V165H5ZM34 166L36 167V170H35V167H34V170L36 171V174H38V178L40 179V178L42 177V178L40 179V182H41V183H40V182H39V183H40V184H43V182H42V180L44 179L43 177H44L45 175H47L48 173H47V174H44L43 176L40 175V177H39V173H40L41 171L38 172V171H37V167H38V166H37V165H34ZM53 166H52V167H53ZM62 166H63V167H62ZM88 166H87V167H88ZM90 166H89V167H90ZM103 166L106 167L107 165L104 164ZM108 166H110V165L108 164ZM113 166H114V165H113ZM113 166H112V167H113ZM116 166H118V165H116ZM122 166H123V165H122ZM142 166L144 167V165H142ZM145 166H146V165H145ZM151 166H152V165H151ZM154 166H155V164H154ZM157 166H158V165H157ZM166 166H169V165H166ZM194 166H195V165H194ZM225 166H226V165H225ZM225 166H223V167H225ZM246 166H247V172H246V173L248 174V166L250 167V164H247ZM253 166H255V165L253 164ZM253 166H252V168H254ZM258 166H259V165H258ZM260 166H261V165H260ZM0 167H1V166H0ZM41 167H42V165H41ZM65 167H66V166H65ZM76 167H75L74 169H77ZM79 167H80V164H79ZM98 167H99V166H98ZM98 167H96V170H97ZM135 167H136V166H135ZM143 167H142V168H143ZM163 167H164V166H163ZM188 167H189V166H188ZM188 167H187V168H188ZM206 167H207V166H206ZM208 167H209V165H208ZM210 167H209V168H210ZM214 167H215V166H214ZM214 167H212V168H214ZM223 167H222V169H218L219 171H217L216 173H214V175H212L213 177H212V176H211L212 178L210 177L211 179L209 178L208 180H206V179H207V178H206V179L202 180V181H205V180L207 181V182H205V183H206V185H207V183H208V188H210L212 185H214V183H217L218 185H219V183H222L223 185H224V184L226 185L227 183H230V187H231V186H232L231 183H233V182H234L233 184L238 183L237 180H238L239 178H240V181H242V183H246V182H244L245 179H242V176H241V175H240V177H238L239 175H238L237 173H236V174H237V176H236V175L231 171V170H232L231 167H230L231 169H230L228 166H226V168H224V169H223ZM227 167H228L229 170L227 169ZM232 167H233V166H232ZM239 167H240V166H239ZM242 167H243V166H242ZM242 167H241V169H244V167H243V168H242ZM255 167H256V166H255ZM55 168H56V167H55ZM66 168H67V169H71V168H68V167H66ZM66 168H64L63 171L65 170V172L67 171V173L64 174V173H65V172H64L62 175H65V176L68 175V170H66ZM81 168H82V166H81ZM83 168L86 169L85 166H84ZM83 168H82V169H83ZM91 168H93V167H91ZM114 168H117V167H114ZM114 168H113V170H115ZM137 168H138V167H137ZM147 168H149V165L147 166ZM151 168H153V167H151ZM160 168H161V167H160ZM256 168H257V167H256ZM256 168H255V169H256ZM0 169H1V171H0V173H1V172H2V167H1ZM32 169H33V168H32ZM38 169L41 170V168H38ZM42 169H44V168H42ZM52 169H53V168H52ZM61 169L59 168L60 172H55V173L60 175V174L62 173V172H61V171H62ZM74 169H72V170H74ZM82 169H81V171H82ZM87 169H88V168H87ZM87 169H86V170H87ZM102 169H103V167H102ZM102 169H101V170H102ZM110 169H111V168H110ZM139 169H140V171H141V168H139ZM144 169H145V172H147V171L150 170V169H149V170L146 171V168H144ZM164 169H167V168H164ZM3 170H4V169H3ZM34 170H32V174H33ZM98 170H99V168H98ZM101 170H100V171H101ZM105 170H106V169H104V171H105ZM118 170H119V169H117L116 172H117V174H120V173H123V170H124V169H122V167H121V169L119 170L120 173H118ZM121 170H122V172H121ZM128 170H129V169H128ZM128 170H127V171H128ZM137 170H138V169H137ZM137 170H136V171H137ZM159 170H160V169H159ZM159 170H156V171H159ZM209 170H211V168H210ZM209 170H208V173H209ZM212 170H214V169H212ZM216 170H217V169H216ZM249 170H250V169H249ZM253 170H254V169H253ZM256 170H257V169H256ZM256 170H254L255 173H257V171H258V170H257V171H256ZM260 170H261V169H260ZM30 171H31V169H30ZM30 171H29L28 173H30ZM53 171H55V170H53ZM53 171H51V172H53ZM56 171H57V170H56ZM69 171H71V170H69ZM79 171H80V169H79ZM84 171H85V170H84ZM84 171H83V172H84ZM87 171H89V170H87ZM90 171H92V170L90 169ZM104 171H101V172H100L101 175H102V173H103ZM106 171H108V170H106ZM127 171H126V174H127ZM130 171H131V170H130ZM132 171H133V169H132ZM136 171H135V175H134V177H133V174H132V178H135V176H137L138 173H139V174H143V173H144V171L142 170V171H141L142 173H140V171H138V173L136 174ZM150 171H151V170H150ZM153 171H154V168H153ZM160 171H161V170H160ZM162 171H163V170H162ZM242 171H243V170H242ZM42 172H43V170H42ZM48 172L50 173V171H48ZM93 172H94V170H93ZM97 172H98V171H97ZM108 172H109V171H108ZM110 172H111V170H110ZM110 172H109L108 174L106 173V175H108V176H106L105 173H103V174H104L105 178L107 177V182H106V183H109L110 185H112V183H113V182H112L113 180L111 181V179L113 178V177H112V176H113L112 174H114V173H116V172H113V171H112V172H113L112 174H111ZM170 172H171V171H170ZM170 172H167V173H168L169 176L171 177ZM204 172H205V169H204ZM206 172H207V171H206ZM244 172H245V171H244ZM258 172H259V171H258ZM261 172H262V171H260V173H261ZM45 173H46V171H45ZM69 173H70V172H69ZM78 173H79V172H78ZM85 173H87V172H85ZM85 173H84V174H85ZM95 173H96V172H95ZM98 173H99V172H98ZM98 173H96V174H98ZM133 173H134V172H133ZM149 173H150V172H149ZM152 173H153V172H152ZM162 173H163V172H162ZM172 173H173V172H172ZM212 173H213V171H212ZM212 173L210 172L209 174H212ZM229 173H230V174H229ZM232 173L235 175L234 177L232 176V175H233ZM260 173H258V174H260ZM40 174H42V173H40ZM50 174H51V173H50ZM53 174H54V173H53ZM56 174H55V175H56ZM84 174H82V175H84ZM87 174L90 175V173H87ZM92 174H93V173H92ZM96 174H94V175H96ZM147 174H148V173H147ZM147 174L145 173V175H147ZM153 174H154V173H153ZM156 174L159 175L158 172H157ZM156 174H155V175H156ZM168 174H167V175H168ZM202 174H204V173H202ZM205 174H206V176H207V173H205ZM231 174H232V175H231ZM247 174H246V175H247ZM261 174H263V173H261ZM261 174H260V175H261ZM80 175H81V173H80ZM89 175H88V177H89ZM101 175H99V176H101ZM114 175H115V174H114ZM130 175H131V174H130ZM130 175L128 174L129 177H130ZM145 175H143V177H142L143 180H144V176H145ZM164 175H165V174H164ZM229 175H231L232 177L230 176V178H229ZM248 175H249V174H248ZM248 175H247V176H248ZM252 175H253V172L251 173L250 176H252ZM255 175H256V174H255ZM255 175H253V176H255ZM27 176H28V175H27ZM27 176H26L25 179H27ZM30 176L32 177V178H31L32 180H30V178H29L30 182H29V181H28V182H29V183H32V182L34 181V180H33V176H34V174H33V176H32V175H30ZM36 176H37V175H36ZM36 176H35V178H36ZM49 176H50V175H49ZM52 176H53V175H52ZM99 176H98V177H99ZM104 176H103V177L101 176V177L104 179ZM115 176H116V175H115ZM119 176H120V175H119ZM123 176H124V175H123ZM123 176H122L121 178H123ZM141 176H142V175H139V176L136 177V178H138V180H139V178H141ZM148 176H150V175H148ZM151 176H152V175H151ZM156 176H157V175H156ZM156 176H155V177H156ZM160 176H161V174H160ZM162 176H163V174H162ZM169 176H167V177L169 178ZM203 176L206 177L205 175H203ZM253 176H252V178L254 179L255 177H253ZM257 176H258V175H257ZM263 176H264V175H263ZM46 177H47L48 179L51 178V177H48V176H46ZM68 177H69V176H68ZM79 177H80V176H78L77 178H79ZM83 177H84V176H83ZM83 177L80 178V180H82V183L84 182L83 179H82ZM86 177H87V175H85L84 180H85V179H88V178H86ZM98 177H96V178L98 179ZM101 177L98 179L99 182L103 180V179H101ZM117 177H118V176H117ZM145 177L147 178V176H145ZM245 177H246V176L244 175V178H245ZM248 177H249V176H248ZM258 177H260V176H258ZM258 177H257V178H258ZM35 178H34V179H35ZM47 178H46V181H47ZM56 178H57L58 180H57ZM59 178L61 179V175H60V177H58V175H56V177L54 176V179H56L55 181H59ZM96 178L94 177V179H93V177H92V179H89L90 181L86 182L87 184L85 183V184L83 185V186L85 187L84 189H83V187H78V186H80V184H78V183L76 182V180L74 179V181L78 184L77 187H78L79 189H80V188L83 189V190L80 189L81 191H83V193H82L83 196L80 195V194L78 193V190H76L77 187H76V189H73V188L76 186V185L74 186V184H76L75 182H72V183H74V184L71 183L74 187L71 186L70 183H69V184H70L69 186L72 187L73 191H74V190L77 191V193H78V195H79L80 198L83 197V198H85V200H86V199H88V198H86V197H84V196H86V195L88 194V196H89V197L92 196V199H93V194L95 193L94 191H96V189H95V188H96V187H95V186H96V185H95V180H96ZM108 178H109V179H108ZM118 178H119V177H118ZM118 178H117V181H118L119 179L121 180V178H119V179H118ZM136 178H135V181H136ZM146 178H145V180H146ZM158 178L160 179V177H158ZM158 178H157V179H158ZM161 178H162V177H161ZM168 178H167V179H168ZM201 178H202V176H201ZM201 178H200V179H201ZM249 178H251V177H249ZM260 178H262V176H261ZM39 179L36 180V182H35L36 185H38L37 182L39 181ZM52 179H53V178H52ZM68 179H70V178H67V180H68ZM100 179H101V180H100ZM165 179H166V177H165ZM198 179H199V178H198ZM200 179H199V180H200ZM217 179H218V180L220 179V182L217 181ZM241 179H242V180H241ZM247 179H248V178H247ZM258 179H259V178H258ZM62 180H63V178H62ZM62 180H60V181H62ZM129 180H130V179H129ZM133 180H134V179H133ZM133 180L131 181L130 184H132V182H134ZM143 180L139 181V183L136 184L135 189L133 188V191L135 190V191H134L135 194L133 193V191H132L131 189H130V190L132 191V193L130 192L131 194H127V190H126V193H125V194H127V196L125 195L126 197L123 195V197H121V198L113 199V198H114V196H112L113 193L116 192V191L118 190V189L115 187L116 184H114V185H115L114 187H115L117 190L112 191L113 193L111 192V194H109V191H108L109 187H108V189H105L106 191H108L109 196L111 195L113 198L108 196V197H109V202H108L109 205L105 204V205H107V206H105L106 209L103 208L104 211H102V208L99 207L100 210L102 211L101 214H99L100 212L98 213V211H100V210H98V211L96 212V213L98 214V216H97V215H96V217H93V216H92L93 218L90 219V222L87 221L89 224H90V223H93V225H90V226H94L95 222L98 221V220H99V222H104L105 219H108L109 217H110V220H111V218H112V222L116 220V222H119V221H120V222L122 223L121 219H123V221H124V215H123V214L126 215L125 212L129 211L127 208H125V207H124L125 209L123 208V206H124L125 203H127V202L130 203V202H131V203L133 204L134 201H138V200H139V201H142V200L146 201L145 199H146L147 196H148V197L150 196L152 199H153L154 196L157 197L158 195H154V194L156 193L155 191L157 190V189H155V188L158 186L159 182L162 181V179H160V181L157 180V181H159V182H157V183L154 182V183L157 184V186H155V184H152V185L155 186V187H154V189H155L154 194L152 193L153 190H154L153 187H152V185H151V188H152V189H150L149 187H147V186H150V183H148V181H146V183H145V181H143ZM249 180H250V179H248V181H249ZM261 180H262V179H261ZM263 180H264V179H263ZM22 181H23V182H26V184L28 183L27 180H26V181L24 180V178H23ZM44 181H45V179H44ZM49 181H50V180H49ZM60 181H59V182H60ZM86 181H87V180H86ZM98 181H97L96 183H99ZM104 181H106V179H105ZM122 181H123V183H125V182H126V183H127V182L129 183V181H125V182H124V180H122ZM142 181H143V182H142ZM149 181L152 182V181H155V179L152 178V181H151L150 179H149ZM167 181H169V179H168ZM194 181H196V180H194ZM235 181H236V182H235ZM256 181H260V180H256ZM23 182H22V183H23ZM52 182L55 183L56 186H57V182H54V180L49 182V183L51 184L50 186H52ZM65 182H66V181H65ZM110 182H112V183H110ZM114 182H115V181H114ZM120 182H121V181H120ZM140 182H142V183H140ZM162 182H163V185H160V186L163 187L166 183L164 184L165 180H163ZM162 182H161V183H162ZM251 182H252V181H251ZM262 182L264 183V181H262ZM35 183H34V184H35ZM79 183H80V182H79ZM82 183H81V184H82ZM101 183H102V182H101ZM116 183H118V182H116ZM147 183H148L149 185H147ZM161 183H160V184H161ZM167 183H168V182H167ZM199 183H201V182L198 181V185H197L196 182L194 183V184L197 185L198 189H199V186H200ZM242 183H241V184H242ZM252 183H254V182H252ZM252 183H251V184H252ZM255 183H256V182H255ZM258 183H259V182H258ZM258 183H257V184H258ZM16 184H19V183H16ZM26 184H25V186H26ZM40 184H39V187L41 186ZM44 184L46 185L45 182H44ZM44 184L42 185V188H44V192H45V191H46V190H45L46 187H45ZM59 184H60V183H59ZM109 184H108V186H109ZM130 184H129V187H130ZM201 184H202V183H201ZM217 184L214 185V186H217ZM239 184H240V183H239ZM241 184H240V186H241ZM246 184H247V183H246ZM246 184H245V186H246ZM248 184H249V182H248ZM260 184H262V183L260 182ZM28 185H30V184H28ZM32 185H33V183H32ZM32 185H31V186H32ZM36 185H34V186H36ZM65 185H68V184H65ZM101 185H102V184H100V186H101ZM106 185H107V184H106ZM133 185H134V184H133ZM185 185H186V186H185ZM189 185H192V184L190 183ZM196 185H195V186H196ZM202 185H203V184H202ZM202 185H201V186H202ZM206 185H205V186H206ZM236 185H237V184H236ZM236 185H234V187H235ZM254 185H255V184H254ZM258 185H259V184H258ZM258 185H257V188H258ZM16 186H17V185H16ZM16 186H15V188H16ZM19 186H20V184H19ZM19 186H18V187H19ZM21 186L25 188L24 185H21ZM21 186H20V187H21ZM31 186H29V189L31 190V188H32L31 193H33V189L36 188V187H38V186H36V187H31ZM43 186H44V187H43ZM56 186H55L54 189L57 188ZM60 186H61V185H60ZM60 186H58V187H60ZM97 186H99V185L97 184ZM175 186H176V185H175ZM177 186H179V185H177ZM177 186H176V187H177ZM181 186H182V185H181ZM187 186H188L187 184H184V186H183L184 189H185V187H187ZM195 186H193V187H195ZM201 186H200V189L203 188V187H201ZM248 186H249V185H247V188H248ZM250 186H252V185H250ZM250 186H249V187H250ZM259 186H260V185H259ZM20 187L18 188L19 190H20ZM30 187H31V188H30ZM39 187H38V189H39ZM47 187H48V185H47ZM70 187H69V188H70ZM117 187H118V184H117ZM120 187H121V185H120ZM124 187H126V186L124 185ZM124 187H122V189H123ZM131 187H132V185H131ZM131 187H130V188H131ZM162 187H161V188H162ZM173 187H174V186H173ZM173 187H172V188H173ZM179 187H180V186H179ZM193 187H192V188H193ZM197 187H195V188H197ZM206 187H207V186H206ZM212 187H213V186H212ZM222 187H223V186H222ZM241 187H243V186H241ZM13 188H14V187H13ZM15 188H14V189H15ZM26 188H28V186H27ZM26 188H25V190H26ZM49 188H50V187H49ZM93 188H94V191H92ZM106 188H107V186H106ZM147 188H149V189H147ZM157 188H159V187H157ZM172 188L170 187L171 190H172ZM174 188H175V187H174ZM174 188H173V189H174ZM180 188H181V187H180ZM187 188H188V187H187ZM208 188H207V189L205 188V189L208 190ZM213 188H215V187H213ZM219 188H220V186H219ZM235 188L239 189V186H238V187H235ZM235 188H231V191H232V189L235 190ZM243 188H244V187H243ZM260 188H261V187H260ZM22 189H23V188H21V190H22ZM40 189H41V187H40ZM51 189H52V188H50V190H51ZM57 189H58V188H57ZM111 189H112V187H111ZM120 189H121V188H119V190H120ZM126 189H128V188L126 187ZM168 189H169V188H168ZM175 189H176V188H175ZM177 189H178V190H177L178 192H176V191L174 190L175 193L173 192V190L170 191V194H171V192H172V194L174 193V195H172V197L170 196L171 198H169V195H168L169 193H165V192L163 191L166 195H168V196H166V198H168V199H166V198H159V199L156 200V201L154 200L155 202H152V200L150 201V199H149V201L151 202V203L149 202V203H150V206L152 205V203H154V204H153L154 206L152 205V206H153L152 209H151L150 211H147V210H146V209H147L146 206L149 207V205H148V204H146V205L143 204V205L145 206L144 209H145V211H147V212H144L141 216L139 215L140 217H139L137 220H135V218H133L134 221H133V219H131L132 221H130L129 219H128L129 221L126 220L128 223L125 224V227L122 228V230H121L120 233H118V232H117V233H118V234H123V238H126V237H124V234H126V236H128L129 233L136 232V231H137V232L140 231L141 233H143V232L145 233L146 231H150V232L153 231V232H156L157 234H162V236H164L163 234H165V236H167V235H168L167 233H170L171 235H173L172 237L170 236V237L172 238V239H171L172 242H171V240H170L169 242H171V243L169 244L168 240H166V241H164L165 244L163 243V245H161V246L159 245V246H160L159 248H160L161 250H163L164 252H165V251H167V252L169 251L168 253H169L170 255H171L170 251L173 252V253H176V254H182V256H181L182 258H183L184 255H186L187 257H188V256H189V257H193V259H194V257H196V256H198V258H201V257H199V256H202V257H203V255H204V257H205V255L208 256V255L213 254V253H215V252L218 253V247H219V246H218V245H219L218 243H219V239L217 240L216 237H215V235L218 234V233L221 234V231L225 232V229H227L228 227L226 226L225 229H222V230H218L217 227H212V228L210 227L211 229L215 230L214 232H211L212 235L210 234V232L207 233L208 231H206V229H204L205 231L202 229V232H204V233H201V232L198 231V230L195 231L196 229L190 232L189 230H192L194 227H197V224H199L200 222H201V224H204L202 221L205 219V217L207 216L208 213L205 212L206 214H204V213L202 212V214H201V213H200V211H201L200 209H201V207H202V210H204L203 208H205V207H206L205 209H207V208L209 207V206L207 205V204H208V201H204V200H203V199H205L204 196H202L203 198H202V197H201L200 199L198 198L199 196H201V195H198L199 193H201L199 190H198L199 193L197 192V193H198V194H197L198 197L195 196L196 199H194L195 197H193V199H192V198H191V199H186V198H184V196H181V195L179 194V193L181 192L180 190H182V192L184 193L183 188L180 189V190H179V188H177ZM189 189H190V188H188V190H189ZM240 189H242V188H240ZM253 189H254V188H253ZM253 189H252V190H253ZM255 189H256V188H255ZM258 189H259V188H258ZM11 190H12V189H11ZM30 190H26L27 195H26L25 192H23L24 190L22 191L23 194L25 193L24 195L19 191V193L22 194V195H21V196L18 195V198H19V196H20V198L22 199V196H23V199L20 200V198H19L18 200H16V202L18 201V202H17V205H18V203H19L20 201H21L20 203H24L28 197H29V198H32V200H33L35 197L38 198V197H37L38 194H36V196H35L34 198H33L32 194L29 195V193H30L29 191H30ZM50 190H47V191H50ZM52 190H53V189H52ZM60 190H63V191H64L65 188H62V189H60ZM67 190H68V187H67ZM67 190H66V192H67L69 195H70L69 192H72V193H73V191H71V189H69V190H70L69 192H68ZM97 190H99L98 187H97ZM101 190H102V186H101ZM103 190H104V189H103ZM105 190H104V191H105ZM112 190H113V189H112ZM147 190H148V192H147ZM151 190H152V191H151ZM160 190H161V189H160ZM166 190H167V189H166ZM185 190H186V189H185ZM188 190H187V192L189 193ZM193 190H194V189H193ZM202 190H204V189H201V191H202ZM206 190H204V191H206ZM212 190H213V189H212ZM217 190H218V189L216 188V191H217ZM219 190H220V189H219ZM222 190H223V189H222ZM226 190H227V189H226ZM246 190H247V189H246ZM246 190H245V191H246ZM252 190L248 189L247 191H250V192H251ZM27 191H28V192H27ZM34 191H37V189L34 190ZM47 191H46V192H47ZM55 191H56V190H55ZM55 191H51V192L53 193V192H55ZM63 191H62V192H63ZM75 191H74V192H75ZM91 191L94 192V193L92 194ZM106 191H105V192H106ZM121 191H122V190H121ZM149 191H151V192H149ZM168 191H169V190H168ZM191 191H192V189H191ZM204 191H203V192H204ZM227 191H228V190H227ZM235 191H236V190H235ZM240 191H241V190H240ZM242 191H243V190H242ZM242 191H241V193H242ZM9 192L12 193V194H10V195H12V196H13V195H14V196H15V195L17 196V194H18V191H16V192H17L16 194H13V192H11V191H9ZM14 192H15V190H14ZM41 192H42V191H41ZM44 192H43V193H44ZM57 192H59V191H57ZM57 192H55V193H57ZM60 192H61V191H60ZM90 192H91L92 195H89ZM102 192H103V191H102ZM122 192H123V191H122ZM122 192H119V193L122 195V194H123ZM157 192L160 193L161 191L158 190ZM163 192H162V193H163ZM166 192H167V191H166ZM195 192H196V190L194 191V193H195ZM206 192H207V191H206ZM210 192H211V188H210ZM217 192H218V191H217ZM221 192H222V191H221ZM237 192H239V190H238ZM243 192H244V191H243ZM36 193H37V192H36ZM38 193H39V192H38ZM67 193H66V194H67ZM84 193H86V195H85ZM100 193H101V191H100ZM103 193H104V192H103ZM150 193L153 194V195H152L153 197L151 196ZM164 193H163V194L160 193L161 196L164 195ZM176 193H177V194H176ZM192 193H193V192H192ZM194 193H193V194L190 193V195H193V196H194ZM212 193H213V192H212ZM212 193H211V194H212ZM218 193H219V195H220V191H219ZM232 193H233V192H231V194L229 193V194L231 195V197H232V195L234 194V193H233V194H232ZM241 193L239 192L238 194H241ZM8 194H9V193H8ZM8 194H7V195H8ZM40 194H41V193H40ZM45 194H46V195H45ZM48 194H50V193H48ZM63 194H64V193H62V195H61V194H58V195L56 194V195L58 196V199H59V200H60L59 196L62 197ZM104 194H105V193H104ZM114 194H115V193H114ZM139 194H140V196H138ZM149 194H150V195H149ZM195 194H196V193H195ZM208 194H210V193H208ZM221 194H222V193H221ZM238 194H237V195H238ZM244 194H246V192H245ZM250 194H251V193H250ZM25 195H26V197H25ZM28 195H29V196H28ZM41 195H45V196H42L41 199H42L43 197L46 198L47 193H44V194H41ZM41 195H39V199H40V196H41ZM71 195H72V194H71ZM94 195H95V194H94ZM96 195H97V193H96ZM116 195H119V194L117 193V194H115V196H116ZM185 195H186V194H185ZM190 195H189V196H190ZM203 195H204V194H203ZM206 195H207V193H206ZM213 195H214V193H213ZM30 196H31V197H30ZM51 196H52V195H51ZM65 196H66V195H65ZM65 196H63L62 198L64 199ZM67 196H68V195H67ZM67 196H66V197H67ZM76 196H77V194H76ZM81 196H82V197H81ZM88 196H87V197H88ZM98 196H99V195H98ZM102 196H103V194H102ZM104 196H105V195H104ZM161 196H160V197H161ZM187 196H188V195H186L185 197H187ZM210 196H211V195H210ZM210 196H209V197H210ZM216 196H217V195H216ZM239 196H240V195H239ZM242 196H243V193H242ZM7 197H8L7 199H9V195H8ZM10 197H11V196H10ZM47 197H48V196H47ZM71 197H72V196H71ZM79 197H78V199H80ZM99 197H101V195H100ZM108 197H107V199H108ZM117 197H118V196H117ZM148 197H147V199H148ZM150 197H149V198H150ZM158 197H159V196H158ZM164 197H165V196H164ZM214 197H215V196H214ZM246 197H247V195H246ZM246 197H245V198H246ZM263 197H264V196H263ZM5 198H6V197H5ZM5 198H4V200H5ZM13 198H14V197H13ZM68 198H69V197H67V198H65V199H68ZM73 198H74V197H73ZM90 198H91V197H90ZM105 198H106V197H105ZM105 198H104V200L101 199L102 204H103V202H104L105 200H106V202H107V199H105ZM110 198H112L113 200H110ZM187 198H189V197H187ZM197 198H198V199H197ZM217 198H218V197H217ZM237 198H238V196H237ZM242 198H244V197H242ZM7 199H6V202L8 201ZM15 199H16V198H15ZM46 199H49V198H46ZM50 199H51V198H50ZM54 199H55V197H54ZM58 199H57V200H58ZM65 199H64V201H65ZM78 199L76 200V197H75V201H74V202H77ZM92 199H91V200H92ZM95 199H96V198H95ZM97 199H98V198H97ZM156 199H157V198H156ZM165 199H166V200H165ZM206 199H210V198H206ZM206 199H205V200H206ZM213 199H214V198L212 197V200H213ZM219 199H220V198H219ZM239 199H240V198H239ZM11 200H12V199H11ZM11 200H9V201H11ZM19 200H20V201H19ZM24 200H25V201H24ZM30 200H31V199H28V201H30ZM51 200H53V197H52ZM69 200H70L71 202L73 201V199H70V198H69L65 203H67V206H69V207H70V206H73V203H74V202H72V203H71V202H68ZM80 200L82 201V200H84V199H80ZM80 200H79V202H78L79 205H80ZM102 200H103V201H102ZM201 200H203L204 203H203V201H201ZM210 200H211V199H210ZM261 200H262L261 202H264V199H263V198H261ZM9 201H8V202H9ZM12 201L14 202L13 205H15L16 203H15L14 199H13ZM34 201H35V200H34ZM34 201H33V203H34ZM41 201H42V200H41ZM45 201H46V200H45ZM45 201L43 200V201L41 202V204L44 203ZM60 201L62 202V199H61ZM92 201H93V200H92ZM92 201H91V202H92ZM96 201H97V200H96ZM110 201H112L111 204H110ZM144 201H142V202H144ZM157 201H158V202H157ZM216 201L218 202V200L215 199V202H216ZM219 201H220V200H219ZM0 202H2V201H0ZM3 202H4V201H3ZM31 202H32V201H31ZM57 202H58V203H57ZM61 202H60V203H61ZM89 202H90V201H89ZM206 202H207V203H206ZM213 202H214V201H212V203H211V202H209V203L213 204ZM221 202H223V201H220V202H218V203H221ZM259 202H260V200H259ZM259 202H258V205H259ZM11 203H12V202H10L9 204L12 206ZM27 203H28V202H27ZM37 203H38V200H37ZM56 203H57L58 205H62V207H63V205H64L63 202H62L63 204H59V201H56ZM85 203H87V202H85ZM93 203H94V202H93ZM93 203H92V204H93ZM99 203H100V201L98 200V203H94V204H95V205H96V204L99 205ZM136 203H137V202H136ZM205 203H206L207 206H206V205H205V206L203 205V204H205ZM218 203H217V205H218ZM34 204H35V203H34ZM52 204H53V203H52ZM57 204H53V206L51 205V206H52L51 209H52L53 211H55V213H56V210H54V209L58 207ZM74 204H76V203H74ZM87 204H88V203H87ZM137 204H138V203H137ZM137 204H136V206H137ZM140 204H141V203H140ZM215 204H216V203H214L213 205H215ZM221 204H222V203H221ZM261 204H262V203H261ZM17 205H15V206H16L15 210H17ZM26 205H27V204H26ZM38 205H39V204H37V206H38ZM43 205H44V204H43ZM45 205L48 206V204H46V202H45ZM54 205H57V206L53 209ZM85 205H86V204H85ZM85 205H84V206H85ZM95 205H94V206H95ZM134 205H135V204H134ZM219 205H220V204H219ZM254 205H257V203H254ZM262 205L264 206V204H262ZM0 206L2 207V206H4V205L0 204ZM22 206L25 207L24 205H22ZM35 206H36V205H35ZM35 206L31 205V208H32V207H35ZM49 206H50V205H49ZM65 206H66V205H65ZM65 206H64V207H65ZM67 206L65 207L66 209H67ZM77 206H78V205H77ZM77 206L74 205V208H73V207H70V208H73V209L75 210ZM94 206L92 205V207H94ZM100 206H101V205H100ZM102 206L104 207V205H102ZM125 206H127V204H126ZM128 206H129V204H128ZM203 206H204V207H203ZM251 206H252V205H251ZM1 207H0V208H1ZM4 207H5V206H4ZM6 207H8V206H6ZM6 207H5V208H6ZM27 207H29V206H27ZM40 207H41V206H40ZM44 207H45V206H44ZM62 207H60V208H62ZM87 207H88V205H87ZM96 207L98 208V206H96ZM138 207H139V206H138ZM215 207H216V206H215ZM256 207H257V206H256ZM12 208L14 209L13 206H12ZM12 208H11V209H12ZM38 208H39V207H38ZM42 208H43V207H42ZM48 208H49V207H48ZM70 208H69V210H68V213H69L70 211H72V213H73L74 210H73V209L70 210ZM78 208H79V207H77V210H78ZM80 208H81V207H80ZM99 208H98V209H99ZM122 208H123V209H122ZM131 208H132V207H131ZM209 208H210V207H209ZM219 208H220V207H218V209H219ZM258 208H260V207H258ZM9 209H10V208H9ZM19 209H21V208H19ZM23 209H26V208H23ZM39 209H41V208H39ZM43 209H45V208H43ZM51 209H50V210H51ZM66 209L64 210L65 212H67ZM83 209H84V207H83ZM126 209H127V210H126ZM129 209H130V208H129ZM132 209H133V208H132ZM139 209L141 210V208H139ZM142 209H143V208H142ZM197 209H198V211L200 210V211H199V217H200V214H201L202 216H203V214L205 215V216H203L204 219H202V218H200L201 220L198 219L199 217H198V216L195 214V212H194V211H196ZM211 209H212V207H211ZM211 209H210V210H211ZM213 209H214V208H213ZM216 209H217V208H216ZM220 209H222V207H221ZM227 209H228V208H227ZM0 210L2 211V209H0ZM29 210H32V211H30L31 213L34 212V211H33V208H32V209L29 208ZM34 210H35V208H34ZM57 210H58V209H57ZM59 210H60V209H59ZM62 210H63V209H62ZM81 210H82V209H81ZM84 210H85V209H84ZM84 210H83V211H84ZM87 210H88V208H86V211H87ZM95 210H96V208H95ZM110 210H111V211H110ZM116 210H117V211H116ZM123 210H124V211L126 210V211L124 212ZM136 210H138V209H136ZM136 210H134V212L132 211L134 215H135V213H136V212H135ZM148 210H149V208H148ZM210 210L208 209V211H210ZM223 210H224V209H223ZM229 210H230V209H229ZM263 210H264V209H263ZM3 211H4V209H3ZM9 211H10V210H9ZM27 211H28V209H26V210H24V212H22L23 217H22L21 214H20V216L23 218V220H22V224H23L24 226H26V225L30 226V225L32 224V222H34V221H33V218H34V217L36 218V216H34V215L31 216V214H30L29 212L27 213ZM40 211H41V212H40ZM53 211H52V213H51V211H47V212H50V213H51L50 216H52V215L54 214ZM86 211H85V212H86ZM88 211H91V210H88ZM213 211H214V212H213ZM213 211H212V215H213V213H215V210H213ZM216 211H218V210H216ZM221 211H222V210H221ZM6 212H7V208H6ZM10 212H11V211H10ZM10 212H9L8 214H10ZM12 212H13V211H12ZM15 212H16V211H15ZM15 212H13V214H14ZM20 212H21V210H20ZM43 212H44V211H43ZM57 212H58V211H57ZM62 212H63V211H61V213H60V212H58V213L61 214L62 217H63V214H65V216H67L66 213H63V214H62ZM81 212H82V211L79 210L78 214L81 213ZM85 212H82V213H81L82 215H84V217H83V216H81V217L85 218V216H86L87 213H88V212H87V213L85 214ZM91 212H92V211H91ZM93 212H94V211H93ZM130 212H131V211H129V214H130ZM224 212H225V211H224ZM224 212H222V213H224ZM3 213H4V212H3ZM34 213L37 215L38 213H42V210H39L37 213H36V211H35ZM72 213H71V214H72ZM83 213H84V214H83ZM89 213H90V212H89ZM127 213H128V212H127ZM192 213H194V214L196 215L195 217H196V219H198V223H197L196 220H192V219H193L192 217H194V215H193ZM219 213H220V211H219ZM225 213H228V211L225 212ZM225 213H224V214H225ZM248 213H249V212H248ZM248 213H247V215H246L247 217H248ZM1 214H2V213H1ZM1 214H0V215H1ZM4 214H5V213H4ZM8 214H7V215H8ZM59 214H56V215L59 217V219H61L62 217L60 218L61 215L59 216ZM74 214H76V213L74 212ZM90 214H91V213H90ZM90 214H89V215H90ZM131 214H132V213H131ZM188 214H192V215H191V218H192V219H190V220L188 219V216H187ZM16 215H17V213L14 214V216H12V214H11V216L13 217V220L11 219L12 222H10L11 225H8V226L5 225V226H7L8 229L5 228V227H3L2 225H1V227L4 228V230L1 229V227H0V229L3 230V231L6 230V231H11V232H12V230H13V232H15V231L19 228V225L21 224V223H20L21 219H19L20 221L17 220V217H18V216H16ZM42 215H43V214H42ZM68 215H69V214H68ZM92 215H93V213H92ZM122 215H123V216H122ZM222 215H223V214H222ZM227 215H228V214H226V216H227ZM249 215H250V214H249ZM1 216H3V214H2ZM1 216H0V217H1ZM4 216H5V215H4ZM11 216H9V217L12 218ZM20 216H19V217H20ZM40 216H41V215L39 214V217H40ZM46 216L49 217V214H47ZM57 216H56V217H57ZM70 216L72 217V215H70ZM75 216H76V215H75ZM87 216H88V215H87ZM90 216H91V215H90ZM94 216H95V212H94ZM120 216H121V219H120V220H117V218L119 219ZM184 216H186L187 218H183ZM214 216H215V215H214ZM217 216H218V215H217ZM223 216H224V215H223ZM243 216H244V215H243ZM243 216H242V217H243ZM21 217H20V218H21ZM37 217H38V215H37ZM54 217H55V215H54ZM58 217H57V219H58ZM71 217H69V218L67 217V218L70 220ZM76 217H77V216H76ZM107 217H108V218H107ZM115 217H117V218L114 220L113 218H115ZM122 217H123V218H122ZM130 217H133V216H130ZM180 217H181V219H179ZM197 217H198V218H197ZM208 217H211V216H209V214H208ZM215 217H216V216H215ZM215 217H213V219H214ZM229 217H230V216H229ZM6 218H7V217H6ZM10 218H9V219H10ZM40 218H41V217H40ZM45 218H46V217H45ZM74 218H75V217H74ZM74 218L72 217L71 219H74ZM89 218H90V217H89ZM89 218H87V219H89ZM136 218H137V217H136ZM177 218H178V219H177ZM238 218H239V217H238ZM240 218H241V217H240ZM1 219H5V218L3 217V218H1ZM1 219H0V220H1ZM7 219H8V218H7ZM7 219H5V220L8 222L9 219H8V220H7ZM49 219L51 220V219H54V218H53V217H49ZM62 219H64V220H62V221H65V218H62ZM77 219L80 220V216L77 217ZM125 219H127L126 216H125ZM207 219H208V218H207ZM211 219H212V218H211ZM219 219H220V217H219ZM236 219H237V218H236ZM243 219H244V218H243ZM246 219H248V218H245L244 220H246ZM250 219H251V215H250ZM254 219H255V218H254ZM257 219H258V218H257ZM5 220H3L2 222H5ZM35 220H36V219H35ZM37 220H38V219H37ZM46 220H47V218L44 220V222H45ZM50 220H48V221H50ZM55 220H56V218H55ZM69 220L67 221V219H66V222H68V223L71 222V223L73 224V222L76 221V220H74V221L72 222V220H70V221H69ZM81 220H82V218H81ZM102 220H104V221H102ZM209 220H210V219H209ZM216 220H217V221H220V220H218V219H216ZM238 220H239V219H238ZM238 220H237V221H238ZM241 220H242V218H241ZM260 220H261V219H260ZM17 221H18L20 224H18ZM40 221H41V219H40ZM52 221H54V220H52ZM77 221H78V220H77ZM204 221L206 222V220H204ZM214 221H215V220H214ZM214 221H213V224H214ZM223 221L225 222L226 220L224 219ZM227 221H230V219H228ZM233 221H234V220H233ZM249 221H250V220H249ZM252 221H253V220H252ZM254 221H257V220L255 219ZM262 221L264 222V220H262ZM7 222H6V224H7ZM35 222H37V221H35ZM35 222H34V223H35ZM41 222H42V221H41ZM41 222H40V223H41ZM44 222H43V223H44ZM54 222H56V221H54ZM54 222H52V223H54ZM57 222H58V221H57ZM57 222H56V223H57ZM66 222H58L57 224H59V223H63L62 226H64V224H67ZM106 222H107V221H106ZM109 222H111V221H108L107 223H109ZM220 222H221V221H220ZM224 222H223V223L221 222V223L224 225ZM245 222H247V221H245ZM257 222H258V221H257ZM8 223H9V222H8ZM10 223H9V224H10ZM37 223H38V222H37ZM37 223H36V225H37ZM40 223H38V224H40ZM43 223H41V224H43ZM49 223H51V222H49ZM49 223L46 224V222H45L44 225L46 224L45 226H48V225L50 226L51 224H49ZM71 223H70V224H71ZM75 223H76V222H75ZM227 223H228V222H227ZM234 223H237V222H234ZM242 223H243V222H242ZM247 223H248V222H247ZM250 223H251V221H250ZM255 223H256V222H255ZM261 223H262V222H261ZM1 224H2V223H1ZM12 224H13V225H12ZM41 224H40V225H41ZM54 224H55V223H54ZM70 224H68V225H70ZM72 224H71V226H72ZM78 224H80V223L77 222L76 225H78ZM84 224H87V223H86V222H83V220H82V223H81L80 225L83 226ZM97 224H99V223L97 222L95 225H97ZM101 224H102V223H101ZM101 224H100V225H101ZM104 224H105V223H104ZM201 224H199V225H201ZM218 224H219V223H218ZM225 224H226V223H225ZM230 224H231V223H230ZM240 224H241V222H239V225H238L239 227H240ZM243 224H244V223H243ZM243 224H242V226H243ZM245 224H246V223H245ZM245 224H244L243 227H247ZM248 224H249V223H248ZM251 224H252V223H251ZM3 225H4V224H3ZM23 225H20V226H23ZM40 225L37 226L38 229H39V226H40ZM80 225L78 226L79 228L76 227V226L74 227V225H73L72 227H74V228H78V230H80V229H81V228H80ZM102 225H103V224H102ZM105 225H107V224H105ZM223 225H222V226H223ZM226 225H227V224H226ZM233 225L235 226V224H233ZM236 225H237V224H236ZM254 225H255V224H253V227H254ZM256 225H257V223H256ZM261 225H262V224H261ZM28 226H27V228H26L27 230H28ZM31 226H34V224H32ZM52 226H53V225H52ZM71 226H70V227H71ZM87 226H88V224H87ZM87 226H86V228H87ZM90 226H89V227H90ZM112 226H113V225H112ZM211 226H212V225H211ZM231 226H232V224H231ZM251 226H252V225H251ZM257 226H260V225L258 224ZM57 227L59 228V227H61V225L59 224V226H56V228H55L56 231H58V230H57ZM66 227H67V225L65 226V228H66ZM105 227H106V226H105ZM105 227H104V228H105ZM110 227H111V225H110ZM116 227H117V225H116ZM229 227H230V226H229ZM248 227H249V225H248ZM255 227H256V226H255ZM35 228H36V227H35ZM35 228H34V229H35ZM94 228H95V227H94ZM94 228H93V229H94ZM104 228H103V230H104ZM106 228H107V227H106ZM106 228H105V230H106ZM111 228H112V227H111ZM204 228H205V227H204ZM210 228H209V230L211 231ZM215 228H216V229H215ZM233 228H234V227H232V229H233ZM237 228H238V227H237ZM237 228H235L236 231H237ZM241 228H242V227H241ZM257 228H258V227H257ZM261 228H262V226H261ZM22 229H23V227H22ZM22 229H21V230H22ZM34 229H33V230H34ZM41 229H42V228H41ZM43 229L46 230V227L43 226ZM55 229H53V230L51 231V234H53V231H54ZM68 229H69V226L67 227V229H65V230H67V233H69V232H68ZM107 229H108V228H107ZM186 229H188V230H186ZM219 229H220V228H219ZM229 229H231V227H230ZM239 229H240V228H239ZM239 229H238V230H239ZM247 229H248V228H247ZM249 229H250V228H249ZM251 229H252V227H251ZM251 229H250V230H251ZM35 230H36V229H35ZM39 230H40V229H39ZM61 230H64V228L61 229ZM65 230H64V231H65ZM70 230H74V229L72 228V229H70ZM70 230H69V231H70ZM76 230H77V229H76ZM105 230H104V231H105ZM185 230H186V232H185ZM200 230H201V229H200ZM245 230H246V229H245ZM245 230H242V234H238L237 236L240 235L242 238L247 237V236H246V233H247V231H250V230H247L246 233H245V235H244L243 232H244ZM261 230H262V229H261ZM263 230H264V229H263ZM36 231H38V230H36ZM41 231H43V230H41ZM56 231H54V232H56ZM64 231H62V232L64 233ZM74 231H75V230H74ZM74 231H73V232H74ZM94 231H96V230H94ZM101 231H102V230H100V233H101ZM107 231H108V230H107ZM110 231H111V229H110ZM112 231H113V230H112ZM112 231H111V232H112ZM114 231H115V230H114ZM114 231H113V233H115ZM187 231H189V232L187 233ZM226 231H227V230H226ZM234 231H235V230H234ZM234 231H233V232H234ZM256 231H257V230H256ZM1 232H2V231H0V233H1ZM26 232H27V231H26ZM31 232H32V231H31ZM33 232H35V231H33ZM33 232H32V233H29V232H28V233L30 234V236L28 235V236H29L28 239L30 240V242L28 241V239L25 240L26 242L28 241L29 243H31L32 239L35 238L34 235H33ZM44 232H45V231H44ZM44 232H43V235H45V236L42 235V232H37V239H38V240H40V239L38 238V236H41V235H42L41 237H43V238L46 237V234H45ZM46 232H47V231H46ZM96 232H97V231H96ZM184 232H185V233H184ZM231 232H232V230H231ZM258 232H259V231H257L256 233L258 234ZM261 232H262V231H261ZM35 233H36V232H35ZM39 233H41V234H39ZM49 233H50V232H49ZM58 233L60 234L61 232L58 231ZM58 233H55V234H58ZM63 233H61V235H62ZM65 233H66V231H65ZM65 233H64V234H65ZM67 233H66V234H67ZM70 233H71V231H70ZM97 233H98V232H97ZM100 233H98V234L100 235ZM103 233H104V232H103ZM141 233H140V234H141ZM225 233H226V232H225ZM239 233H240V232H239ZM248 233H249V232H248ZM259 233H260V232H259ZM2 234H3V233H2ZM17 234H18V232H17ZM23 234L25 235V232H24V231H23ZM38 234H39V235H38ZM47 234H48V233H47ZM55 234H54V235H55ZM59 234H58V235H59ZM74 234H76V233H74ZM92 234H93V231H92ZM94 234H95V233H94ZM118 234H116V235L119 236ZM140 234H139V235H140ZM146 234H147V233H146ZM146 234H145V235H146ZM153 234L155 235V233H153ZM252 234H254V233L252 232ZM263 234H264V232H263ZM4 235H5V234H4ZM12 235H13V234H12ZM19 235H20V231H19ZM54 235H52V236H54ZM58 235H57V236H58ZM72 235H73V234H72ZM72 235H71L70 238H72ZM103 235H104V234H103ZM108 235H109V233H108ZM132 235L134 236V235H136V234H132ZM141 235H142V234H141ZM148 235H149V234H147L146 236L148 237ZM249 235H250V234H249ZM0 236H1V235H0ZM2 236H3V235H2ZM5 236H6V235H5ZM20 236H21V235H20ZM35 236H36V235H35ZM48 236H50V234H49ZM48 236L46 237V239L49 238ZM55 236H56V235H55ZM55 236H54V237H55ZM57 236H56V237H57ZM59 236H60V235H59ZM59 236H58V237H59ZM63 236H64V235H63ZM65 236H68V235H65ZM94 236H97V235H94ZM101 236H102V235H101ZM117 236H115V237H117ZM133 236H131V239H132ZM150 236H151V235H150ZM152 236H153V235H152ZM157 236H158V235H157ZM157 236H156V237H157ZM165 236L163 237L164 240H165V238H166ZM228 236H229V235H228ZM237 236H236V237H237ZM254 236L257 237V235H254ZM254 236H252V237H254ZM261 236H263L262 233H260V239H261ZM7 237H8V236H7ZM11 237H12V236H11ZM15 237H18V236H15V235H14V239H15ZM23 237H24V236H23ZM23 237H21V238L18 237V238H20V241H21ZM26 237H27V235H26ZM98 237H99V236H98ZM106 237H107V235H106ZM106 237L104 236V237H102V239L104 238L103 240H106ZM135 237H136V236H135ZM135 237H134V238H135ZM154 237H155V236H154ZM160 237H161V235H160L159 237H157V238H160ZM167 237H168V236H167ZM241 237H240V238H241ZM263 237H264V236H263ZM18 238H16V239H18ZM24 238H25V237H24ZM43 238H42V241H43ZM67 238H68V239H66V240H69V239H70L69 237H67ZM90 238H91V237H90ZM92 238H93V237H92ZM92 238H91V239H92ZM117 238H122V237H117ZM117 238H116V240H117ZM152 238H153V237H152ZM240 238H239V239H240ZM247 238H248V237H247ZM3 239H4V238H3ZM9 239H10V238H9ZM9 239H8V240H9ZM16 239H15L14 242L17 241ZM25 239H26V238H25ZM49 239H51V237H50ZM49 239H48V240H49ZM53 239H54V238H53ZM61 239H63L62 236H61ZM88 239H89V238H87V240H88ZM99 239H100V238H99ZM110 239H111V238H110ZM110 239L108 238V240H110ZM136 239H137V238H136ZM139 239H140V241H144V240H141V238L138 237V240H139ZM145 239H146V238H145ZM149 239H150V238H149ZM169 239H170V238H169ZM256 239H257V238H256ZM260 239H257L256 242H257L258 240H260ZM1 240H2V237H1ZM33 240H34V239H33ZM54 240H55V239H54ZM100 240H101V239H100ZM100 240H98V243H95V244H99V241H100ZM127 240H128V239H127ZM146 240H148V238H147ZM146 240H145L144 242H141V244H144V243L146 242ZM152 240L158 241V240H156V238H154V239H152ZM253 240H254V239H253ZM261 240H262V239H261ZM10 241H11V240H10ZM10 241H9V243H10ZM18 241H19V240H18ZM18 241H17V242H18ZM22 241H24V240H22ZM36 241H37V240H36ZM52 241H53V240H52ZM60 241H61V240H60ZM60 241H59V239H58V242H60ZM62 241H63V240H62ZM82 241H84V239H83ZM82 241H81V242H82ZM88 241H89V240H88ZM93 241H94V240H93ZM93 241H92V243H94ZM161 241H162V240H161ZM220 241H221V240H220ZM232 241H233V240H232ZM0 242L3 243V240L0 241ZM11 242H12V241H11ZM17 242H16V243H17ZM26 242H24V243H25V246H26ZM33 242H34V241H32V244H33ZM38 242H41V241H38ZM47 242H48V241H47ZM49 242H51V241L49 240ZM58 242H57V245H58ZM66 242H67V241H66ZM76 242H78V241H76ZM79 242H80V241H79ZM86 242H87V241H86ZM102 242L104 243V241H101L100 244H101ZM119 242H120V241H119ZM119 242H118V243H119ZM134 242H135V241H134ZM138 242H139V241H136V242H135V243H136L135 245H137ZM167 242H168V243H167ZM233 242H234V241H233ZM235 242H236V241H235ZM237 242L240 244V241L237 240ZM249 242H250V241H247L248 244H249ZM251 242H252V241H251ZM260 242H262V243L264 244L263 241H260ZM6 243H7V242H6ZM43 243H44V241H43ZM54 243L56 244V241H54ZM54 243H53V245H52V244L50 245V243H49V245H50V246H55ZM88 243H91V242H88ZM103 243H102V244H103ZM109 243H110V242H109ZM156 243H157V244H162V243H158V242H156ZM224 243H225V241H224ZM226 243H227V242H226ZM241 243H242V242H241ZM244 243H245V242H244ZM4 244H5V243H4ZM12 244H13V242H12ZM22 244H23V243H22ZM32 244L30 245V247L33 246ZM39 244H40V243H39ZM46 244H47V243H46ZM62 244H63V243H62ZM64 244H65V242H64ZM64 244H63V246H65L67 243H66L65 245H64ZM76 244H77V243H76ZM78 244L81 245L80 243H78ZM78 244H77V245H78ZM85 244H86V243H85ZM111 244H112V243H111ZM114 244H115V243H114ZM120 244H121V243H120ZM147 244H149L148 241H147ZM150 244H151V243H150ZM220 244H221V243H220ZM256 244H257V243H256ZM258 244H259V242H258ZM258 244H257V245H258ZM5 245H6V244H5ZM10 245H11V244H10ZM27 245H28V244H27ZM37 245H38V243H37ZM47 245H48V244H47ZM49 245H48V247H49ZM88 245H90V244H87V246H88ZM91 245L93 246V244H91ZM115 245H116V244H115ZM135 245L133 246L134 249H135ZM153 245H155V243H154ZM222 245H223V243H222ZM222 245H220V246H222ZM228 245H229V244H228ZM228 245H226V246H228ZM233 245H234V244H233ZM241 245H243V244H241ZM241 245H240V247H242ZM260 245H261V244H260ZM6 246H7V245H6ZM14 246L17 247L18 245H14ZM19 246H21V248H24V247H25V246L23 247V246L21 245V243H20ZM19 246H18V247H19ZM44 246H45V248H48V247H46V245H44ZM61 246H62V245H61ZM74 246H75V245H74ZM74 246H73V247H74ZM110 246H112V245H110ZM117 246L119 247V244H118ZM138 246H141V247H142V245H138ZM138 246H137V247H138ZM144 246H147V245H143V247H144ZM155 246H157V245H155ZM224 246H225V244H224ZM226 246H225V247H226ZM252 246H253V244L250 245V246L248 247V249L251 248ZM261 246H262V248H264L263 245H261ZM2 247L4 248V245H3ZM12 247H13V246H12ZM28 247H29V246H28ZM30 247H29V248H30ZM39 247H40V248L42 247V249H43V245H42V243H41V246H39ZM39 247H38V248H39ZM55 247L58 248V249H55V248H54L55 251H56V250H59L60 245L55 246ZM120 247H121V245H120ZM231 247H232V246H231ZM238 247H239V246H238ZM19 248H20V247H19ZM19 248H18V250H19ZM25 248H26V247H25ZM34 248H35V249H34L35 251H34V252L32 251L33 254L36 252V249H38L36 246H35ZM40 248H39V250H42V249H40ZM52 248H53V247H52ZM52 248H51V250L53 251ZM74 248H75V247H74ZM86 248H87V247H86ZM99 248H100V247H99ZM106 248H107V247H106ZM113 248H114V246H113ZM121 248H122V247H121ZM131 248H132V247H131ZM146 248H147V249H146ZM146 248H144V250L146 249V251H144L142 248L139 247V250L142 249V251H143V252H141V253H140L139 251H138V252H139V253H138V252L136 251V249H135V251H134V249H130L129 251L133 250L134 253H136V256H137V253H138V255L141 256V254H142V253L144 254V252H145L144 255H146V254H147V255H148V254L150 255L151 252L153 253V252L155 251V250H153V249H157V248H152V247H151V248H152V251H151L150 248H149L148 246H147ZM148 248H149V250H148ZM159 248H158V249H159ZM219 248H220V247H219ZM223 248H224V247H223ZM223 248H221V249L223 250ZM226 248H227V251H228V247H226ZM229 248H230V247H229ZM234 248H235V246H234ZM253 248H254V247H253ZM259 248H261V247L258 246V249H259ZM6 249H7V248H6ZM6 249H5V253L7 252ZM9 249H11V248H9ZM9 249H7V250H9ZM27 249H28V248H27ZM60 249H62V247H61ZM78 249H79V248H78ZM81 249H82V248H81ZM87 249H88V248H87ZM89 249H90V248H89ZM89 249H88V251H91V250H89ZM108 249H110V250H108ZM108 249H107V250H108V252L110 251V252H109L110 254H114V253H111V251H112V250H111V247L108 248ZM116 249H117V247L115 248V250H116ZM160 249H159V250H160ZM231 249H232V248H231ZM242 249H243V248H242ZM246 249H247V248H246ZM246 249H245V250H246ZM255 249H256V248H255ZM24 250H26V249H24ZM24 250H21L22 254L24 253ZM29 250H31V249H28V251H27V250H26V251L29 253ZM39 250H37V252H38ZM72 250H73V252H74V249H71V251H72ZM75 250H77V249L75 248ZM79 250H80V249H79ZM95 250H96V249H95ZM95 250H94V251L92 250V251L95 252ZM103 250L107 252V250H105V249H103ZM115 250L113 249V252H114ZM121 250H122V249H121ZM147 250H148L149 252H150V251H151V252H150V253H146ZM159 250H158V251H159ZM222 250H221V251H222ZM249 250H250V249H249ZM249 250H247V251H249ZM0 251H1V250H0ZM14 251H15V248H14ZM14 251H13V252H14ZM16 251H17V250H16ZM45 251L48 252V251H49V248H48V250H44V252H45ZM82 251H83V250H82ZM96 251H98V248H97ZM104 251H103V252H104ZM158 251H156V254H158L159 252H161V251H159V252H158ZM232 251H233V250H232ZM236 251H237V250H236ZM243 251H244V249H243ZM243 251H242V252H243ZM252 251H253V253L255 254L254 250H252ZM2 252H3V251H2ZM13 252H12V253H13ZM30 252H31V251H30ZM32 252H31V254H32ZM39 252H40V251H39ZM39 252H38L39 255H40V254H45V253H39ZM41 252H43V251H41ZM77 252H78V250H77ZM79 252H80V251H79ZM84 252H85V251H83V255L85 254ZM119 252H121L120 254H122V251H119ZM119 252L116 251V253H118V254H119ZM234 252H235V251H234ZM237 252H239V249H238ZM0 253H1V252H0ZM19 253H20V252H19ZM86 253H87L88 256H89V252H86ZM90 253H91V252H90ZM134 253H133V254H134ZM225 253H226V252H225ZM235 253H236V252H235ZM250 253H251V252H250ZM259 253H260V252H259ZM14 254H16V253H14ZM25 254H26V252H25ZM25 254H23V257H22V258H24ZM80 254H82V253H80ZM97 254H98V252H97ZM110 254H109V255H110ZM120 254H119V256L122 257V256H125L127 253H125V255L122 254V256H121ZM129 254H130V253H129ZM153 254L155 255V253H153ZM165 254H166V252H165ZM183 254H184V255H183ZM220 254H222V253H220ZM260 254H261V253H260ZM3 255H4V254H3ZM6 255H7V254H6ZM8 255H9V254H8ZM8 255H7V256H8ZM10 255H11V254H10ZM26 255H27V254H26ZM95 255H96V253H95ZM127 255H128V254H127ZM158 255L160 256V254H158ZM158 255H155V256H158ZM172 255H173V254H172ZM172 255H171V256H172ZM224 255H225V254H223V257H224ZM236 255H237V254H236ZM1 256H2V254H1ZM16 256H17V254H16ZM29 256H30V255H29ZM37 256H38V255H37ZM85 256H86V255H85ZM128 256H129V255H128ZM140 256H139V257H140ZM155 256H153V257H155ZM159 256H158V258H159ZM163 256H165V255L163 254ZM163 256H162V257H163ZM175 256H176V255H175ZM207 256H206V257H207ZM228 256L230 257V255H228ZM228 256H227V257H228ZM233 256H234V255H233ZM233 256H232V257H233ZM239 256H241V255L239 254ZM243 256H244V255H243ZM247 256H248V255H247ZM253 256H255V255H253ZM257 256H258V255H257ZM261 256H262V255H261ZM263 256H264V255H263ZM5 257H6V256H5ZM12 257L14 258V255H13ZM27 257H28V256H27ZM31 257H32V255H31ZM31 257H30V259H31ZM34 257H35V255H34ZM129 257H131V256H129ZM141 257H142V256H141ZM162 257H161V259H162ZM173 257H174V256H173ZM181 257H180V258H181ZM248 257H249V256H248ZM0 258H1V257H0ZM13 258H12V259H13ZM17 258H18V257H17ZM17 258H16V259H17ZM124 258H125V257H124ZM131 258H132V257H131ZM151 258H152V256H151ZM155 258H156V257H155ZM171 258H172V257H171ZM182 258H181V259H182ZM214 258H216V257H214ZM214 258H213V259H214ZM224 258H225V257H224ZM234 258L237 259L238 257H235V256H234ZM234 258H233V259H234ZM240 258H242V257H240ZM249 258H250V257H249ZM256 258H257V257H256ZM263 258H264V257H263ZM263 258H262V259H263ZM9 259H11V256H10ZM14 259H15V258H14ZM14 259L12 260L13 262H14ZM16 259H15V260H16ZM19 259H20V257H19ZM25 259H26V258H25ZM120 259H121V258H120ZM128 259H129V258H128ZM134 259H135V258H133V260H134ZM139 259H140V258H139ZM178 259H179V258H178ZM181 259H180V260H181ZM196 259H197V258H196ZM216 259H219V257H217ZM229 259L231 260V257H230ZM229 259H228V260H229ZM236 259H234V260L236 261ZM238 259H239V258H238ZM245 259H247L246 256H245ZM251 259H252V258H251ZM20 260H22V259H20ZM125 260L127 261V257H126ZM133 260H132V261H133ZM137 260H138V258H137ZM137 260H136V261H137ZM150 260H151V259H150ZM152 260H153V258H152ZM155 260H156V259H155ZM170 260H171V259H170ZM180 260H179V262H181V264H182L183 262H182V260H181V261H180ZM197 260H199V259H197ZM201 260H202V262H203V259H201ZM224 260H225V259H224ZM239 260H240V259H239ZM241 260H242V259H241ZM253 260H255L254 257H253ZM10 261H11V260H10ZM18 261H19V260H18ZM22 261H23V260H22ZM121 261H123V260H121ZM121 261H120V262H121ZM128 261L130 262V260H128ZM156 261H158V263H159V261H161V260H156ZM156 261L153 260V262H155V263H156ZM163 261H164V260H163ZM177 261H178V260H177ZM187 261H188V260H187ZM204 261H205V258H204ZM237 261H238V260H237ZM255 261H256V260H255ZM259 261H260V260H259ZM259 261H257V263H260ZM263 261H264V260H262V262H263ZM5 262H6V261H5ZM5 262H4V263H5ZM111 262H112V261H111ZM124 262H125V261H124ZM124 262H123V263H124ZM134 262H135V261H134ZM161 262H162V261H161ZM161 262H160V263H161ZM168 262H170V261H168ZM168 262H165V263L167 264ZM174 262H176V260H175ZM188 262H189V261H188ZM195 262H198V261H195ZM199 262H201V261H199ZM213 262H214V261H213ZM215 262H216V261H215ZM217 262H219V261H217ZM250 262H251V261H249V263H250ZM253 262H254V261H253ZM253 262H252V263H253ZM14 263H15V262H14ZM118 263H119V262H118ZM118 263H117V264H118ZM121 263H122V262H121ZM127 263H128V262H127ZM145 263H146V262H145ZM155 263H154V264H155ZM158 263H156V264H158ZM162 263L164 264V262H162ZM184 263H185V262H184ZM186 263H187V262H186ZM186 263H185V264H186ZM193 263H194V262H193ZM231 263H232V262H231ZM233 263H235V262L233 261ZM241 263H242V262H240V264H241ZM243 263H244V262H243ZM245 263H247V262L245 261ZM249 263H248V264H249ZM254 263H256V262H254ZM2 264H3V263H2ZM15 264H17V261H16ZM19 264H20V262H19ZM114 264H115V263H114ZM125 264H126V263H125ZM129 264H130V263H129ZM132 264H133V263H132ZM149 264H151V261L149 262ZM171 264H172V263H171ZM188 264H189V263H188ZM195 264H196V263H195ZM204 264H207V263H204ZM210 264H211V263H210ZM221 264H223V263H221ZM235 264H237V263H235ZM262 264H264V263H262Z\"/></svg>",
  "mask_w": 264,
  "mask_h": 264
}]
</instances>
